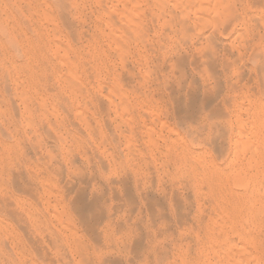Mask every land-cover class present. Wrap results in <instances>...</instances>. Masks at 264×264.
I'll return each instance as SVG.
<instances>
[{"label":"rangeland","instance_id":"rangeland-1","mask_svg":"<svg viewBox=\"0 0 264 264\" xmlns=\"http://www.w3.org/2000/svg\"><path fill=\"white\" fill-rule=\"evenodd\" d=\"M100 1V0H99ZM98 0H0V6H1V8L2 9H0V10H2L3 12H1L0 11V16H2V17H0V23H1V25H0V41H2V42H0V48H1V50L2 51H0L1 53V55H0V100L2 101H0V106L1 105H3V109L1 108V110H0V156H1V154L3 153L2 152V149L4 148V147H2L4 144L3 143H6V142H9L10 140H8V139H10V135H8V131L10 130V128H12L13 127V125H14V123H15V125L19 128H21V129H24L25 127L26 128H28V127H30V131L33 133V135L36 133V135H37V133H38V136H39V138H41V136H40V134L42 135V137L43 138H41V140L43 141H48L49 143H50V145H51V147L53 146V149L52 148H50V159H44L43 161L42 160H39V161H37V162H35V164L36 165H34L33 166V162L35 161V159H32V160H34V161H31L33 164H32V166H31V162H29V161H27V162H25L27 159H25L24 157H25V155H20V156H18V158L15 160V159H13V160H15V163H14V161L13 160H10L7 164H3L1 167H3V168H6V170L4 169H2V168H0V185H2V186H4V188H1V190L3 189L4 191H2L1 192V190H0V220H2L4 223H7V224H11L12 226H11V228L12 227H14L15 228V230L16 231H14V229H13V232H15V235H13L14 237H12V238H14V239H17V241H15V242H13L12 241V239H9V241H8V248H9V244H10V242H11V244H10V248L9 249H7V256L9 257V258H11V259H9V261H8V263L6 262V261H3L2 263H0V264H100V263H102V264H111L112 262L114 263L115 262V264H116V261H118L117 259H115V261L114 260H111V262H110V260H109V257L111 256V254L110 253H113L112 255H114L113 257L114 258H116V257H118V259L120 258V261H123V262H120V264H158V261H159V264H160V262H162L161 264H174V262L176 263V264H181V261L183 262V263H185L183 260H185V261H189V262H187V263H189V264H192V263H190V262H193V264H196V261L199 259V257H201V249H202V247L204 246V244H200V243H205L206 241V239L211 235V234H213V232H215L216 234V236H218L219 235V237H218V249H219V251H218V256L219 255H221V257L223 258V257H226L227 259H226V263L227 264H264V199H263V197H264V129H262L263 127H264V102H262L263 104V106L262 105H258V103H260V101L262 100V101H264V89L262 88V81H263V75H264V70L262 69V68H264V35L262 34V33H264V29H260V27H258L259 28V31H258V28H256L257 26H254V25H258V23L256 22L257 20H259V19H261V17H262V19L261 20H259L260 22H262L261 24H263V22H264V0L263 1H261V0H256V1H254V0H243V3H240L241 2V0H239L240 2H238V0H235L237 3L235 4V6L233 5V4H231V0H229V1H227V0H217L218 2H220V3H222V4H220V12H222V8L224 7V10H223V12H222V14L221 15H223V16H225L226 14H227V11H229V14H231L230 12L233 10L234 12H233V14L236 12V11H238L237 13H235V15H232L233 17L235 16V18H233L232 19V17L229 15V14H227L226 16H225V18L223 17V16H221L222 18H220V20L219 21H217V19H215L214 18V16H215V14H211L212 16H211V21H215L216 20V22H210L209 23V25H208V27L205 29V26L203 25L201 28H202V30L200 29H198L196 26H198V24L196 25V23H192V22H195V20H196V17H195V19H194V9L192 10V8H196V6H198V5H201L202 3H204V2H202V1H199V0H191L190 1V3L191 4H189L188 2V4L187 3H185V7H183V9H188V10H192V11H190V12H194V13H190V12H188V13H190L191 15H187V16H189V19L187 18V20L189 21L188 23L186 22V20L184 21V24L183 23H181L180 25H179V22H174L175 24H177L176 25V28H173L174 26H172V28H171V24H169V23H171L170 22V18H168L167 20H169L168 22H167V20H166V22H164L165 20H162V19H158L157 17H156V15H154V14H157V12L155 11V9L153 8V7H148L147 8V6L150 4L151 6L152 5H155V2H157V1H162L163 3H167L168 5H170V10L171 11H174V10H172V9H174V8H176V5H179V8L181 7V5H183L182 3L185 1V0H182V3L180 2L181 0H157V1H155V0H133V2H134V4L133 5H137V6H135V8L137 7V9L139 10V9H141V10H143L144 8H146L147 9V11L144 9V16H147V18L145 19V21H149L147 24L145 23V21L143 20L142 22H143V24L145 23V25L144 26H146L145 28H147V29H149V30H147L146 29V31H148L147 33H144V34H141V33H139V34H137L139 31H140V29H138L141 25L139 24V23H137V22H140V21H137V22H135L136 20H140V19H143L144 18V16L143 15H141L142 14V12H140V10L138 11V10H136L137 12H140V13H138V15L140 16L141 15V17L142 18H138L137 16V13H136V11L134 10L135 8L134 7H132V8H129V7H131L130 5V3H125V2H127L128 0H121L122 2L120 3V0H103V2L101 1V4H103L104 3V5H106V7H110L112 10L114 9H116L115 11H118L119 13H116L115 11L112 13L111 11H108V10H105V8H103V9H100V4L98 3L99 2ZM104 1H108V4L106 3V2H104ZM116 2V4H118V3H120L121 5H115V2ZM124 1V2H123ZM132 1V0H131ZM138 1V2H137ZM143 1V2H142ZM145 1V2H144ZM171 1H172V3H171ZM176 1V4L174 3V5H175V7L173 6V2H175ZM187 1H189V0H187ZM192 1L194 2V4L192 5ZM203 1H205V3L207 4V9L209 10L208 12L210 13L211 11L212 12H214V10H215V6H214V2L211 0V2L210 1H206V0H203ZM214 1H216V0H214ZM234 1V0H233ZM232 1V3H235V2H233ZM21 2V3H20ZM48 2V3H47ZM113 2H114V4H113ZM128 2H130V0L128 1ZM195 2H196V5H195ZM202 2V3H201ZM228 2H230V6L232 5L234 8H235V10L233 9V7L232 8H230V6H229V4H228ZM256 2H258V3H256ZM14 3V4H13ZM19 3H20V5H19ZM41 3L43 4V6L41 7ZM46 3V4H45ZM112 3V4H111ZM124 3V4H123ZM148 3V5H146ZM178 3V4H177ZM204 3V6H203V4H202V6H203V9H201L202 11H203V13L201 12V10H199L200 11V13H199V16H205L206 14H209V13H207L206 12V8H205V6H206V4ZM214 3V4H213ZM217 3V2H216ZM254 3V5H252ZM256 3V4H255ZM34 4V5H33ZM57 4V5H56ZM70 4H72V6L70 5ZM98 6H97V5ZM123 4V5H122ZM126 4V5H125ZM128 4V5H127ZM140 4V5H139ZM181 4V5H180ZM198 4V5H197ZM244 5V6H242L241 7V5ZM260 4V5H259ZM4 5H5V7H4ZM24 5H26V6H24ZM27 5H31L30 7L31 8H29V7H27ZM45 5V6H44ZM47 5V6H46ZM50 5V6H49ZM67 5H69V6H67ZM77 5H79L78 7L79 8H77ZM84 5V6H83ZM104 5H102V6H104ZM107 5H111V6H107ZM132 5V6H133ZM142 5V6H141ZM146 7H145V6ZM221 5H223L222 7H221ZM237 5L239 6V8L237 7ZM16 7V9H15V7ZM20 6V7H19ZM22 6H23V8H22ZM76 8H75V7ZM90 6V7H89ZM101 6V7H102ZM116 6L118 7L119 6V8H116ZM127 6V7H126ZM129 6V7H128ZM138 6H141V7H138ZM173 6V8H171ZM192 6V7H191ZM246 6V7H245ZM252 6H254V7H252ZM3 7L4 8H6L7 10L6 11H4L5 9H3ZM8 7V8H7ZM25 7H27L26 9H25ZM34 7V8H33ZM37 7V8H36ZM44 7H47L46 9L44 8ZM50 7V8H49ZM70 7V8H69ZM86 7V8H85ZM113 7V8H112ZM122 7V8H121ZM125 7V8H124ZM188 7V8H187ZM241 7V8H240ZM245 7V9H244V11L246 10L247 12V14L244 12V11H242L243 10V8ZM33 8V9H32ZM38 8H40V9H38ZM179 8H177L176 10V12L178 13L179 12ZM189 8H191V9H189ZM212 8V9H211ZM27 9H29V11H25V10H27ZM34 9H36V10H34ZM109 9V8H108ZM127 9H129L128 11L130 12V15L132 14V12H133V15H131L132 17H134V19H135V21H132L133 23H137V25H140L139 27L136 25L135 26V24H133L132 22V24H133V28H134V26L138 29V31L136 32L135 30V33H132L133 31H132V25L131 24H127V19H128V16H129V14H126L125 12L127 11ZM179 9V10H178ZM205 9V10H204ZM34 11V13H33V11ZM46 10L47 12H48V14H51L52 16H54V22H55V20H56V23L57 24H54V22L52 23V21L53 20H51L52 18H50L51 17V15H46L47 14V12H46V14L44 13V11ZM67 10V11H66ZM68 10H69V12H68ZM73 10V11H72ZM79 10V11H78ZM88 12V14H86L87 12ZM101 10H104L103 12L104 13H101L102 11ZM110 10V9H109ZM121 10V11H120ZM188 10H186V12L188 11ZM198 9H195V11H197ZM262 10V11H261ZM8 11V12H7ZM39 11V12H38ZM51 11V12H50ZM125 11V12H124ZM132 11V12H131ZM134 11H135V13H134ZM241 13H240V12ZM7 14H6V13ZM10 12L11 13H13V14H10ZM16 12V13H15ZM41 12V13H40ZM54 12V13H53ZM62 12V13H61ZM63 12H65L66 14H64ZM79 12V13H78ZM81 12H84L83 14L81 13ZM100 12V13H99ZM105 12H107L106 14H105ZM198 12V11H197ZM2 13H5V14H2ZM28 13H31V16H32V14H35L36 16H32V17H30V14H28ZM37 13H39L40 15H38ZM61 13V14H60ZM70 13V14H69ZM81 13V14H80ZM89 13L91 14V15H89ZM127 16V17H125V21H121L122 19H123V15L124 14ZM147 13V14H146ZM150 13V14H149ZM152 13H154L153 15H151ZM188 13H185V14H188ZM239 13V14H238ZM244 13V14H243ZM248 13H249V16H252L253 15V17H254V13H255V15L256 16H260V18L258 19L257 17H255V18H257V20H255V18H253V17H251V19H249L248 18ZM258 13V14H257ZM261 13V14H260ZM23 14V15H22ZM41 14H43V15H41ZM45 14V15H44ZM107 16H105V15ZM107 14H110L111 15V18H112V16H113V18L112 19H115L114 17H120V19H117L116 20V22H119V20L121 21V22H119L118 24H120V25H123V26H120L121 28L120 29H123V32H125V33H121V32H119V33H117L118 31H116V30H114L115 32V34L113 33V29H118V28H111V26H112V24H110L109 22H113V24H116V25H118L117 23H114V21H112L111 19H109L108 18V15ZM119 14H122V16H118ZM146 14V15H145ZM3 15H9V16H4L3 17ZM62 15H65L67 18H69V19H64L65 17H63ZM69 15V16H68ZM85 15V17H86V15H88L87 17H86V19H85V17H83ZM109 15V16H110ZM242 15V16H241ZM10 16H12V17H10ZM40 16V17H39ZM41 16H42V18H41ZM44 16H45V18H44ZM61 16H62V18H61ZM90 16V17H89ZM97 17V18H99V19H97V18H95V17ZM153 17V19H152V17ZM179 16V15H178ZM202 16V17H203ZM231 18V19H229V17ZM9 17L11 18V20H9ZM15 17V18H14ZM35 17V18H34ZM37 17H39L38 19H37ZM70 17H72V18H70ZM122 17V18H121ZM136 17V18H135ZM240 17H242L241 18V20H243V21H241L240 20ZM3 18L5 19H7L8 18V20H3ZM56 18V19H55ZM91 18V19H90ZM106 18V19H105ZM214 18V19H213ZM227 18V19H226ZM13 19H15V21L13 20ZM26 19H31L30 21L29 20H26ZM48 19H50V20H48ZM85 19V20H84ZM105 19V20H104ZM151 19V20H150ZM190 19H191V23L193 24V26L191 25V23H190ZM193 19V20H192ZM223 19H226L227 20V22H228V19L230 20V22H228V23H226V21H224ZM253 19H254V21L255 22H253ZM25 20V21H24ZM62 20H64V21H67L68 22V20L70 21V22H66V26H68L67 28H64L65 27V22L63 23V21ZM85 22H87V23H84L83 21ZM104 20V21H103ZM110 20V21H109ZM130 20H133L132 18L130 19ZM224 22H223V21ZM234 20V21H233ZM240 20V21H239ZM5 21V22H4ZM10 21V22H9ZM15 23H14V22ZM20 23H19V22ZM78 21V22H77ZM91 21V22H90ZM108 21V22H107ZM158 21H160V22H158ZM163 21V22H162ZM200 21V22H199ZM196 20V22L197 23H199V24H201V22H202V20ZM208 21H210V19L208 20ZM207 21V22H208ZM222 21V22H221ZM252 21V22H251ZM4 22V23H3ZM18 24H20V25H18ZM24 22V23H23ZM30 24H29V23ZM42 22H45V23H42ZM75 24H73V23ZM82 22V23H81ZM105 22H107V23H105ZM152 22H154L153 24H152ZM207 22H202L203 24H205V23H207ZM231 22L233 23V24H231ZM237 22V23H236ZM241 22V23H240ZM247 22H249V23H251V24H246ZM7 23V24H6ZM26 23V24H25ZM34 23H36L37 25L35 26L34 25ZM88 23H90V24H88ZM95 23V24H94ZM111 25V26H107V25H109V24ZM121 23H125V24H127V25H129V26H124V24H121ZM186 23V24H185ZM218 23V24H217ZM222 23V24H221ZM223 23L225 24H227V29L229 30H226V27L224 28V26H223ZM12 24H14V26L15 27H17L18 29H13V28H11L12 26H10V25H12ZM25 24V25H24ZM54 24V25H53ZM59 24V25H58ZM107 24V25H106ZM142 24V23H141ZM143 24H142V29L144 28L143 27ZM156 24H157V26L159 27H157L158 29H156L155 28V26H156ZM163 24V25H162ZM187 24H189L188 25V29L186 30V28L184 27V26H182V25H187ZM194 24H195V27H194ZM212 24H216L217 25V27L215 28H213V26H212ZM240 24V26L238 27V25ZM254 24V25H253ZM27 25H29V26H27ZM33 25V26H32ZM45 25V26H44ZM50 25V26H49ZM55 25L57 26L56 28H55ZM82 25V26H81ZM89 27V29H88V27ZM130 25H131V29H129V27H130ZM161 25V26H160ZM166 25V26H165ZM173 25V24H172ZM210 25H211V27L214 29V32H210V29L209 28H211L210 27ZM248 25H249V27H250V29H249V27H248ZM2 26V27H1ZM78 26V27H77ZM107 26V27H106ZM119 26V25H118ZM163 26V27H162ZM201 26V25H200ZM207 26V25H206ZM228 26H229V28H228ZM231 26V27H230ZM243 26V27H242ZM254 26V27H253ZM259 26V25H258ZM25 27H26V29H25ZM45 27V28H44ZM71 27V28H70ZM82 27V28H81ZM113 27V26H112ZM123 27V28H122ZM126 27H128V29H126ZM162 27V28H161ZM167 27H169V33L167 32L168 30H167ZM180 27V28H179ZM187 27V26H186ZM242 27V28H241ZM263 27V26H262ZM23 28V31L21 30ZM32 28V29H31ZM41 31H39L38 29ZM47 28V29H46ZM52 28L54 29V30H56L57 29V31H54V30H52ZM62 29V30H60V29ZM69 28V29H68ZM72 28H74V30H72ZM90 28H91V30H90ZM94 28H99V30H97V31H95V29ZM108 28H110V30L112 31L111 32V35L110 34H108V33H110L107 29ZM151 28H152V30H151ZM190 28L191 29H193L192 30V32L191 33H193V35H195L194 37H191L192 35H189V31H190ZM195 28H196V30H195ZM211 28V29H212ZM227 31H225L226 33L224 34V29ZM231 28H232V31H231ZM238 28L240 29V31L238 30ZM248 28V30H246ZM13 29V30H12ZM59 29V30H58ZM76 29V30H75ZM166 29V31H164ZM175 29H178L180 32H181V34H178V33H180V32H177V30H175ZM181 29V30H180ZM184 29V30H183ZM198 29V30H197ZM216 29H217V31H218V33H216L217 31H216ZM237 31H236V30ZM241 29H244V30H242L243 31V34L244 33H246V36L245 35H241V34H239V36H241V39H242V37H243V39H245L246 38V40H243L242 39V41H241V39L239 40V36L238 37H236V34H237V32H239V33H241ZM255 29V30H254ZM256 29H257V32H258V34H259V32H260V34L258 35V34H256L255 35V33H257L256 32ZM2 30H5V31H2ZM18 30V31H17ZM28 30H30V31H28ZM84 30V31H83ZM86 30H88V31H86ZM102 31L101 32V34H99V31ZM104 30H105V32H104ZM119 30V29H118ZM129 30H130V32H129ZM182 30H183V33H182ZM234 30L236 31V33L234 32ZM245 30H246V32H245ZM254 32L253 33V35L252 34H250L251 32ZM9 32V33H6V34H4L5 32ZM12 31H14V32H12ZM16 31V32H15ZM25 31V32H24ZM52 31V32H51ZM58 31H60V36H58L59 35V32ZM65 31V32H64ZM80 31H81V33H80ZM93 31V32H92ZM145 30L143 31V32H146ZM150 31L152 32V34L150 33ZM174 31H176V33H177V36L175 35V33H173ZM198 31V32H197ZM57 32V33H56ZM71 32L73 33V34H71ZM88 34V35H86V33ZM186 32H188V33H186ZM202 32V33H201ZM209 32V33H208ZM223 32V33H222ZM248 32V33H247ZM64 33V34H63ZM85 33V34H84ZM92 33V34H91ZM97 33V34H96ZM102 33H105V34H102ZM120 33H121V35L124 37V36H128L127 38L126 37H121L122 38V41L121 42H118V43H120V44H122V42L123 41H128V39H129V41L128 42H130V38H133V37H135V38H138L139 39V41H140V43L139 44H137L138 43V41H136V39H134V41H133V39L131 40V44L129 43V45H128V43H127V47L126 48H128V49H130V55H129V57H127L128 55H126L125 53V51H127L128 49H124L125 48V46H126V44L123 42V44L125 45L124 47H122V49H118L117 47H120V45L118 46H114L112 43H113V40H112V38H111V36L113 35V37L115 38V37H117L118 35V37L120 38ZM129 33L131 34L132 33V35L133 36H131V35H129ZM190 33V34H191ZM195 33H197V34H195ZM201 33V34H200ZM205 33H206V35H210V34H212V36H214L213 38H215V37H218L217 39H220L219 41H217V39L215 38V39H213L212 38V36L208 39L207 37H206V35H205ZM208 33V34H207ZM214 33H215V35H214ZM22 36H21V35ZM26 34H28V35H26ZM40 34V35H39ZM75 34V35H74ZM92 36H91V35ZM108 34V35H107ZM136 34L137 35H139V36H136ZM143 36V37H141V35ZM145 34H148V37H149V39L147 40V42L148 43H150V44H153V45H149L148 46V48H147V45L146 44H148L146 41H145V43H143V45H140L141 44V40H142V38H145ZM150 34V35H149ZM163 34H168V36L170 37H166V38H163ZM174 34V35H173ZM187 34V35H186ZM202 34H204V35H202ZM227 34V35H226ZM229 34V35H228ZM16 35H18V36H16ZM50 35V36H49ZM68 35V36H67ZM83 35H86L85 36V38H88L87 39V43H86V39H84V38H82V37H84ZM103 35H105V36H109L108 38L107 37H103ZM197 35H199V36H197ZM217 35V36H216ZM233 35H235V37L233 36ZM21 36V37H20ZM61 36H63V37H61ZM72 36H73V38H72ZM89 36V37H88ZM92 38H91V37ZM100 38H99V37ZM167 36V35H166ZM200 36H205V37H203L202 39H204L203 41L201 40V37ZM257 37V36H259V37H257V38H259V39H257L256 40V38L254 37V38H252V37ZM30 38V40H29V38ZM57 37H58V39H59V37L61 38L60 40H62L61 42L62 43H60V40H58V43H60V44H56V45H54V43L53 42H57ZM65 37V38H64ZM67 37V38H66ZM93 37H95L94 39L96 40V42H99L98 44L96 43L95 44V40L93 39ZM118 37H117V40L119 41V39H118ZM147 37V36H146ZM173 37H175V38H173ZM179 37H181V39H184L183 41L185 42L186 41V43H187V45H186V43H184V46H183V43H182V41H178V38ZM190 37V38H189ZM245 37V38H244ZM20 38H21V40H20ZM54 38V39H53ZM63 38L64 39H66V40H63ZM81 38V39H80ZM105 38H107V40L105 39ZM113 38V39H114ZM163 38V39H162ZM200 38V39H199ZM206 38V39H205ZM212 38V39H211ZM230 38H231V40H232V42L230 43ZM235 38H236V40H238L239 41V43H238V41H236L235 40ZM238 38V39H237ZM250 38H252L253 39V41H252V39H250ZM9 39H11V42H10V40ZM18 39V40H17ZM25 39H27V40H25ZM55 40V41H53V40ZM67 39H68V42H67ZM83 39V40H82ZM90 39V40H89ZM98 39H99V41H98ZM103 39V40H102ZM105 39V40H104ZM109 39H111V44H110V40ZM126 39V40H125ZM145 39H147V38H145ZM151 39V40H150ZM164 40V41H162V40ZM171 39V40H170ZM175 39V40H174ZM177 39V40H176ZM180 39V38H179ZM211 40V41H208V40ZM261 39V40H260ZM24 40V41H23ZM71 40V41H70ZM109 40V41H108ZM116 40V41H117ZM144 40V39H143ZM143 40H142V42H143ZM190 40V41H189ZM196 40H197V43H195L196 42ZM205 40H207V41H205ZM213 40L215 41L216 40V43L217 42H219L218 44H217V49L215 48L216 46L215 45H213L214 47H212V46H210L209 47V50H208V48H205L206 50H204L203 48H204V44H206V43H204V41L205 42H208L207 44L208 45H211V43L210 42H213ZM260 40V41H259ZM8 41L10 42V43H8ZM53 41V42H52ZM66 41V42H65ZM89 41V42H88ZM103 41V42H102ZM106 41H108L109 42V44H108V42H106ZM152 41V42H151ZM155 41V42H154ZM170 41V42H169ZM175 41H176V43H175ZM220 41H222V42H220ZM233 41H234V43H233ZM241 41V42H240ZM255 41H257V42H255ZM13 42V43H12ZM17 42V43H16ZM22 42V43H21ZM30 42V43H29ZM73 43V44H71V43ZM80 42H82V43H80ZM106 42V43H105ZM115 42V41H114ZM178 42H179V44L182 46H180L179 44H178ZM194 42V43H193ZM203 42V43H202ZM236 42H237V44H239V47L240 48H238L236 45ZM250 42H252V43H250ZM15 43V44H14ZM45 43V44H44ZM63 43H65V44H63ZM66 43H68V44H70V45H68V44H66ZM78 43V44H77ZM101 43V44H100ZM133 43H134V45H136V46H134L133 45ZM155 43V44H154ZM189 43V44H188ZM190 43L192 44V45H190ZM210 43V44H209ZM221 43V44H220ZM240 43H241V46H242V43H243V45L246 47V49L248 50L247 52H246V50H245V48H242L241 46H240ZM254 43H255V47H254ZM263 43V44H262ZM6 45V46H4L3 47V45ZM29 44H31L32 46H29ZM115 44V43H114ZM157 44V45H156ZM198 44V46H201V44H203L202 45V49H203V53H208V52H210V53H208V54H203L202 52H201V50L199 49V48H197L196 47V45ZM200 44V45H199ZM228 46H227V45ZM229 44H235V45H233L234 47H231V45L229 46ZM9 45H12L11 47L9 46ZM14 45V46H13ZM26 48H24L23 46ZM58 45H60V46H63V48L66 46V48L68 47V49H66L67 51H69V53H71L70 55H69V53L68 52H65L64 50H62V48H59V47H57ZM68 45V46H67ZM72 45V46H71ZM81 45V46H80ZM84 45V46H83ZM91 45V46H90ZM102 45V46H101ZM105 45V46H104ZM107 45V46H106ZM113 45V46H112ZM139 45V46H138ZM144 45H146V47L144 48ZM218 45H220V46H218ZM251 45H252V47H251ZM52 46V47H51ZM54 46H56V47H54ZM71 46V47H70ZM73 46L75 47V50H74V48H73ZM86 46H88V47H86ZM138 46V47H137ZM153 46L155 47L153 50H155V49H157V50H159V52L156 50V52L158 53V56L156 55V54H154L155 53V51H154V53H152V52H149V51H151L152 49L151 48H153ZM161 46V47H160ZM165 48H163V47ZM175 46H177V49H179L178 51H176L175 52V50H177L176 49V47ZM181 47V49L182 50H184L183 52H182V50H180V47ZM191 46V47H190ZM222 46V47H221ZM248 46V47H247ZM250 46V47H249ZM13 47V49H11ZM16 47V48H15ZM99 47H100V49H99ZM114 50H116V48L118 49V51H120V52H123V54L124 55H121V57L120 58H122V56L123 57H127V59H125V58H122V61H121V63L119 64V62H120V60L117 58V56H118V54H117V52L114 50V52H113V50L111 49V48ZM114 47H116V48H114ZM133 47H135V49H133ZM137 47V48H136ZM179 47V48H178ZM194 47V48H193ZM219 47H221V49L219 48ZM230 47V48H229ZM262 47V48H261ZM6 48V49H5ZM28 48V49H27ZM51 48V49H50ZM69 48H70V50H69ZM72 48V49H71ZM84 48V49H83ZM96 48V49H95ZM188 48V49H187ZM233 48V49H232ZM235 48H237L236 49V51L238 50L239 52H240V55H241V61H238L239 62V64L237 63V60L236 59H238V57L239 56H235V55H238L237 53H236V51H234V49ZM255 49V52H253L254 51V49ZM51 51H50V50ZM52 49H53V51H52ZM59 49V50H58ZM105 50L104 51V53H103V51L102 50ZM111 49V50H110ZM142 51H141V50ZM144 49H146L147 51H144ZM189 49H190V51H189ZM197 49H199L200 50V52H201V55H203V57L204 58H207L208 59V57H210L213 61L215 60L216 62L213 64V67H214V65H215V67H218V69H217V71L219 72V73H217V71L215 72L214 70V72L213 71H211L212 72V74L213 75H210V71H208V66H207V64H205L208 60L207 59H204L203 57V59L205 60L204 62H198L199 64H195V68H196V70L198 69V68H202L203 69V67H202V63H204L203 64V66L205 65L206 67V69H207V72L206 73H209V75L210 76H212L211 78H209V75L207 76L206 75V73H205V71L204 72H202V73H200L201 71H199V69H198V71H194V69L192 68V67H194L193 66V62H194V60H198V61H200V60H203L201 57H200V55L199 54H197ZM213 49V50H212ZM259 49V50H258ZM261 49H263V50H261ZM4 50V51H3ZM35 50V51H34ZM73 50V51H72ZM79 50V51H78ZM125 50V51H124ZM149 50V51H148ZM163 50V51H162ZM215 50H217V52L219 53V58L218 57H216V58H218L217 60L218 61H220V62H218L216 59H215V56L213 57V52L215 51ZM29 53H27V52ZM32 51V52H31ZM59 52V54H58V52ZM78 52V53H76V52ZM95 51V52H94ZM97 51H99V52H97ZM135 51V52H134ZM144 51V52H143ZM193 51H197V52H193ZM204 51H206V52H204ZM229 51H231L232 53H230ZM243 51H245V52H243ZM263 51V52H262ZM5 52H6V54H5ZM35 52V53H34ZM51 52V53H50ZM63 54H62V53ZM75 52V53H74ZM90 54H89V53ZM132 52H134V53H132ZM147 52V53H146ZM175 52V53H174ZM216 52V51H215ZM238 52V53H239ZM245 53V55L243 54V53ZM249 52V53H248ZM10 53V54H9ZM32 53V54H31ZM59 55H57V54ZM64 53L66 54V55H69V60H73V59H75V61H76V59H77V62H71V61H69V60H65V64H64V61H59V57H60V59L61 58H64L65 59V55H64ZM68 53V54H67ZM87 53H88V55H90V56H87ZM92 53V54H91ZM98 53H99V56H98ZM106 53V54H105ZM119 53V52H118ZM153 55H152V54ZM160 53H161V55H160ZM169 53V54H168ZM172 53V54H171ZM174 53V54H173ZM186 53V54H185ZM194 53V54H193ZM217 53V54H218ZM7 56H5V55ZM26 54V55H25ZM28 54V55H27ZM55 56H54V55ZM73 54H74V56H73ZM82 54V55H81ZM102 54H105V56L107 55V57H105L104 55H102ZM144 55L143 57H141L140 55ZM146 54V55H145ZM148 54V55H147ZM151 54V55H150ZM175 54H182V56L183 57H180V56H178V55H175ZM184 54V55H183ZM198 55V57L197 56H195L194 57V55ZM213 54V55H212ZM232 54V55H231ZM243 54V55H242ZM8 55H10V56H8ZM32 55H34V56H32ZM93 55L94 56H96L95 58H93ZM109 55V56H108ZM116 55V56H115ZM132 55V56H131ZM136 55V56H135ZM187 55V56H186ZM190 55V56H189ZM206 55H207V57H206ZM220 55H221V57H220ZM79 58H78V57ZM80 56H81V58H80ZM101 56H102V58H101ZM115 56V57H114ZM151 56H153L152 57V59H151ZM168 56H169V58H168ZM176 56H177V58L178 57H180V58H183V60H185L186 58V60L187 61H185V62H188V64L186 63V65L185 64H182L181 66L179 65V63L177 62V59H176ZM184 56H186V57H184ZM191 56H192V58H191ZM51 57V58H50ZM55 57H57V58H55ZM68 57V56H67ZM74 57V58H73ZM90 57V58H89ZM97 57H99L98 59H96ZM105 57V58H104ZM112 57V58H111ZM132 57V59H130ZM146 57H147V59H146ZM149 57H150V61H149ZM173 57V58H172ZM193 57H194V59H193ZM196 57H197V59H196ZM201 59H200V58ZM2 58H5V59H2ZM12 58V59H11ZM71 58V59H70ZM73 58V59H72ZM101 58V59H100ZM156 58V59H155ZM158 58V59H157ZM174 59V61L173 60H170L169 62H168V60L167 59ZM180 58H179V61H182V59L180 60ZM8 59H10V61L8 60ZM54 59V60H53ZM57 61H56V60ZM78 59H79V62H78ZM84 61H83V60ZM145 59H146V61L148 62L147 64H148V68L153 72V73H151V71L150 72H148L147 70H149L148 68H147V70H146V68H139V67H146V64L144 63V62H146L145 61ZM153 59H155V60H153ZM240 59V58H239ZM244 59V60H243ZM5 60V61H4ZM27 60V61H26ZM63 60V59H62ZM82 60V61H81ZM98 60V61H97ZM100 60V61H99ZM103 60H105L106 61V63H105V61H103ZM113 60V61H112ZM131 60H132V62H131ZM151 60H153V61H151ZM156 60H158V62L156 61ZM226 60V61H225ZM229 60V61H228ZM236 62H235V61ZM262 60V61H261ZM7 61V62H6ZM33 61V62H32ZM53 61V62H52ZM63 62V64H59V62ZM68 63H67V62ZM74 61V60H73ZM82 63H81V62ZM93 61V62H92ZM225 61V63H224V66H223V63L222 62H224ZM232 62V64H230L229 62ZM235 62V64H233L234 62ZM244 61H245V63H244ZM10 62V63H9ZM22 64H21V63ZM38 62V63H37ZM92 62V63H91ZM98 62H99V64H98ZM103 62L106 64V66H105V64L103 65ZM140 62V63H139ZM166 62V63H165ZM176 63L175 64V66L177 67H174L173 65H171V64H173V63ZM184 62V61H183ZM184 62V63H185ZM4 63H6V64H4ZM11 63H14V64H12L11 65ZM40 63V64H39ZM70 63V64H69ZM74 65H73V64ZM76 63H78L79 65H77ZM84 63H86V65H88V66H86ZM95 63V64H94ZM102 63V64H101ZM116 63V64H115ZM118 63V64H117ZM136 63V64H135ZM151 63V64H150ZM228 63V64H227ZM20 64V65H19ZM34 64H36V65H34ZM45 64V65H44ZM67 64V65H66ZM69 64V65H68ZM82 64H84V65H82ZM94 64V65H93ZM108 64V65H107ZM114 64V65H113ZM139 64H140V66H139ZM150 64V65H149ZM155 64V65H154ZM168 64H170V65H168ZM220 64V66H218ZM225 64H227L226 66H228L229 64H230V66L228 67L229 69H227L226 70V68H225ZM253 64V65H252ZM259 64V65H258ZM262 64H263V66H262ZM7 65H8V67H7ZM14 65H17L16 66V68H15V66ZM19 65V66H18ZM63 65H65V66H67L66 68H65V66H63ZM92 65V66H91ZM113 65V66H112ZM128 65H130V66H128ZM134 66V68H136V69H134L133 68V66ZM152 65L155 67H152ZM159 65V66H158ZM161 65V66H160ZM168 65V69H167V66ZM188 65H190V66H188ZM201 65V66H200ZM236 65H237V68H236ZM239 65H241V68L239 67ZM9 66H10V69L12 68H14L13 69V72H12V70L10 71L9 70ZM78 67V68H76V67ZM80 66V67H79ZM83 66V67H82ZM108 66V67H107ZM123 66L126 68H124V70L123 69H120L121 67L123 68ZM170 66H172V67H170ZM183 66H186V67H183ZM192 66V67H191ZM198 66H200V67H198ZM246 66H248V67H246ZM251 66V67H250ZM262 68H261V67ZM37 67H38V69H37ZM65 69H67V70H65ZM73 67V68H72ZM74 67L78 70V71H76V72H79V68L81 69V71H80V75H81V77H80V75L77 73V75H79L78 77H80V81H79V78L77 79V78H71V73H73V72H69L70 70L71 71H74L73 69H74ZM87 67V69H85ZM92 67V68H91ZM101 67V68H100ZM105 67V68H104ZM112 67H116L115 69L114 68H112ZM119 67V68H118ZM152 67V68H151ZM159 67V68H158ZM182 67V68H181ZM198 67V68H197ZM245 67L247 68V70L245 69ZM260 67V68H259ZM18 68V69H17ZM58 69V70H56V69ZM109 68V69H108ZM170 68V69H169ZM177 70V73H175L176 72V70ZM181 68V69H180ZM183 68H184V70H186L187 72V74H185V75H183V77H182V80H181V77H179V76H182V75H180L181 74V72L183 71ZM200 68V69H201ZM222 68H225V69H222ZM238 68L240 69V73H241V71H242V73H241V75L242 76H240V74L238 75ZM258 68V69H257ZM49 69V70H48ZM62 70V72L60 71V70ZM92 69H94V70H92ZM98 69V70H97ZM108 69V70H107ZM110 69H114V70H117V71H110ZM156 69V70H155ZM158 69V70H157ZM188 69H189V72H188ZM201 69V70H202ZM212 69H214V68H212ZM212 69H209V70H212ZM216 69V68H215ZM222 69V70H221ZM17 72H16V71ZM20 70V71H19ZM23 71V73H22V71ZM139 70H140V72H139ZM144 70H146V71H144ZM166 70H167V72H166ZM179 70H182V71H179ZM205 70V69H204ZM223 70H225V71H223ZM237 71V75H236V71ZM249 70H253V72L252 71H249ZM257 70H258V73H257ZM263 70V71H262ZM53 71V72H52ZM57 71V72H56ZM58 71H60V72H58ZM89 71V72H88ZM110 71V72H109ZM130 71V72H129ZM143 71V72H142ZM154 71H155V73H154ZM163 71V72H162ZM171 71H173V73L171 72ZM230 71L233 73V72H235L234 73V75H235V77L233 76V74L232 73H230ZM261 71V74L259 73ZM101 72H103V74L101 73ZM127 72H129V73H131L132 72V75H133V73L137 76H135V75H133L134 76V81H133V77H132V75H130V77L129 76H126L127 74ZM150 74H148V73ZM157 72V73H156ZM180 74H179V73ZM197 72H199V74L197 73ZM228 72V73H227ZM250 72V73H249ZM23 75H22V74ZM59 73V75H57ZM61 73V74H60ZM62 73L64 74V75H62ZM67 73V74H66ZM86 73V74H85ZM105 73V74H104ZM108 73V74H107ZM110 73V74H109ZM113 73L114 74H117V76L119 77V78H117L116 77V75H113ZM128 73V74H129ZM145 73H147L148 74V77L149 76H151L150 78H147L148 79V81H152V83L151 82H148V81H146V75H145ZM185 72L183 71V73L182 74H184ZM205 73V74H204ZM223 73H226L225 75L223 74ZM39 74V75H38ZM74 74H76V73H74ZM74 74H72V75H74ZM91 74H94V75H91ZM96 74H98V75H100L101 74V79H104V80H102V81H106L107 79H108V77H109V80L111 81L110 82V84L108 83L109 82V80H107L104 84H106V83H108V86L111 88V87H113V86H117V83H120L121 85H120V88H122L123 87V89H126V88H129V90L131 89V92H132V90L133 91H135V90H137V92H136V94H139V92H140V95H137L138 97H136L135 96V92L132 94V93H129L128 91H123V89H121V93L119 92L120 90V88L117 86L116 88H113V90H115V92L114 91H112L110 88L109 89H107L106 90V93H105V91L103 90V92H101L102 90H100L101 88L100 87H104L103 85L104 84H102L103 82L102 81H100V83L98 84V80H100V77L98 78V76H95ZM113 75V77H115L114 78V80L112 79V75ZM153 74L155 75H157L158 76V74H159V77L160 78H158L156 75H155V77L153 76ZM172 74H174V75H172ZM175 74L176 75H178L179 74V76H175ZM217 74H219V75H217ZM229 74V75H228ZM232 74V75H231ZM259 74V75H258ZM33 75V76H32ZM57 75V76H56ZM61 75H62V77L63 78H65L66 76H67V80L66 79H63L62 77H61ZM85 75V77H86V79L83 77L82 78V76H84ZM105 75L106 76H108L107 78L105 77ZM109 75H111V76H109ZM166 76L165 78H167V80L166 79H163L164 78V76ZM168 75V76H167ZM172 77H171V76ZM215 75H217V76H219V78H217V76H215ZM220 75L222 76V77H220ZM252 75L253 76V79H255V80H253V82H251L252 81V77L250 78V76ZM35 76H37V77H35ZM41 78H39V77ZM93 76V77H92ZM141 76V77H140ZM162 76H163V78H162ZM174 76H175V78H174ZM187 76H189L188 78L189 79H187L186 77ZM204 76L206 77V78H204ZM232 76V77H231ZM236 76H239L241 79H239L238 80V77L236 78ZM255 76V77H254ZM12 79H11V78ZM59 79L60 78V81L57 79V78ZM77 77V76H76ZM95 77V78H94ZM110 77H111V79H110ZM132 77V78H131ZM177 77V78H176ZM196 78V79H194V78ZM242 77H243V79H244V81H243V79H242ZM248 77V78H247ZM261 77H262V80H261ZM87 78H89V79H87ZM96 78H98V79H96ZM121 78V79H120ZM130 78V80L131 81H133L132 83L134 84H129V82H130V80H128ZM138 80H137V79ZM171 78H172V80H171ZM174 78V79H173ZM179 78V79H178ZM193 78V79H192ZM220 78H222L223 79V82H222V80L220 79ZM24 79V80H23ZM75 80L76 79V81H74V82H77V85H78V83L79 84H82V87L84 86H86V90L89 92V94L88 93H86V90H81V93L82 92H84L87 96H85V94H83L82 93V95H81V93L79 94V92L77 93V94H75L76 93V91H70V92H75V93H73V95H74V97H75V95L77 96H79V97H76L75 98V100L78 98V103H80V104H78V103H76V101L74 100V98L72 97V95H71V93L69 92V90H76V89H78V88H74V86L76 85V83H75V85H74V83H71V87H70V83L69 84H67L68 82H69V80ZM84 79H85V81H84ZM117 79H119V80H122V81H119V80H117ZM151 79H153V80H151ZM176 79V80H175ZM185 79V80H184ZM210 79V80H209ZM217 79H219V80H217ZM234 79H236L235 80V82H234ZM248 79H251V80H249V82L250 83H248ZM260 79V80H259ZM16 81L17 83H15V82H13V81ZM19 80V81H18ZM21 80V81H20ZM28 80H29V83H28ZM62 80H64L63 82H65V83H63L62 82ZM78 80V81H77ZM92 80L94 81V82H92ZM113 80V81H112ZM126 80H128V81H126ZM155 80V81H154ZM206 80V81H205ZM213 80V81H212ZM216 80V81H215ZM229 80H230V82H229ZM83 81V82H82ZM91 81V82H90ZM117 81H119V82H117ZM139 81H140V83H139ZM153 81H154V83H153ZM184 81L186 82V83H184ZM198 81V82H197ZM211 81V82H210ZM217 81H219V82H217ZM237 81V82H236ZM245 81H247V82H245ZM255 81V82H254ZM25 82V83H24ZM43 82V83H42ZM49 82V83H48ZM70 82H73V81H70ZM82 82V83H81ZM87 82V83H86ZM102 82V83H101ZM116 83V85H114L113 83ZM127 82V83H126ZM167 82L169 83V89H168V86H166L167 85ZM173 83V87H171V84ZM175 82V83H174ZM181 82V83H180ZM206 82H208L210 85H208ZM214 82V83H213ZM234 82V83H233ZM17 84L18 86H16L15 84ZM24 84V86H25V84H28L29 85V87H28V85H26L25 87L23 86V84ZM31 83V84H30ZM62 83L64 84V85H62ZM137 83V84H136ZM149 83H151V85H149ZM157 83V84H156ZM197 85H196V84ZM217 83H219L220 84V97H218L215 101H210L209 100V98H207L208 97V93L209 92H211L212 90H213V88H214V86L217 84ZM242 83V84H241ZM247 83V84H246ZM254 84V85H251V84ZM33 84V85H32ZM37 84V85H36ZM72 84H73V87H72ZM85 84V85H84ZM127 84H129V85H127ZM139 84V85H138ZM142 84V85H141ZM155 84V85H154ZM182 84V85H181ZM184 84V85H183ZM195 84V85H194ZM213 84H215V85H213ZM229 84V85H228ZM234 84V85H233ZM237 84V85H236ZM14 85H15V87H14ZM31 85V86H30ZM41 85V86H40ZM45 85V86H44ZM68 85H69V87L71 88V89H67V87H68ZM99 85V86H98ZM102 85V86H101ZM119 85V84H118ZM144 85V86H143ZM156 85H158V87L157 88H155L156 87ZM190 85V86H189ZM202 85V86H201ZM63 86V87H62ZM65 86V87H64ZM80 86V85H79ZM106 86H107V84H106ZM106 86H105V89H106ZM129 86H131V87H129ZM143 86V87H142ZM152 87L153 89H151L150 87ZM155 86V87H154ZM176 86V87H175ZM179 86V87H178ZM208 86V87H207ZM245 86L247 87H253L254 86V88H255V86H256V88L254 89V91H253V94L255 95V96H253L252 95V92H250L251 90H252V88L249 90V88L247 87V89L245 88ZM16 87H17V90H16ZM33 89H32V88ZM37 87V88H36ZM76 87V86H75ZM81 87V88H82ZM83 87V88H84ZM93 87V88H92ZM98 87H99V89H98ZM141 87L142 88H144V89H141ZM147 87H148V89H147ZM181 87V88H180ZM186 89H185V88ZM198 87V88H197ZM108 88V87H107ZM133 88H136V89H133ZM172 88V89H171ZM194 88H196V89H194ZM210 90H209V89ZM241 88V89H240ZM15 89V90H14ZM22 89H23V95H24V92L26 91V92H28V91H30L29 93H27V95L28 96H30L31 97V99H30V97H28L26 94L24 95V97L25 96H27L26 98H24V97H22L23 95H21V97H20V93L22 92ZM65 89V90H64ZM95 89H96V91L99 93V95L97 94V92L95 91ZM141 91H140V90ZM157 89V90H156ZM159 89V90H158ZM166 89H168V90H166ZM176 89V90H175ZM177 89H178V91H177ZM180 89V90H179ZM191 91H190V90ZM206 89H207V91H206ZM258 91H257V90ZM263 90V92H262V90ZM28 90V91H27ZM36 90V92H34ZM41 90V91H40ZM64 90V91H63ZM67 90V91H66ZM80 90V89H79ZM100 92H99V91ZM110 90L113 92L112 93V95L113 94H115L116 92L118 93L119 92V94H122L121 96L122 97H120V98H122V100H123V98L126 100H128L129 102H127L126 101V104H125V107H124V105L122 106V101L121 100H119V96H112L111 95V92H110ZM117 90H119V91H117ZM126 90H128V89H126ZM150 92H148V91ZM152 90H154V93H153V91ZM185 90V91H184ZM194 90V91H193ZM243 90V91H242ZM245 90V91H244ZM246 90H249L248 91V95L246 94ZM21 91V92H20ZM38 91V92H37ZM139 91V92H138ZM172 91H174V93L172 92ZM176 91H177V93H176ZM195 91H197V92H195ZM257 91V92H256ZM261 91V92H260ZM16 92L17 93H19L18 95L16 94ZM32 92V93H31ZM43 92V93H42ZM158 92V93H157ZM161 92V93H160ZM163 92V93H162ZM165 92V93H164ZM194 92L196 93V94H194ZM239 92V93H238ZM34 93L36 94V95H34ZM47 93H48V95H47ZM60 93V94H59ZM91 93V94H90ZM112 96V97H109V99L110 100H108V96H110L109 94ZM116 93V94H117ZM128 95H127V94ZM142 93V94H141ZM148 93H149V95H148ZM156 93V94H155ZM243 93V94H242ZM251 93V94H250ZM256 93V94H255ZM18 96V97H20V98H17L16 97V95ZM31 94H33V95H31ZM50 94H52V95H50ZM102 96H101V95ZM107 94V95H106ZM127 95V97H126V95ZM154 94V95H153ZM159 94V95H158ZM189 94V95H188ZM258 94V95H257ZM44 95L45 96V98L43 97L42 98V96ZM91 96V97H88V96ZM148 95V96H147ZM159 97H158V96ZM194 95H195V97H194ZM256 95L258 96V97H256ZM35 96H37V97H35V99H34V97ZM54 96H57V97H54ZM85 96V97H84ZM105 96V97H104ZM130 96V97H129ZM151 96V97H150ZM191 96V97H190ZM207 96V97H206ZM246 96V97H245ZM250 96H253V97H251V98H253V101L251 100V99H249V97ZM83 97V98H82ZM128 97L129 98H131V97H133V101L131 100V99H128ZM164 97H165V99H164ZM205 97V98H204ZM260 97V98H259ZM28 98L31 100H28ZM37 98V99H36ZM81 98L84 100L85 98H88L90 101H93V102H89V100L87 101L86 99V101H82L81 100ZM117 98V99H116ZM137 98V99H136ZM139 98V99H138ZM161 98H163V99H161ZM257 98V99H256ZM39 99H41L42 101H43V103H42V106H41V100H39ZM107 99V100H106ZM111 99H112V101H117V102H115L116 103V107H115V105H114V102L112 103V102H110L111 101ZM114 99V100H113ZM158 99V100H157ZM193 99V100H192ZM205 99H207V100H209L208 102H207V100H205ZM240 99V100H239ZM241 99H242V101H241ZM246 99H248V100H246ZM3 100H5V101H3ZM25 100V101H24ZM46 100H48V101H46ZM53 100H54V103H53ZM81 100V101H80ZM118 100L120 101V102H118ZM125 100H124V102H125ZM142 100V102H140ZM157 100V101H156ZM160 100H162V101H160ZM178 100V101H177ZM190 100H192L193 101V103H192V101L190 102ZM196 102H195V101ZM197 100H198V102H197ZM249 100H251V103H253L254 101V104L252 105L250 102H249ZM256 100H259L258 102L256 101ZM25 102V105L24 106H28L30 109H32L31 111L33 112V113H31L32 115H33V118L35 119H33L32 118V115L31 116H28V114L30 115V111L28 112V107H24L23 105H21L22 103H19V102ZM28 101H30V102H32V103H34V105H33V107H32V105L30 104V103H26V102H28ZM38 101H39V103H38ZM45 101V102H44ZM75 101V102H74ZM80 101V102H79ZM164 101V102H163ZM17 102V103H16ZM23 102V103H24ZM35 102H37V103H35ZM50 102L51 103H53L54 104V106H51V105H53V104H51L50 105ZM62 104H61V103ZM83 102L86 104L87 103V105H88V107H87V109H85L86 107H83V109H81L80 107L78 108L77 106H80L81 104L83 105V106H85L84 104H83ZM107 102H108V105H107ZM124 102H123V104H124ZM138 102V103H137ZM153 102H155V103H153ZM158 102V103H157ZM194 102H195V104H194ZM207 102V103H206ZM245 102V103H244ZM257 102V103H256ZM6 103V104H5ZM16 103V104H15ZM45 103H46V105H45ZM55 103H56V105H55ZM91 104V103H93V105L91 104V105H89V104ZM140 103V104H139ZM143 103V104H142ZM169 103V104H168ZM176 103V104H175ZM192 103V104H191ZM198 103V104H197ZM204 103H206L207 105H209V106H207L206 107V104H204ZM235 103H237V104H235ZM239 103V104H238ZM8 104V105H7ZM14 104V105H13ZM18 104V105H17ZM19 104H20V106H19ZM27 104V105H26ZM40 104V105H39ZM58 104V105H57ZM64 104V105H63ZM67 106H66V105ZM105 104V105H104ZM112 104L114 105V107L116 108H114L113 106H112ZM129 106H128V105ZM137 104H139V105H137ZM204 104V105H203ZM218 104H219V107H218ZM6 105H7V110H8V112H7V110H5L4 111V109L6 108ZM81 105V106H82ZM134 105V106H133ZM143 105V106H142ZM165 105V106H164ZM189 105V106H188ZM236 105V106H235ZM237 105H241V108H237ZM255 105V106H254ZM14 106V107H13ZM35 106V107H34ZM45 107L46 106V109L48 110H46V111H43V110H45V109H41L42 107ZM51 106V107H50ZM64 106V107H63ZM76 106V107H75ZM91 106H93L94 108L91 110L90 109V107ZM122 106V107H121ZM133 107L132 109H129V110H127L129 107ZM153 106V107H152ZM197 106V107H196ZM245 106V107H244ZM257 106H258V108H257ZM16 107V108H15ZM25 109H27V111H23V109L24 108ZM52 107H54V108H52ZM55 107H56V110L59 112V114L61 115H58L57 113L58 112H56V110L54 111V109H55ZM59 107V108H58ZM66 107V109H68V111L66 112L65 110L66 109H64ZM126 108V107H128L127 109H125L126 111H123V109L124 108ZM130 107V108H131ZM141 107V108H140ZM162 107V108H161ZM191 108V110H189L188 108ZM235 107V108H234ZM244 107V108H243ZM250 107V108H249ZM20 110H19V109ZM76 108H78V109H80V110H78L77 109V112L78 111H80V112H78L77 114H76ZM105 110H104V109ZM114 108V109H113ZM119 108V109H118ZM137 108V109H136ZM150 108V109H149ZM236 108H237V110H236ZM243 108V109H242ZM257 108V109H256ZM17 109V110H16ZM62 109V110H61ZM88 109H90L91 111L89 112V111H87ZM94 109H95V112H94ZM121 109V110H120ZM141 109V110H140ZM193 109V110H192ZM221 111H220V110ZM234 109H235V112H233L234 111ZM239 109V110H238ZM250 110V111H247V115H246V113H244V112H246V111H244V110ZM260 109V110H259ZM262 109V110H261ZM3 110V111H2ZM17 111V112H15V111ZM34 110H35V112H34ZM37 110V111H36ZM56 113V115H58V116H60V117H55L56 119H54L53 118V116H55V114H52V113H54L53 111ZM85 112H83V111ZM107 110V111H106ZM118 110H120L121 112H123V113H121L120 111H118ZM133 111V113H132V111ZM148 110V111H147ZM157 110V111H156ZM195 110V111H194ZM241 110V111H240ZM256 110V111H255ZM258 110V111H257ZM21 111V112H20ZM113 113H112V112ZM114 111H116V112H114ZM131 111V112H130ZM176 111H177V113H176ZM238 111H239V113H238ZM244 111V112H243ZM251 111H253V113H251ZM8 113L7 115L6 114H4V113ZM24 112H26V113H24ZM28 112V113H27ZM43 112V113H42ZM44 112H47V113H44ZM52 112V113H51ZM61 112V113H60ZM64 112H66V113H68V114H66V113H64ZM92 112V113H91ZM124 112H126V113H124ZM152 112H154V113H152ZM165 112V113H164ZM191 112H193V113H191ZM219 112V113H218ZM237 112V114H234V113H236ZM241 112V113H240ZM259 112V113H258ZM23 113V114H22ZM52 115H51V114ZM75 113V114H74ZM85 114L86 116L88 115V120L90 121L89 123L91 124V123H93L94 122V124H89L87 121V124H88V128L87 127H85L83 124V120H82V123H80L81 121L78 119V117H76V116H79L80 114ZM114 113L116 114V115H114ZM128 113V114H127ZM136 113H137V115H136ZM144 113L146 114V115H144ZM189 113V114H188ZM250 113V114H249ZM18 114V116H16ZM69 114H70V116H71V119H70V117H69ZM123 114V115H122ZM124 114H126V117L124 116ZM134 114V115H133ZM142 114L145 116V118H144V116H142ZM151 114V115H150ZM156 114H158V115H156ZM187 114V115H186ZM240 114V115H239ZM254 114H255V116H254ZM261 114V115H260ZM4 115H6L5 117L7 118V120H5V118H4ZM9 115V116H8ZM25 116V117H23V118H21L22 116ZM48 115V116H47ZM51 115V116H50ZM85 115H82V116H79V117H82L83 119H84V117L83 116H85ZM94 115V116H93ZM179 115V116H178ZM194 115V116H193ZM236 115H237V117H238V121H241L242 122V120H244V123L243 124H241L239 127H237V126H235V124H237V125H239V122L237 121V120H235V121H237V123L236 122H234L233 121V119H236L237 117H236ZM247 116V118L245 119L244 118V116ZM249 115V116H248ZM253 117H251V116ZM263 115V116H262ZM21 116V117H20ZM72 116H73V119H76V120H73L72 119ZM118 116H119V118H118ZM132 116V117H131ZM149 116H150V118H149ZM151 116H154V117H151ZM159 116V117H158ZM236 117V118H234V117ZM258 117V119L256 118V121H255V118L254 117ZM260 116V117H259ZM12 118V121H11V119H9V118ZM38 119H37V118ZM46 117L48 118V119H46ZM52 117V118H51ZM139 117V118H138ZM148 117V118H147ZM220 117V118H219ZM231 117H233V118H231ZM242 117V118H241ZM250 117H251V119H253L254 120V122H256V123H253L252 124V126L250 127V122L252 123L253 122V120L252 121H250L251 119H250ZM30 118H31V120H30ZM60 118V119H59ZM87 118V117H86ZM92 118H93V120H92ZM101 120H100V119ZM152 118H154V119H152ZM171 118V119H170ZM178 118V119H177ZM240 118V119H239ZM244 118V119H243ZM249 118V119H248ZM262 120H261V119ZM14 119V120H13ZM18 119V120H17ZM24 119H26V120H28L27 122V124H26V121L24 120ZM49 119H51V121H48L47 122V120H49ZM53 119H54V121H53ZM62 119V121H60ZM96 119V120H95ZM145 123V124H143V122L141 121V120ZM197 119V120H196ZM8 120H10L11 121V123L8 121ZM33 120V122L34 121H37V122H35V125H33V123L31 122ZM56 120H58V124H56L57 122H56ZM72 120V123L70 122ZM77 120H79V121H77ZM150 120V121H149ZM151 120H157V121H151ZM224 120V121H223ZM248 120H249V122H248ZM259 120V121H258ZM3 121H4V123H3ZM8 121V122H7ZM24 121H25V123H24ZM44 121V122H43ZM76 121V123H78V124H76V123H74ZM96 121H98V122H96ZM122 121V122H121ZM128 123H127V122ZM131 121L133 122L132 124H131ZM161 121V122H160ZM166 121V122H165ZM222 121L224 122V123H222ZM14 122V123H13ZM19 122H20V124H19ZM24 123V126H23V123ZM56 122V123H55ZM59 122H61V124H62V127L60 128H58V126L59 125H61ZM125 122V123H124ZM169 122V123H168ZM233 124H232V123ZM240 122V123H241ZM248 122V123H247ZM259 122H261V123H259ZM12 124V127L10 126V125H8V124ZM30 123H32V125L30 124ZM38 125H37V124ZM47 123V124H46ZM63 123H64V125H63ZM66 123V124H65ZM70 123V124H69ZM162 123H164L165 125H164V127L163 126H160V124L162 125ZM180 123V124H179ZM225 123H227V124H225ZM230 123V124H229ZM246 123H247V125H246ZM258 123H259V125H263V126H260V128L258 127ZM45 124H46V126H45ZM50 124H52L51 125V127H50ZM82 124V125H81ZM96 124V125H95ZM100 124V125H99ZM107 124H108V126H107ZM125 124H126V126H125ZM132 126H131V125ZM156 124H158L157 126H156ZM231 124H232V126H231ZM248 124H249V128H248ZM257 124V125H256ZM14 125V126H15ZM25 125H27V126H25ZM48 125V126H47ZM67 125V126H66ZM80 125V126H79ZM93 125H95V126H93ZM131 127V131H130V129L128 128L129 126ZM143 125L145 126V127H143ZM170 126V127H167V126ZM181 127H180V126ZM255 125V126H254ZM31 126H33V128L31 127ZM57 126V127H56ZM66 126V127H65ZM91 126H93L94 128H92ZM102 126V127H101ZM128 126V127H127ZM168 129H170V130H172V131H168L167 130V128ZM226 126V127H225ZM235 126V127H234ZM245 126H247V128L245 127ZM257 126V127H256ZM36 127V128H35ZM44 127V128H43ZM48 127V128H47ZM52 127L54 128V129H52ZM63 127H65V128H67V129H63ZM79 127H81V128H79ZM115 127V128H114ZM118 127V128H117ZM133 127V128H132ZM152 127V128H151ZM161 127H162V129H161ZM185 127H187V128H185ZM233 129H232V128ZM244 127H245V129H244ZM253 127L254 128H256L255 129V133H254V129H253ZM5 129V131H4V129ZM6 128H9V129H6ZM57 128V129H56ZM77 128V129H76ZM174 128V129H173ZM230 128H231V130H230ZM241 128V130H239V129ZM32 129H34V131L32 130ZM35 129L36 130H38V131H35ZM46 131H45V130ZM74 129V130H73ZM86 129V130H85ZM99 129V130H98ZM100 129H101V131H102V133L103 134H101V132H100ZM146 129V130H145ZM160 129H161V131H160ZM177 129V130H176ZM239 130V131H237V130ZM248 129H249V131H248ZM253 129V130H252ZM257 129H260V130H257ZM261 129H262V131H261ZM3 130V131H2ZM7 130V131H6ZM56 130V131H55ZM88 130V131H87ZM90 130H92V131H90ZM95 130V131H94ZM111 130V131H110ZM118 130V131H117ZM145 130V131H144ZM237 131V133L239 132L240 134H241V136H240V134L238 133H234V134H232L233 132H236ZM57 131H58V133H57ZM59 131L61 132V133H59ZM84 131V132H83ZM96 131H98V132H96ZM133 131V133H130V132H132ZM153 131H154V134H153ZM174 131V132H173ZM230 131V132H229ZM241 131H243V132H245V133H241ZM253 132V134H255V137H253V136H250L251 134L250 133H252ZM263 133L262 135L260 134L261 132ZM41 132V133H40ZM47 132H49V134H47ZM54 132V133H53ZM68 134V132H69V134L71 133V139L72 140H75L76 139V141L74 142V145H73V143H71L73 146L71 147V150L72 151H75L74 153L81 159V161H82V164L84 165V167L86 168V170L88 171V172H90V173H93V175L94 176H96L95 178L97 179L96 180V182L95 183H92V184H94V185H92V188H91V186H90V191H92V192H94V193H96V194H98V196H100L101 198H102V202L100 203L101 205H102V207L104 208V212H105V216H106V219H104L102 222H101V226L100 225H96L97 227H95V228H97L96 230H89V232H91V233H93L94 231H95V237L93 236V234L91 235V234H89V232H88V228L86 227V225H87V223L85 222L86 220H88V218H92L93 216H92V214L91 213H89V212H85V213H83L82 211H80L79 209L77 210V207H78V205L77 204H74V202L75 201H77V199L74 197V195H72V196H70V195H67L68 193L66 192L67 191V188L70 186V182L68 181L69 180V178H63V179H61V178H59V177H57V174H55V173H57V170H58V168H57V166L58 165H62V166H65L66 165V157H67V154H66V152H68L67 150V148H68V146L70 147L71 145L70 144H68L67 143V145H66V142H64V140H65V136L67 137V135H66V133ZM86 132V133H85ZM123 132V133H122ZM164 132V133H163ZM175 132H177V134L175 133ZM232 132V133H231ZM92 134L91 136H90V134ZM99 134V137H98V134ZM111 133H112V135H111ZM120 133H122V134H120ZM137 133V134H136ZM148 133V134H147ZM175 133V134H174ZM190 135H189V134ZM217 135H216V134ZM219 133V134H218ZM223 133V134H222ZM250 135H249V134ZM4 134L6 135V136H4ZM57 134V135H56ZM95 134V135H94ZM125 134V135H124ZM236 134V135H235ZM243 134V135H242ZM46 135H49V136H46ZM51 135V136H50ZM54 135V136H53ZM60 135H62L63 137H60ZM117 135V136H116ZM136 135H138V136H136ZM151 136V138H152V141H151V139L149 138V137H145V136ZM159 135H162V136H160L159 137ZM176 135H177V137H178V139L176 140ZM180 137H179V136ZM196 135V136H195ZM208 135V136H207ZM248 135V136H247ZM259 135V136H258ZM4 136V137H3ZM52 136H53V138H54V142H53V139H52ZM73 136H74V138H73ZM79 136V137H78ZM89 136H90V138H89ZM94 136H95V138H94ZM104 136V137H103ZM130 136V137H129ZM135 138V140H134V138ZM142 136V137H141ZM158 136V137H157ZM164 136V137H163ZM235 136V137H234ZM250 136V137H249ZM7 139H6V138ZM48 137V138H47ZM59 137H60V139L61 138H63V140H59ZM76 137V138H75ZM97 137V138H96ZM107 137V138H106ZM132 137V138H131ZM138 137V138H137ZM144 137V138H143ZM170 137V138H169ZM190 137V138H189ZM238 137V138H237ZM241 137V138H240ZM251 137H253V138H251ZM261 137H262V139H261ZM4 138V139H3ZM78 138V139H77ZM117 138H119V139H117ZM155 138V139H154ZM179 138H183V139H179ZM189 138V139H188ZM216 138V139H215ZM233 138L236 140L235 141V145H234V141H232L233 140ZM247 138H249L248 140H247ZM250 138L253 140H250ZM56 139H57V141H56ZM102 139V140H101ZM108 139V140H107ZM113 139V140H112ZM125 139V140H124ZM139 139V140H138ZM156 139H159V141H156ZM177 141V142H179V144L178 143H174V141L175 140ZM219 139V140H218ZM220 139H222V140H220ZM241 139V140H240ZM255 139H257V140H255ZM259 139V140H258ZM2 140V141H1ZM40 140V139H39ZM38 140V141H39ZM104 140V141H103ZM127 140V141H126ZM129 140V141H128ZM144 140V141H143ZM149 140V141H148ZM166 140V141H165ZM179 140V141H178ZM189 140H191L190 142L192 143V146H191V143L189 142ZM215 140V141H214ZM246 140L248 141L247 142V144L249 143L250 144V142H253V143H251L250 145L253 147V145H254V150L252 149V151H251V153H247V152H250L249 150L252 148L251 146V148H249V146H248V151H246V148L244 149L245 151H244V154L243 155H241V158H239L240 157V155L239 154H241V151L243 150V148H242V150H240L239 151V149L241 148V147H243L245 144V142H246ZM61 141H63V142H61ZM78 141V142H77ZM138 141V142H137ZM141 141V142H140ZM143 141V142H142ZM163 141V142H162ZM169 141H170V144H169ZM185 141V142H184ZM223 141V142H222ZM232 141V142H231ZM237 141H239V142H237ZM250 141V142H249ZM256 141V142H255ZM260 141V142H259ZM3 142V143H2ZM83 142V143H82ZM116 142V143H115ZM148 142V143H147ZM157 143L158 144V146L155 144V143ZM197 142V143H196ZM102 143V144H101ZM129 143H131V145H133V147L134 148H132L131 146H128V144ZM184 143H186V144H184ZM193 143H194V145H193ZM231 143H233V144H231ZM236 143H239V145H241L240 146V148L238 147V146H236ZM79 144V145H78ZM80 144H82L83 145V147L82 146H80ZM90 144H92V145H90ZM100 144V145H99ZM196 144V145H195ZM199 144V145H198ZM222 144V145H221ZM258 144V145H257ZM262 144H263V150L260 148L261 146H262ZM63 145L65 146V147H63ZM77 145V146H76ZM103 146V148H102V146ZM126 145V146H125ZM179 145H184V146H179ZM201 145V146H200ZM62 146V147H61ZM80 146V147H79ZM127 146L128 147H130V148H128V150H127ZM144 146V147H143ZM165 146V147H164ZM176 146V147H175ZM182 147V148H184V149H186V150H182V148H179V147ZM194 146H195V148H194ZM197 146H198V148H197ZM200 146V147H199ZM203 146V147H202ZM216 146V147H215ZM223 146H224V148H223ZM246 146V145H245ZM244 146V147H245ZM260 146V147H259ZM67 147V148H66ZM110 147V148H109ZM112 147V148H111ZM120 147V148H119ZM124 147H126V149L124 148ZM137 149H136V148ZM141 147V148H140ZM143 147V148H142ZM153 147V148H152ZM227 147V148H226ZM230 147H231V149H230ZM236 148L237 149V147L239 148V149H237V151H236V153L239 155V159L237 160V159H235V155H236V153L235 154H233L234 152H235V150H234V152H233V149L234 148ZM260 149H259V148ZM61 148H63V149H61ZM85 148V149H84ZM93 148V149H92ZM96 148V149H95ZM107 149V151H106V149ZM110 150H109V149ZM177 148H178V150H177ZM189 148V149H188ZM197 148V149H196ZM206 148V149H205ZM57 149V151H55ZM59 149V150H58ZM66 149V150H65ZM105 149V150H104ZM134 149V150H133ZM151 149H154V150H151ZM168 149L170 150V152H168ZM171 149H173V150H171ZM205 149V150H204ZM257 149H259V150H257ZM54 150V151H53ZM79 150V151H78ZM84 150V151H83ZM87 151V154H89V155H87L86 154V151ZM125 150V151H124ZM131 150V151H130ZM137 150H138V152H137ZM187 150H191V152L193 153H191V152H189V151H187ZM199 150V151H198ZM227 150V152H225ZM262 150V151H261ZM59 151V152H58ZM96 151V152H95ZM101 151H103V153L101 152ZM128 151H129V153H128ZM141 151V152H140ZM167 151V152H166ZM186 151V152H185ZM56 152V153H55ZM81 152V153H80ZM84 152V153H83ZM121 152V153H120ZM154 152V153H153ZM159 152V153H158ZM172 152V153H171ZM174 152V153H173ZM177 152H180V154L179 153H177ZM183 152V153H182ZM189 152V153H188ZM198 152V153H197ZM199 152H201V153H199ZM203 152H205V153H203ZM255 152V153H254ZM259 152V153H258ZM262 152H263V154H262ZM61 153V154H60ZM64 153H65V155H64ZM98 155H97V154ZM101 153V154H100ZM114 153V154H113ZM145 153V154H144ZM164 153H165V155H168L167 153H170L171 154V157L169 156H165L164 155ZM204 155H203V154ZM222 153V154H221ZM228 153V154H227ZM230 153H232V154H230ZM251 155L252 153V155L254 156V158H253V156L251 155V156H248L247 157V155ZM58 154V155H57ZM82 156H80V155ZM85 156H84V155ZM143 154V155H142ZM169 154V155H170ZM175 154V155H174ZM254 154H257V157L254 155ZM107 155V156H106ZM123 155V156H122ZM137 155V156H136ZM138 155H140V156H138ZM155 155V156H154ZM180 155V156H179ZM185 155H187V157H184ZM196 155V156H195ZM200 157H202V156H204V157H202L203 159H205V160H203L202 158H198L199 156ZM245 155V156H244ZM259 155V156H258ZM24 156V157H23ZM96 156V157H95ZM100 156H102V158L103 159H101L100 158ZM106 156V157H105ZM132 156V157H131ZM135 156V157H134ZM144 156H146V157H144ZM182 156V157H181ZM230 156V157H229ZM233 156V157H232ZM107 157H108V159H107ZM111 157V158H110ZM113 157H114V159H115V157H117L116 159H119L120 161H122L121 163L123 164V163H125V164H123V166H124V168H125V170H126V172L127 173H129V174H131L132 175V172L134 173L133 175L134 176H136V178L138 179V181H139V183H137V187H138V192L136 193L137 195L139 194L140 195V207L142 208V210H143V216L142 215H132V214H130L129 215V212L127 211L128 209L124 206V203L123 202H120V200H117L116 199V197H115V195H114V192H113V190L111 191L109 188L108 189H106V192H102V191H104V189L102 188L103 186H106L107 185V182H108V179L112 176V173L110 172L111 170H107V167H108V169L111 167V166H113ZM149 157V158H148ZM159 157V158H158ZM176 157H177V159H176ZM207 157H209V158H211V159H209V160H207L208 158ZM219 157V158H218ZM221 157V158H220ZM253 159H252V158ZM262 157V158H261ZM135 158V159H134ZM156 160H155V159ZM188 159V160H185V159ZM195 158L198 160L197 162L195 161ZM213 158V159H212ZM232 158H234L233 160H232ZM251 158V159H250ZM257 158H259V159H257ZM21 159V160H20ZM25 159V160H24ZM92 161H91V160ZM99 159V160H98ZM105 159V160H104ZM241 159L243 160V162L241 161ZM19 160V161H18ZM88 160H90V162L88 161ZM104 160V161H103ZM160 160V161H159ZM185 160V161H184ZM202 162V160L203 161H205V162H200V161ZM211 160H213V162H215L217 165H215L217 168H215V166H214V164L215 163H213ZM237 160V161H236ZM240 160V161H239ZM247 160V161H246ZM249 160H252V161H254L255 162V164H254V162H252V161H250V164H249ZM258 160H260V162L258 161ZM47 161V162H46ZM59 161V162H58ZM99 161V162H98ZM127 161V162H126ZM130 161V162H129ZM139 161V162H138ZM179 161V162H178ZM207 161H208V164H206L207 166L206 167H208V168H210V171H211V169L212 170H214V168L216 169V171L215 172H212L213 174H210V172L208 173L207 171H209L207 168H202L201 166V168L199 167V166H197V165H202L203 166V163H207ZM258 161V162H257ZM12 162V163H11ZM45 162H46V165H45ZM50 162V163H49ZM61 163V164H58V163ZM132 162V163H131ZM150 162H151V164H150ZM156 162V163H155ZM171 162V163H170ZM189 164H187V163ZM239 162V163H238ZM240 162H241V164H240ZM246 162H248V164H246ZM23 163V165H21ZM52 163V164H51ZM57 164V166H55L56 164ZM85 163V164H84ZM91 163V164H90ZM150 165H149V164ZM169 163V164H168ZM196 163H198V164H196ZM201 163V164H200ZM230 163V164H229ZM236 163H238V164H236ZM243 163V164H242ZM261 163V164H260ZM28 164V165H27ZM30 164V165H29ZM43 164V165H42ZM89 164V165H88ZM97 164V165H96ZM134 164V165H133ZM145 164V165H144ZM157 164V165H156ZM186 164V166H184ZM6 165V166H5ZM17 165V166H16ZM23 166L22 168H20L19 166ZM26 165V166H25ZM91 165V166H90ZM169 165V166H168ZM235 165V166H234ZM245 165H247V166H245ZM258 165V166H257ZM259 165H262V167L260 166L259 167ZM5 166V167H4ZM18 168H16V167ZM30 166V167H29ZM46 166V167H45ZM105 166V167H104ZM191 166V167H190ZM199 168V170L201 171V173H200V176L202 175V174H206V177H207V175H208V177L206 178L205 177V175L203 176H199V172L200 171H198V173H196L197 171H196V169H197V167ZM205 166V165H204ZM244 166V167H243ZM15 169H14V168ZM137 167V168H136ZM146 167V168H145ZM183 167H188V168H186V169H188L189 171H187L186 172V170H185V168H183ZM220 169H219V168ZM33 170H32V169ZM100 168V169H99ZM140 168V169H139ZM144 168V169H143ZM152 170H150V169ZM161 168V169H160ZM177 168L179 169V170H177ZM20 169H22L21 171L23 172L21 175H20V177L22 178V180L24 179L25 181H27L28 180V178H30L31 179V181H32V183H33V186H34V189L36 190V192H38L36 195H34L35 196V198H36V196H37V198L35 199L34 198V196L32 197L31 195H28V194H23L22 193V191H20L19 190V187H17V185L15 184L16 183V180H15V175H16V173L17 172H20ZM44 169V170H43ZM45 169H47V170H45ZM51 169V170H50ZM54 171H53V170ZM92 169V170H91ZM148 169V170H147ZM170 169V170H169ZM182 169V170H181ZM184 169V170H183ZM204 169V170H203ZM262 169V170H261ZM39 170V171H38ZM159 170V171H158ZM169 170V171H168ZM175 173H173L172 171ZM218 170V171H217ZM2 171H4V173L2 172ZM6 171V172H5ZM38 171V172H37ZM40 171H42V172H40ZM44 171H46L47 173H49L50 171V173L51 174H46ZM49 171V172H48ZM92 171V172H91ZM181 171H183V173L181 172ZM8 172V173H7ZM36 174H35V173ZM44 172V173H43ZM54 174H53V173ZM136 172V173H135ZM148 174H147V173ZM151 172V173H150ZM184 172H186V173H184ZM196 174L195 176H194V173ZM202 172H204V173H202ZM234 172V173H233ZM255 172V173H254ZM4 174V176H3V174ZM21 173V172H20ZM42 175H41V174ZM139 173V175L140 176H137V174ZM141 173V174H140ZM163 173V174H162ZM172 173V174H171ZM182 173V174H181ZM100 174V175H99ZM151 174V175H150ZM183 174H184V176H183ZM197 174H198V176H197ZM218 174V175H217ZM255 174H257V175H255ZM6 175V176H5ZM15 177H14V176ZM35 175H36V178H35ZM44 175V176H43ZM47 175H51L50 177L49 176H47ZM98 175V176H97ZM163 175H166V176H163ZM209 175H210V177H209ZM211 175L213 176L212 178H211ZM217 175V176H216ZM255 175V176H254ZM48 177V178H46V177ZM56 176V177H55ZM151 176V177H150ZM169 176V177H168ZM181 176H183L182 177V179H181ZM193 176V177H192ZM8 178V180H7V178ZM46 178V180L48 181H50V179L51 180H58L59 179V181H57V184L59 185V187H61L63 190H65V192H64V194H66V195H64V196H62L63 198L61 199V197H52L53 195H51L52 193L50 192V191H48V190H46V189H49V188H46V187H48L47 186V183H49V182H47L46 183V181H44V179L43 178ZM141 177V178H140ZM147 177V178H146ZM202 177H205L208 181V184L210 183L211 184V186L213 187H207L206 185V182L204 181V179L202 178ZM215 177V178H214ZM232 177V178H231ZM4 178V179H3ZM99 178V179H98ZM151 178H154V179H151ZM163 178V179H162ZM181 180H180V179ZM185 178V179H184ZM186 178L188 179V178H190V179H188L187 181H190V184L187 182V184H186V182L185 183H181V181L182 182H184L185 180H186ZM198 178H200V179H198ZM240 178L242 179V181L240 180ZM4 181H3V180ZM43 179V180H42ZM183 179H184V181H183ZM194 179V180H193ZM214 181H213V180ZM13 180L15 181V182H13ZM42 180V181H41ZM67 180V181H66ZM100 180V181H99ZM163 180V181H162ZM164 180H166V181H164ZM193 180V181H192ZM199 180H200V182H199ZM209 180H210V182H209ZM9 181V182H8ZM43 181H44V183H43ZM99 181V182H98ZM156 183H155V182ZM251 181V182H250ZM212 182V183H211ZM3 183V184H2ZM6 183V184H5ZM37 185H36V184ZM39 183V184H38ZM46 183V184H45ZM97 183V184H96ZM104 183V184H103ZM154 183V184H153ZM166 185H165V184ZM195 183V184H194ZM243 183V184H242ZM7 184H10V186L9 185H7ZM15 184V185H14ZM42 184V185H41ZM96 184V185H95ZM106 184V185H105ZM141 184V185H140ZM151 184V185H150ZM171 186H170V185ZM174 184V185H173ZM179 184H180V186H179ZM184 184L185 185H187V186H185L186 188H184L183 186H184ZM198 184V185H197ZM205 184V185H204ZM230 184V185H229ZM259 184V185H258ZM260 184H261V186H260ZM63 185V186H62ZM102 187H101V186ZM196 185V186H195ZM203 185H204V187L205 188H207L206 190H207V192L206 191H204L205 190V188H204V190H202V188H203ZM214 185H216L215 187H216V189H215V187H214ZM224 185V186H223ZM226 185V186H225ZM244 185V186H243ZM43 186V187H42ZM44 186H45V188H44ZM66 186V187H65ZM95 186V187H94ZM171 188H170V187ZM179 186V187H178ZM194 186V187H193ZM201 186H202V188H201ZM6 187V188H5ZM9 187V188H8ZM145 187V188H144ZM236 187H238V188H236ZM119 188V187H118ZM164 188H165V190H164ZM193 188V189H192ZM39 189V190H38ZM61 189V190H62ZM162 189V190H161ZM174 191H173V190ZM202 191H201V190ZM169 190V191H168ZM172 190V191H171ZM215 190V191H214ZM218 190V191H217ZM226 190V191H225ZM255 190V191H254ZM260 190V191H259ZM9 191V193H7ZM96 191V192H95ZM165 191V192H164ZM193 191H194V193H193ZM209 191V192H208ZM12 194H11V193ZM43 192V193H42ZM46 192V193H45ZM49 192H50V194H49ZM101 192V193H100ZM109 192V193H108ZM144 192H149V193H151L152 195H157V197H159L160 195H167V198L166 199H164V200H166L165 202H164V204H167L166 206H165V208H168V209H166V210H169L168 212L169 213H167V214H169L168 215V218L171 220H169V222H164L163 220H160V221H156L154 218H157L156 216L153 218V220H155V226L153 225L152 226V223H153V221H152V218H151V216H153V212H151V209L149 208L150 206H149V202H150V200L149 199H146L144 196H142L143 195V193ZM153 192H154V194H153ZM164 193V194H162V193ZM182 192V193H181ZM206 192V194L205 195H203L204 193ZM220 192V193H219ZM260 192V193H259ZM262 192H263V194H262ZM178 193H181V195L184 193V196H181V197H179L180 196V194H178ZM201 193H203V194H201ZM211 193V194H210ZM250 193V194H249ZM7 194V195H6ZM10 194V195H9ZM47 194V195H46ZM49 194V195H48ZM213 194V195H212ZM227 194V195H226ZM251 194H252V196H251ZM15 195V196H14ZM40 195V197H38ZM51 195V196H50ZM155 195V196H156ZM210 195H212L211 197L212 198H214V200L216 201V202H212V198L210 197ZM258 195V196H257ZM13 196V197H12ZM49 196V197H48ZM105 196V197H104ZM177 196V197H176ZM187 196V198H188V196H189V202H191L192 204H193V206H191L192 204H190V203H188L190 206H191V210L189 209V208H186V209H188V211H190L189 212V214L190 215H188V217L190 216V218H188V217H186L185 218V220L182 218L181 220H183V221H181V220H179L181 217H182V215L181 214H183L184 212H186V211H184L183 209H181V208H183V207H179V206H177V205H175V203H173V202H176L177 200H183L185 197ZM199 196H202V198L201 197H199ZM203 196H205V197H203ZM262 196V197H261ZM4 197V198H3ZM18 197V198H17ZM47 197V198H46ZM65 197V198H64ZM161 197V196H160ZM163 197V196H162ZM223 197V198H222ZM258 197H259V199H258ZM12 198V199H11ZM32 198V199H31ZM54 198V199H53ZM73 198V199H72ZM200 198V199H199ZM203 198L205 199V201H203ZM255 198V199H254ZM41 199V200H40ZM61 199V200H60ZM76 199V200H75ZM210 199H211V201H210ZM252 200V203L250 202L251 200ZM257 199H258V201H257ZM13 200H15V201H13ZM43 200V201H42ZM64 200V201H63ZM74 200V201H73ZM117 200V201H116ZM172 200V201H171ZM222 200V201H221ZM7 201V202H6ZM29 201V202H28ZM46 201V202H45ZM52 201V202H51ZM57 203H56V202ZM65 201H68V202H65ZM148 201V202H147ZM198 201V202H197ZM210 201V202H209ZM254 201V202H253ZM1 202H3V203H1ZM28 202V203H27ZM48 202V203H47ZM213 204H212V203ZM218 202V203H217ZM10 203V204H9ZM41 205H40V204ZM76 203V202H75ZM104 203V204H103ZM173 203V204H172ZM212 204L211 205V208H209V204ZM255 205H254V204ZM260 203H261V206H260ZM6 204V206H7V204L9 205V206H7L6 208L4 207V205ZM55 204L57 205V206H55ZM65 204V205H64ZM147 204V205H146ZM198 204H200V205H198ZM243 204V205H242ZM251 204H252V206H251ZM12 205V207H10ZM52 205H54V207L52 206ZM66 205H67V207H66ZM74 205V206H73ZM77 207H76V206ZM104 205V206H103ZM146 205V206H145ZM208 205V206H207ZM248 205H250L249 206V208H251V209H249L250 210V212H249V210H248ZM254 205V206H253ZM29 206H31V207H29ZM41 206V207H40ZM144 206L146 207V208H144ZM147 206H149V207H147ZM168 206V207H167ZM189 206V207H190ZM195 206V207H194ZM21 207H23V208H21ZM50 207V208H49ZM63 207H64V209L65 210H67V211H65L64 209H63ZM72 207V208H71ZM123 207H125V208H123ZM176 207H177V209H176ZM188 207V206H187ZM201 207V208H200ZM217 207V208H216ZM240 207V208H239ZM244 207V208H243ZM19 210H18V209ZM35 208H36V210H35ZM53 208V209H52ZM56 208V209H55ZM70 208H71V210H70ZM75 208V209H74ZM115 208V209H114ZM148 208V209H147ZM201 209V211L203 210V215L201 214V215H199V213H201V211H199L200 209ZM223 208V209H222ZM8 210V212H7V210ZM47 209V210H46ZM64 211H63V210ZM126 209V210H125ZM213 209V210H212ZM257 209V210H256ZM28 212H27V211ZM49 210V211H48ZM54 210H56V211H58L59 213L60 212H62L60 215H63L61 218H62V221H65V225H64V222L63 223H61L60 224V221H61V219H59V217H58V214L56 213V211H54ZM72 210H74V213L72 212ZM115 210H119V211H115ZM123 210V211H122ZM209 210V211H208ZM253 212H252V211ZM12 211L14 212V213H12ZM18 211V212H17ZM36 211H38V213L36 212ZM52 211V212H51ZM177 211V212H176ZM248 211V212H247ZM255 211V212H254ZM262 211H263V213H262ZM15 212H16V214H15ZM36 214V217L34 216L35 214ZM54 212V213H53ZM75 212H77L76 214H75ZM210 212H213L212 213V215H211V213ZM225 212V213H224ZM11 213H12V215H11ZM18 213H20V214H18ZM29 213H31V215H32V217H31V215H30V217H31V219H29L28 218V214ZM55 213H56V215H55ZM65 213V214H64ZM81 213V214H80ZM115 213V214H114ZM173 215H172V214ZM198 213V214H197ZM205 213V214H204ZM217 213V214H216ZM229 213H230V215H229ZM241 215H240V214ZM254 213H255V215H254ZM262 213V214H261ZM51 214V215H50ZM107 214H108V216H107ZM126 214H127V216H126ZM198 216H197V215ZM221 215V218H220V215ZM243 214V215H242ZM248 214H250V215H248ZM38 215H41V216H38ZM59 215V216H60ZM132 215V216H131ZM180 215V216H179ZM215 215V216H214ZM217 215V216H216ZM15 216V217H14ZM34 216V217H33ZM37 216L40 218H38L39 220L37 221ZM54 216H55V218H54ZM66 216H68V217H66ZM145 216H147V217H145ZM150 216V217H149ZM173 216V217H172ZM192 216V217H191ZM204 217V218H201L200 219V217ZM209 218V219H206L207 217ZM214 216V217H213ZM228 216H230V217H228ZM237 216V217H236ZM246 216H247V219H246ZM250 216V217H249ZM253 216V217H252ZM256 218H255V217ZM14 217V218H13ZM73 217V218H72ZM180 217V218H179ZM206 217V218H205ZM239 217V218H238ZM249 217V218H248ZM32 218L33 219H35L36 220V222L35 221H32ZM67 218H69V219H67ZM113 218V219H112ZM148 218V219H147ZM149 218H151L150 220H149ZM173 218V219H172ZM177 218H178V220H177ZM188 218V219H187ZM215 218V219H214ZM216 218H219V219H216ZM224 220H223V219ZM236 218V219H235ZM238 218V219H237ZM241 218V219H240ZM258 218V219H257ZM15 219V220H14ZM18 221H17V220ZM64 219V220H63ZM216 220V222H215V224L217 225V226H215V231H213L212 229H210V230H207L206 228H208L209 229V227L211 228L212 226H210L209 224H210V221L211 220ZM257 219V221H255V220ZM26 222H25V221ZM31 222H30V221ZM45 220V221H44ZM71 223V225H69V226H71L70 228H69V226H66L69 222ZM73 220V221H72ZM118 220V221H117ZM120 220V221H119ZM126 220V221H125ZM139 220V221H138ZM141 220V221H140ZM198 220H200V222L198 221ZM223 220V221H222ZM247 220V221H246ZM42 221V222H41ZM82 221V222H81ZM84 221V222H83ZM144 221V222H143ZM146 221V222H145ZM152 223H151V222ZM179 221V222H178ZM181 221V222H180ZM187 221V222H186ZM202 221V222H201ZM204 221V222H203ZM250 221V222H249ZM33 222H35V224H38V228H40L39 229V232L40 233H38L36 230V232L35 231H32V230H34L36 227H37V225H35ZM68 222V223H67ZM81 222V223H80ZM118 222V223H117ZM128 222V223H127ZM208 222V223H207ZM219 222V223H218ZM222 222H225V223H222ZM243 224H242V223ZM246 222V223H245ZM27 225H29L30 226V224H31V226L33 225V227L35 226V228H31V226L29 227V226H27ZM30 223V224H29ZM69 223V224H70ZM84 223L86 224V225H84ZM117 223V224H116ZM134 223H136V224H134ZM138 223V224H137ZM140 223L142 224V225H140ZM147 223H149V224H147ZM165 223V224H164ZM168 223V224H167ZM171 223V224H170ZM174 223V224H173ZM178 223V224H177ZM180 223V224H179ZM183 223H184V225L185 226H188V227H185L184 225H183ZM200 223H201V225H200ZM222 224V227H221V224ZM46 224H48V226H46ZM57 226H56V225ZM167 224V225H166ZM174 226H173V225ZM182 224V225H181ZM188 224V225H187ZM192 224V225H191ZM199 224V225H198ZM205 224V225H204ZM208 226H207V225ZM227 224V225H226ZM246 224V225H245ZM50 225V226H49ZM107 225V226H106ZM129 225V226H128ZM140 225V226H139ZM151 225V226H150ZM166 225V226H165ZM172 227V229H171V227ZM180 225H181V227H180ZM220 227H219V226ZM224 225H226V227L224 226ZM233 225V226H232ZM23 226V227H22ZM64 226L65 227H67L68 229H71L70 231H68V229H66V228H64ZM118 226V227H117ZM136 226V227H135ZM159 226V227H158ZM169 228H168V227ZM183 226V227H182ZM206 226V227H205ZM29 227V228H28ZM84 227H86V228H84ZM101 227H103V228H101ZM150 227V228H149ZM182 228V229H180V228ZM185 227V228H184ZM198 227L200 228L201 227V229H199V230H201V232L198 230ZM223 227H225V228H223ZM228 227V228H227ZM245 227V228H244ZM25 228V229H24ZM27 228V229H26ZM72 228H74L73 230H75L76 232H77V234L75 235V233H72V234H70L71 232H73V230H72ZM79 228V229H78ZM127 228V229H126ZM159 228H161V230H158ZM195 228V229H194ZM239 229V230H237V229ZM28 229H31L30 231L28 230ZM37 229V228H36ZM57 229H59V230H57ZM63 229H65V230H63ZM83 229H84V231H83ZM105 229V230H104ZM106 229H108V230H106ZM119 231H121V233L119 232L118 233V230ZM136 229H137V231H136ZM147 229V230H146ZM169 229V230H168ZM187 229H188V231H189V233H188V231H187ZM226 229V230H225ZM232 229H233V231H235V232H233L232 231ZM86 230H87V232H86ZM98 230V231H97ZM127 230V231H126ZM129 230V231H128ZM143 230V231H142ZM149 230V231H148ZM171 230H173V233L175 232L176 234H173L172 232H171ZM176 230V231H175ZM185 231V232H182V231ZM218 230V231H217ZM18 231V232H17ZM24 231V232H23ZM42 231V232H41ZM48 231H50V232H48ZM54 231V232H53ZM64 231V232H63ZM74 231V232H75ZM83 231V232H82ZM157 231V232H156ZM163 231H164V233H163ZM181 231V232H180ZM208 231V235L209 236H207V232ZM210 231L212 232V233H210ZM221 232V233H226L227 235H228V241L229 240H231V242H233L232 243V245L230 244V241L229 242H226V245L223 243L222 244V241H221V239H222V235L223 234H218L217 232ZM223 231V232H222ZM45 232H47V233H45ZM109 232V233H108ZM123 232H124V234H123ZM27 233H28V235H27ZM32 233H33V235H32ZM36 233L38 234V236L40 235V238H38V240H37V236H36ZM42 233V234H41ZM51 233V234H50ZM53 233V234H52ZM55 233V234H54ZM146 233V234H145ZM160 233V234H159ZM161 233H163V234H161ZM172 233V234H171ZM186 233H187V235H186ZM192 233H193V235H194V237H193V235H192ZM196 235H195V234ZM200 233V234H199ZM229 233V234H228ZM240 233V234H239ZM14 234V233H13ZM30 234H31V236H32V239L30 238L31 236H30ZM82 234V235H81ZM116 234V235H115ZM188 234L190 235V241H189V238H188ZM237 234H239V235H237ZM16 235H18V236H16ZM54 235H56V237L58 238H56ZM72 235H74L73 237H71ZM119 235V236H118ZM139 235V236H138ZM144 237H143V236ZM155 235H157V237H155ZM164 235V236H163ZM181 235H182V237H181ZM184 235H186V236H184ZM192 235V236H191ZM203 235V236H202ZM234 235V236H233ZM252 235V236H251ZM34 236V237H33ZM70 236V237H69ZM80 238H79V237ZM90 238H89V237ZM96 236H99L101 239H100V241H99V238L98 237H96ZM110 236V237H109ZM125 236V237H124ZM143 238V240H141V237ZM147 236V237H146ZM151 236V237H150ZM167 236V237H166ZM200 236V237H199ZM232 236V238H230ZM237 236H239L238 237V239H237ZM27 237V238H26ZM43 237V245H41V243L39 242V240L41 239ZM49 237V238H48ZM103 237V238H102ZM106 237V238H105ZM160 237V238H159ZM178 239H177V238ZM186 237V238H185ZM198 237V238H197ZM206 237V238H205ZM244 237V238H243ZM19 238V239H18ZM30 238V239H29ZM47 238V239H46ZM66 238H68V239H66ZM84 238V239H83ZM105 238V239H104ZM114 238V239H113ZM128 238V239H127ZM150 238V239H149ZM171 241V242H173V245L171 246V244L172 243H170L169 242V240ZM174 238V239H173ZM187 239V240H185V239ZM221 238V239H220ZM239 238L241 239V240H239ZM28 239H29V241H28ZM36 240V242L38 243H36V242H34V241H32V240ZM59 239H60V241H59ZM78 239V240H77ZM80 239V240H79ZM130 239V240H129ZM149 239V240H148ZM160 239V240H159ZM165 239V240H164ZM193 239V240H192ZM201 239H203L202 241H201ZM11 240V241H10ZM19 240V241H18ZM70 240V241H69ZM74 240V241H73ZM102 240H104V241H102ZM253 240V241H252ZM22 241V242H21ZM31 241V242H30ZM49 243V242H53V243H55V245L54 244H48L47 242ZM83 241V242H82ZM98 241L99 242H101V244L100 243H98ZM107 241V242H106ZM130 241V242H129ZM146 241V242H145ZM148 241V242H147ZM176 241H177V243H176ZM184 241H186V242H184ZM189 241V242H188ZM197 241V242H196ZM221 241V243H219ZM243 241V243H241ZM13 242V243H12ZM30 242V243H29ZM36 243L35 245L37 246V245H39V243H40V245L39 246H41V247H39V251H41V252H38V250H34V249H36V248H38V247H36L33 243ZM71 242V243H70ZM106 242V244H104ZM168 242V243H167ZM240 242V243H239ZM249 245V247H250V249H247V248H249L248 247V245L246 244V243ZM257 242V243H256ZM17 243H20V244H18L17 245ZM57 243L59 244L58 246H59V249L57 248L58 246H57ZM78 243L80 244V245H78ZM83 243V244H82ZM102 243H103V245H102ZM108 243V244H107ZM136 245H135V244ZM191 243H193L194 245H192ZM255 244V245H253V244ZM97 244V245H96ZM113 244V245H112ZM122 244V245H121ZM129 244V245H128ZM150 244V245H149ZM160 244V245H159ZM163 244V245H162ZM165 244V245H164ZM168 244V245H167ZM185 244V245H184ZM191 244V245H190ZM230 245V247L228 246V245ZM234 244V245H233ZM236 244V245H235ZM241 244V245H240ZM243 244L245 245L246 244V249H245V247L243 246ZM13 245L15 246V245H17L16 247H18L19 249H20V251H19V249L17 250V248L16 247H13ZM26 245H27V247H29V248H27L26 247ZM44 245H46V246H44ZM71 245V246H70ZM78 245V246H77ZM92 245V246H91ZM104 245H105V247H104ZM108 245V246H107ZM127 245V246H126ZM154 247H153V246ZM170 245V246H169ZM175 245V246H174ZM177 245L178 246H180V247H177ZM190 245V246H189ZM198 245V246H197ZM24 246H25V251H23V249H21V248H24ZM51 246V247H50ZM76 246H77V248H76ZM100 246V247H99ZM102 246V247H101ZM134 246V247H133ZM144 246V247H143ZM186 246V247H185ZM194 246H195V248H194ZM221 246V248H219ZM224 246V247H223ZM229 247V251L228 250H226V253H227V251L229 252V253H227V255L226 256H223V255H225L226 253H225V249H227L226 247ZM237 246V247H236ZM241 246H243L242 248H244L245 250V253H244V255H246V260H247V258L249 257L248 255H250V257L248 258V261H245V259L243 258V260L245 261H243L242 262V260H241V263H239L240 262V259H242V257L244 256H242V254H243V252L241 253ZM11 247H13V248H11ZM31 247V248H30ZM56 247V248H55ZM79 247V248H78ZM88 247V248H87ZM90 247V248H89ZM112 247V248H111ZM117 247H118V251L116 250L117 249ZM138 247H140V248H138ZM147 247H148V249H147ZM165 247V248H164ZM167 247V248H166ZM170 247V248H169ZM182 247V248H181ZM201 249H200V248ZM258 247V248H257ZM40 248H42V249H40ZM50 248V249H49ZM55 248V249H54ZM72 248H73V250H72ZM102 248V249H101ZM123 248V249H122ZM135 248V249H134ZM157 248H159V249H157ZM178 248V249H177ZM188 248H190L191 250H189ZM224 248V250H222ZM230 248L232 249V250H230ZM239 248V249H238ZM28 249V250H27ZM78 249V250H77ZM109 251H108V250ZM112 249H114L113 251H112ZM128 249V250H127ZM132 249V250H131ZM137 249V250H136ZM14 250V251H13ZM17 250V251H16ZM31 254L30 256H27L28 255V252ZM80 250V251H79ZM89 250V251H88ZM124 250V251H123ZM135 250V251H134ZM155 250V251H154ZM166 250H167V255H164L165 253H166ZM171 250V251H170ZM181 250V251H180ZM184 250V251H183ZM196 250V251H195ZM240 252H239V251ZM248 250V251H247ZM9 251V252H8ZM22 251V253L20 254V252ZM110 251H112V252H110ZM158 251V252H157ZM187 252V255H186V252ZM189 251H192V253H194V254H196V255H193L192 254V256H190L189 255ZM232 251V252H231ZM237 251V252H236ZM255 251V252H254ZM26 252H27V254H26ZM45 252V253H44ZM64 252V253H63ZM78 254H77V253ZM83 252V253H82ZM108 252V253H107ZM126 252V253H125ZM133 252V253H132ZM137 252V253H136ZM145 252V253H144ZM155 253V254H153V253ZM171 252V253H170ZM184 254H183V253ZM199 254V255H197V253ZM224 252V253H223ZM17 253V254H16ZM39 255H38V254ZM79 253H81V254H79ZM117 255H115V254ZM121 253V254H120ZM176 253H180V255H182V256H180V257H175V255H178V254H176ZM191 253V252H190ZM221 253V254H220ZM252 253V254H251ZM255 253V254H254ZM259 253V254H258ZM24 254H26V255H24ZM75 254V255H74ZM94 254V255H93ZM125 254V255H124ZM248 254V255H247ZM17 255V256H16ZM23 255V256H22ZM65 255V256H64ZM92 255V256H91ZM128 255V256H127ZM136 255H138V256H135ZM149 255V256H148ZM153 255V256H152ZM184 255H186V257L187 258H185L184 257ZM233 256V257H231L230 258V256ZM90 256V257H89ZM122 257V260H121V257ZM124 256H125V258H124ZM148 256V257H147ZM161 256V257H160ZM165 256H167V257H165ZM190 256V257H189ZM60 257V258H59ZM78 257V258H77ZM94 259H93V258ZM127 257V258H126ZM139 257V258H138ZM175 257V258H174ZM192 257V258H191ZM220 256L218 257V259H217V263L218 264H226L225 263V260L223 261L222 260V258H221ZM32 258V259H31ZM52 258V259H51ZM108 258V259H107ZM135 258H137V259H135ZM166 258V259H165ZM168 258V259H167ZM190 258V259H189ZM193 258H195V260L196 261H193ZM255 258V259H254ZM59 259L61 260V261H59ZM79 259V260H78ZM93 259V260H92ZM97 259V260H96ZM181 259H183V260H181ZM231 259V260H230ZM254 259V260H253ZM25 260V261H24ZM32 260V261H31ZM87 260V261H86ZM96 260V261H95ZM129 260H130V262H129ZM144 260V261H143ZM151 260H153V262H151ZM166 260H168V262L166 261ZM181 260V261H180ZM190 260H192V261H190ZM223 262H222V261ZM252 260V261H251ZM255 260H257V261H255ZM165 261V262H164ZM177 261V262H176ZM228 261H229V263H228ZM233 261V262H232ZM236 261H239V262H237L236 263ZM255 261V262H254ZM10 262V263H9ZM16 262V263H15ZM44 262V263H43ZM61 262H63V263H61ZM67 262H69V263H67ZM84 262V263H83ZM108 262H110V263H108ZM182 263V264H183ZM187 263H185V264H187Z\"/></svg>","mask_w":264,"mask_h":264},{"label":"bare ground","instance_id":"bare-ground-1","mask_svg":"<svg viewBox=\"0 0 264 264\" xmlns=\"http://www.w3.org/2000/svg\"><path fill=\"white\" fill-rule=\"evenodd\" d=\"M98 1H99V0H98ZM101 1L103 2V0H100V1L98 2V3L100 4V9L105 8V10H108V11H111V10H112L110 7H106V5H104V3L101 4ZM108 1H109V0H108ZM108 1H107V2L104 1V2H106V3L108 4ZM110 1H111V0H110ZM112 1H113V0H112ZM112 1H111V2H112ZM125 1H126V0H125ZM128 1H129V0H128ZM128 1L125 2V3H130V4H131V5H130L131 7L128 6L129 8H132V7L135 8V6L138 5V4H137V5H133L134 2H135V1L133 2V0H132V1L130 0V2H128ZM140 1H141V0H140ZM155 1H157V0H155ZM190 1H191V0H189V1L185 0V1L182 3V0H181L180 2H181L183 5L180 4V5H181L180 8H179V5H176V8L172 9V10H174V11H171V10H170V5H171V4L168 5L167 3H163L162 1H157V2H155V5H152V6H151L150 4L148 5V3H147L146 5H148L147 8H148V7H149V8H150V7H153V8L155 9V11L157 12V14L152 13L151 15H153V14L156 15V17H157L159 20L162 19V20H165L164 22H166V20H167L168 18H170V22H171V23L168 22L169 20H167V22H168L169 24H171V28H172V26H174L173 28H176V25H177V24H175L174 22H179V25H180L181 23L184 24V21L186 20V22L188 23L189 21L187 20V18L189 19V16H187V15H191L190 13H194V12H195V13H194V15H195V16H194V19H195V17H196V20H198V21H199V20H202V22H207V21L210 19V21H208V22L205 23V24H203L202 22H201V24H199V23L196 22V20H195V22H192V23H196V25L198 24V26H196V27H197L198 29L200 28L201 30H202L201 27H202L203 25L205 26V29H206V28L208 27V25H209L210 22H211V23H212V22H216V20H215V21H211V16H212L213 14H215V16H214V15H213V16H214L215 19H217V21H219L220 18H222L221 16H223V15H221V14H222V12H223V10H224V7L222 8V12H220V4H222V3L218 2L217 0H216V1L212 0V1L215 3V4L213 3L214 6H215V10H214V12L211 11L210 13L208 12L209 10L206 8V7H207V4L205 3V1H203V0H199V1H202V2H204V3L206 4V6H205V8L207 9L206 12L209 13V14H206L205 16L202 15L203 17H202V16H199V13H200L199 10L203 9V6H204V3H202V2H201V3L203 4V6H202V4H201V5H198V4H197L198 6H196V8H192V10L194 9V12H190V11H192V10H188V9H186V8L183 9V7H185V3L188 2L189 4H191ZM193 1H194V0H193ZM193 1H192V5L194 4ZM206 1H210V2H211V0H206ZM219 1H220V0H219ZM227 1H229V0H227ZM232 1H233V0H231V4H233V5L235 6V4H236L237 2L234 0L233 2H235V3H232ZM250 1H251V0H250ZM254 1H256V0H254ZM257 1H258V0H257ZM261 1H263V0H261ZM114 2H115V1H114ZM114 2H113V4H114ZM121 2H122V1L120 0V3H121ZM123 2H124V1H123ZM137 2H138V1H137ZM142 2H143V1H142ZM144 2H145V1H144ZM216 2H217V3H216ZM238 2H240V1L238 0ZM20 3H21V2H20ZM20 3H19V5H20ZM47 3H48V2H47ZM120 3L116 4V2H115V5H121ZM132 3H133V4H132ZM171 3H172V1H171ZM174 3L176 4V1L173 2V6L175 7ZM188 3H187V4H188ZM240 3H243V0H241ZM256 3H258V2H256ZM256 3H255V4H256ZM13 4H14V3H13ZM45 4H46V3H45ZM111 4H112V3H111ZM123 4H124V3H123ZM123 4H122V5H123ZM177 4H178V3H177ZM189 4H188V5H189ZM228 4H229V6H230V2H228ZM21 5H22V4H21ZM21 5H20V6H21ZM33 5H34V4H33ZM56 5H57V4H56ZM70 5L72 6V4H70ZM96 5H97V4H96ZM102 5H104V6H102ZM125 5H126V4H125ZM127 5H128V4H127ZM132 5H133V6H132ZM139 5H140V4H139ZM195 5H196V2H195ZM240 5H241V4H240ZM240 5H239V6H240ZM252 5H254V3H253ZM259 5H260V4H259ZM20 6H19V7H20ZM24 6H26V5H24ZM30 6H31V5H27V7L31 8ZM42 6H43V4L41 3V7H42ZM44 6H45V5H44ZM46 6H47V5H46ZM49 6H50V5H49ZM67 6H69V5H67ZM78 6H79V5H77V8L80 7V6H79V7H78ZM83 6H84V5H83ZM97 6H98V5H97ZM101 6H102V7H101ZM107 6H111V5H107ZM141 6H142V5H141ZM141 6H138V7H141ZM144 6H145V5H144ZM173 6H172L171 8H173ZM182 6H183V7H182ZM222 6H223V5H221V7H222ZM239 6L237 5L238 8H239ZM242 6H244V5H241V7H242ZM4 7H5V5H4ZM4 7H3V9H5L4 11H6L7 9L4 8ZM14 7H15V6H14ZM27 7H25V9H26ZM74 7H75V6H74ZM89 7H90V6H89ZM126 7H127V6H126ZM145 7H146V6H145ZM191 7H192V6H191ZM232 7H233V6L231 5L230 8H232ZM235 7H236V6H235ZM241 7H240V8H241ZM245 7H246V6H245ZM245 7L243 8L242 11H244ZM252 7H254V6H252ZM7 8H8V7H7ZM22 8H23V6H22ZM33 8H34V7H33ZM33 8H32V9H33ZM36 8H37V7H36ZM44 8L46 9L47 7H44ZM49 8H50V7H49ZM69 8H70V7H69ZM75 8H76V7H75ZM85 8H86V7H85ZM108 8H109L110 10H109ZM112 8H113V7H112ZM116 8H119V6H118V7L116 6ZM121 8H122V7H121ZM124 8H125V7H124ZM149 8H148V9H149ZM177 8L180 9V10L178 9V10H179L178 13L176 12V11H177V10H176ZM187 8H188V7H187ZM0 9H2L1 6H0ZM15 9H16V7H15ZM38 9H40V8H38ZM141 9H142V8H141ZM141 9H139L140 12H142L141 15L144 16V9H145L146 11H147V9H146V8H144L143 10H141ZM189 9H191V8H189ZM195 9H198V10H197L198 12L195 11ZM211 9H212V8H211ZM233 9L235 10L234 7H233ZM34 10H36V9H34ZM115 10H116V9H115ZM115 10L113 9L111 12L113 13ZM128 10H129V9H127L126 12L124 11L126 14H129L128 19H127V21H128L127 24H128V23L131 24V25H132V28H133V24H135V26H136L137 23H139L141 26H140V25H137L138 27L140 26V27L138 28V29H140V31H139L137 34H139V33H141V32H142L141 34L147 33L148 31H146V29H147L148 27L145 28L146 26H144L145 23L147 24V23L149 22L148 20L145 21V19L147 18V16H144L143 19H140V20H136V21H135L134 17L131 16V15H133V12L131 11L132 14L130 15V12H129L130 10H129V11H128ZM134 10H135V11L138 10L137 7H136ZM139 10H138V11H139ZM186 10H188V11L186 12ZM204 10H205V9H204ZM0 11L3 12L2 10H0ZM25 11L27 12V11H29V9H27V10H25ZM32 11H33V10H32ZM43 11H44V10H43ZM45 11H46V10H45ZM45 11H44V13L46 14L47 11H46V12H45ZM66 11H67V10H66ZM72 11H73V10H72ZM78 11H79V10H78ZM85 11H86V10H85ZM101 11H102L101 13H104V12H103L104 10H101ZM118 11H119V10H118ZM118 11H115V12H116V13H119ZM120 11H121V10H120ZM135 11H134V13H135ZM229 11H230V10H229ZM229 11H227V14H229ZM261 11H262V10H261ZM263 11H264V10H263ZM7 12H8V11H7ZM38 12H39V11H38ZM50 12H51V11H50ZM68 12H69V10H68ZM86 12H87V11H86ZM140 12H137V11H136L137 15H138V13H140ZM147 12H148V11H147ZM188 12H190V13H188ZM201 12L203 13L202 10H201ZM233 12H234V11L232 10L230 13H231L232 15H235V13H237L238 11H236L234 14H233ZM239 12H240V11H239ZM244 12L246 13L247 11L245 10ZM5 13H6V12H5ZM5 13H2V14H5ZM15 13H16V12H15ZM33 13H34V11H33ZM40 13H41V12H40ZM53 13H54V12H53ZM61 13H62V12H61ZM61 13H60V14H61ZM63 13L66 14L65 12H63ZM78 13H79V12H78ZM81 13L83 14L84 12H81ZM81 13H80V14H81ZM99 13H100V12H99ZM106 13H107V12H105V14H106ZM185 13H188V14H185ZM240 13H241V12H240ZM6 14H7V13H6ZM10 14H13V13L10 12ZM28 14H30V17H32L33 15L36 16V15H35L36 13H35V14H32V16H31V13H28ZM37 14L40 15L39 13H37ZM45 14H44V15H45ZM51 14H52V13H51ZM51 14H48V12H47L46 15L48 16V15H51ZM69 14H70V13H69ZM86 14H88V12H87ZM105 14H104V15H105ZM113 14H114V13H113ZM123 14H124V13H123ZM146 14H147V13H146ZM146 14H145V15H146ZM149 14H150V13H149ZM211 14H212V15H211ZM227 14H226V15H227ZM231 14H229V15L232 17V19L235 18V16L233 17ZM238 14H239V13H238ZM243 14H244V13H243ZM246 14H247V13H246ZM257 14H258V13H257ZM260 14H261V13H260ZM13 15H14V14H13ZM22 15H23V14H22ZM41 15H43V14H41ZM89 15H91V14L89 13ZM107 15H108V18H109V19H111L112 21H114V23H117V24H118L119 22H121V21H125V17H127V16L124 14V15H123V16H124L123 19H122L121 21L119 20V22H116V20H117V19H120V17H119V18H118V17H117V18L114 17L115 19H112L113 16H112V18H111V15H110V14H107ZM109 15H110V16H109ZM117 15H118V14H117ZM141 15H140V16L138 15L137 17H138V18H142L143 16L141 17ZM178 15H179V16H178ZM226 15H225V16H226ZM4 16L7 17V16H9V15H3V17H4ZM14 16H15V15H14ZM62 16L65 17L64 19L67 18L65 15H62ZM62 16H61V18H62ZM68 16H69V15H68ZM87 16H88V15H86V17H87ZM105 16H106V15H105ZM118 16H122V14H119ZM225 16H223V17L225 18ZM241 16H242V15H241ZM247 16H248V18L250 17L249 19H251V17H253V15H252V16H249V13H248ZM0 17H2V16H0ZM10 17H12V16H10ZM10 17H9V20H11ZM39 17H40V16H39ZM39 17H37V19H38ZM48 17H49V16H48ZM83 17H85V15H84ZM86 17H85V19H86ZM89 17H90V16H89ZM94 17H95V16H94ZM106 17H107V16H106ZM151 17H152V16H151ZM226 17H227V16H226ZM228 17H229V16H228ZM255 17H257L258 19L260 18V16H256L255 13H254V17H253V18H255ZM14 18H15V17H14ZM34 18H35V17H34ZM41 18H42V16H41ZM44 18H45V16H44ZM50 18H52L51 20H53V21H52V23H53V22H54V16L51 15ZM70 18H72V17H70ZM95 18H97V17H95ZM121 18H122V17H121ZM131 18H132L133 20H130ZM135 18H136V17H135ZM214 18H213V19H214ZM241 18H242V17H240V20H241ZM257 18H255V20H257ZM5 19H6V18H5ZM5 19L3 18V20H5ZM55 19H56V18H55ZM67 19H69V18H67ZM85 19H84V20H85ZM87 19H88V18H87ZM87 19H86V20H87ZM90 19H91V18H90ZM97 19H99V18H97ZM105 19H106V18H105ZM105 19H104V20H105ZM152 19H153V17H152ZM226 19H227V18H226ZM226 19H223V20L226 21V23H228V22H230L229 19H231V18L229 17L228 22H227ZM261 19H262V17H261ZM261 19H259V20H261ZM6 20H8V18H7ZM6 20H5V21H6ZM13 20L15 21V19H13ZM26 20H29V21H30L31 19H26ZM48 20H50V19H48ZM104 20H103V21H104ZM143 20L145 21L144 24H143V22H142ZM150 20H151V19H150ZM192 20H193V19H192ZM223 20H222V21H223ZM240 20H239V21H240ZM251 20H252V19H251ZM259 20L256 21V22L258 23L259 26H258V25H254V24H253V25H254V26H257L256 28H258V27L261 26L260 29H261V28L264 29V22H263V24H261L262 22H260ZM262 20H263V19H262ZM5 21H4V22H5ZM14 21H13V22H14ZM24 21H25V20H24ZM62 21H63V23L65 22V27H64V28H67V27H68V26H66V22H67V21H64V20H62ZM82 21H83V20H82ZM109 21H110V20H109ZM117 21H118V20H117ZM132 21H135V22L140 21V22L133 23ZM222 21H221V22H222ZM224 21H223V22H224ZM233 21H234V20H233ZM241 21H243V20H241ZM4 22H3V23H4ZM9 22H10V21H9ZM18 22H19V21H18ZM68 22H70V21L68 20ZM68 22H67V23H68ZM77 22H78V21H77ZM83 22H84V21H83ZM87 22H88V21H87ZM87 22L85 21L84 23H87ZM90 22H91V21H90ZM107 22H108V21H107ZM107 22H105V23H107ZM125 22H126V21H125ZM131 22H132L133 24H132ZM158 22H160V21H158ZM162 22H163V21H162ZM180 22H181V23H180ZM199 22H200V21H199ZM251 22H252V21H251ZM253 22H255L254 19H253ZM14 23H15V22H14ZM16 23H17V22H16ZM19 23H20V22H19ZM23 23H24V22H23ZM28 23H29V22H28ZM42 23H45V22H42ZM72 23H73V22H72ZM81 23H82V22H81ZM109 23L112 24L113 27H112ZM109 23H108L109 25H107V24H106V25H107V26H111V28H114V27H115V28H118V29H119V30H118V29H113V33L115 32L114 30L118 31L117 33L121 32V31H122V32H121L122 34L125 33V32H123V29H120V28H121L120 26H123V25L118 24V25H119V26H118V25H116V24H113V22H109ZM141 23L143 24V27H144L143 29H142V24H141ZM153 23H154V22H152V24H153ZM160 23H161V22H160ZM190 23H191V19H190ZM192 23H191V25L193 26ZM211 23H210V24H211ZM226 23H225V24L223 23L224 28L227 26ZM233 23H234V22H233ZM233 23L231 22V24H233ZM236 23H237V22H236ZM240 23H241V22H240ZM6 24H7V23H6ZM17 24H18V23H17ZM25 24H26V23H25ZM25 24H24V25H25ZM29 24H30V23H29ZM45 24H46V23H45ZM54 24H57V23H56V20H55ZM54 24H53V25H54ZM73 24H74V23H73ZM88 24H90V23H88ZM94 24H95V23H94ZM121 24H124V26L127 25V24H125V23H121ZM172 24H173V25H172ZM185 24H186V23H185ZM217 24H218V23H217ZM221 24H222V23H221ZM246 24H251V23L247 22ZM0 25H1V23H0ZM18 25H20V24H18ZM34 25L36 26L37 24L34 23ZM58 25H59V24H58ZM74 25H75V24H74ZM131 25H130L129 29H131ZM153 25H154V24H153ZM162 25H163V24H162ZM188 25H189V24H187V25H182V26H184V27L186 28V30H187V29H188ZM200 25H201V26H200ZM206 25H207V26H206ZM10 26H12L11 28L14 27L13 29H15V28L18 29L17 27L14 26V24H12V25H10ZM27 26H29V25H27ZM32 26H33V25H32ZM44 26H45V25H44ZM49 26H50V25H49ZM81 26H82V25H81ZM86 26H87V25H86ZM107 26H106V27H107ZM127 26H129V25H127ZM135 26H134V28H135L136 30L133 28V29H132V31H133L132 33H135V31H136V32L138 31V29H137ZM160 26H161V25H160ZM165 26H166V25H165ZM186 26H187V27H186ZM189 26H190V25H189ZM212 26H213V28H214V27H215V28L217 27L216 24H212ZM239 26H240V24L238 25V27H239ZM254 26H253V27H254ZM262 26H263V27H262ZM1 27H2V26H1ZM56 27H57V26L55 25V28H56ZM77 27H78V26H77ZM87 27H88V26H87ZM157 27H158V26H157V24H156L155 28L158 29L159 27H158V28H157ZM162 27H163V26H162ZM162 27H161V28H162ZM194 27H195V24H194ZM210 27H211V25H210ZM230 27H231V26H230ZM242 27H243V26H242ZM242 27H241V28H242ZM248 27H249V25H248ZM44 28H45V27H44ZM70 28H71V27H70ZM81 28H82V27H81ZM122 28H123V27H122ZM179 28H180V27H179ZM211 28H212V27H211ZM211 28H209V29H210V32H214V29H213V28L211 29ZM224 28H223V29H224ZM228 28H229V26H228ZM13 29H12V30H13ZM25 29H26V27H25ZM31 29H32V28H31ZM37 29H38V28H37ZM46 29H47V28H46ZM59 29H60V28H59ZM59 29H58V30H59ZM68 29H69V28H68ZM88 29H89V27H88ZM94 29H95V31L99 30V28H98V29H97V28H94ZM126 29H128V27H126ZM168 29H169V27H167V30H168ZM198 29H197V30H198ZM200 29H199V30H200ZM229 29H230V28H229ZM249 29H250V27H249ZM21 30L23 31V28H22ZM38 30H39V29H38ZM52 30H54V29L52 28ZM60 30H62V29H60ZM72 30H74V28H72ZM75 30H76V29H75ZM90 30H91V28H90ZM107 30L109 31L110 28H108ZM134 30H135V31H134ZM144 30H145L146 32H143ZM147 30H149V29H147ZM151 30H152V28H151ZM169 30H170V29H169ZM169 30L167 31L168 33H169ZM175 30H177V32H180L178 29H175ZM180 30H181V29H180ZM183 30H184V29H183ZM183 30H182V33H183ZM192 30H193V29L190 28V31H189V32L191 33ZM195 30H196V28H195ZM226 30H228L227 27H226ZM226 30L224 29V34L227 32ZM235 30H236V29H235ZM235 30H234V32L236 33L237 30H236V31H235ZM238 30L240 31L239 28H238ZM242 30H244V29H241V33L237 32L236 37H238L239 34H241V35L243 34V31H242ZM246 30H248V28H247ZM246 30H245V32H246ZM254 30H255V29H254ZM2 31H5V30H2ZM17 31H18V30H17ZM28 31H30V30H28ZM39 31H40V30H39ZM54 31H57V29L54 30ZM62 31H63V30H62ZM83 31H84V30H83ZM86 31H88V30H86ZM164 31H166V29H165ZM193 31H194V30H193ZM216 31H217V29H216ZM225 31H226V32H225ZM228 31H229V30H228ZM231 31H232V28H231ZM249 31H250V30H249ZM258 31H259V28H258ZM263 31H264V30H263ZM12 32H14V31H12ZM15 32H16V31H15ZM24 32H25V31H24ZM40 32H41V31H40ZM51 32H52V31H51ZM58 32H59V35H58V36H60V31H58ZM64 32H65V31H64ZM92 32H93V31H92ZM97 32H98V31H97ZM101 32H102V31L100 30V31H99V34H101ZM104 32H105V30H104ZM109 32H110V33H108V34L111 35V32H112V31L110 30ZM129 32H130V30H129ZM197 32H198V31H197ZM250 32H251V31H250ZM256 32H257V29H256ZM6 33H9V32L6 31L4 34H6ZM56 33H57V32H56ZM80 33H81V31H80ZM85 33H86V32H85ZM85 33H84V34H85ZM115 33H116V32H115ZM115 33H114V34H115ZM117 33H116V34H117ZM121 33H120V38L118 37L119 35L117 36L118 39H119V41L117 40V37H115V38L113 37L114 34L111 36V38H112V40H113V43H112V44H113L114 46H117V45L119 46V45H120V47H117L119 50L122 49V47L125 46V45L123 44V42L126 44V46H125L124 49H128V48H126V47H127V43H128V45H129V43L131 42V40H132L133 38L136 39V41H138L137 44L140 43L139 39H138V38H135V37L130 38V39H131L130 42H128V41H129V39H128V41H123L122 44L118 43V42H121V41H122V38H121V37H123V36L121 35ZM132 33H131V34L129 33V35L133 36ZM148 33H149V32H148ZM150 33L152 34L151 31H150ZM173 33H175V35L177 36L176 31H174ZM186 33H188V32H186ZM190 33H189V35H192L191 37H194V36H195V35H193V33H191V34H190ZM201 33H202V32H201ZM201 33H200V34H201ZM208 33H209V32H208ZM208 33H207V34H208ZM216 33H218V31H217ZM222 33H223V32H222ZM247 33H248V32H247ZM253 33H254V32H251L250 34L253 35ZM63 34H64V33H63ZM71 34H73V33L71 32ZM81 34H82V33H81ZM91 34H92V33H91ZM91 34H90V35H91ZM96 34H97V33H96ZM102 34H105V33H102ZM108 34H107V35H108ZM125 34H126V33H125ZM137 34H136V36H139V35H137ZM141 34H140V35H141ZM178 34H181V32L178 33ZM195 34H197V33H195ZM212 34H213V33H212ZM212 34H210V35L212 36ZM256 34H258V32L255 33V35H256ZM259 34H260V32H259ZM259 34H258V35H259ZM262 34L264 35V33H262ZM20 35H21V34H20ZM26 35H28V34H26ZM39 35H40V34H39ZM74 35H75V34H74ZM86 35H88V34L86 33ZM86 35H83L84 37H82V38L86 39L85 41H86V43H87V39H88V38H85ZM105 35H106V34H105ZM105 35H103V37H104ZM145 35L147 36V37L145 36V38H147V39L142 38V40H143V39H144V40H143V42H142V40H141V44H140V45H143V43H145V41L147 42V40H148L149 37L151 36L150 34H149V35H150L149 37H148V34H145ZM163 35H164L163 38L169 37L168 34H166L167 36H166L165 34H163ZM173 35H174V34H173ZM186 35H187V34H186ZM202 35H204V34H202ZM205 35H206V33H205ZM210 35H209V36L206 35V37L209 39V38L211 37ZM214 35H215V33H214ZM226 35H227V34H226ZM228 35H229V34H228ZM237 35H238V36H237ZM243 35L246 36V33H244ZM243 35H242V36H243ZM16 36H18V35H16ZM21 36H22V35H21ZM21 36H20V37H21ZM49 36H50V35H49ZM67 36H68V35H67ZM91 36H92V35H91ZM91 36H90V37H91ZM197 36H199V35H197ZM216 36H217V35H216ZM233 36L235 37V35H233ZM247 36H248V35H247ZM247 36H246V37H247ZM61 37H63V36H61ZM88 37H89V36H88ZM98 37H99V36H98ZM105 37H107V36H105ZM108 37H109V36H108ZM108 37H107V38H108ZM124 37H126V36H124ZM124 37H123V38H124ZM127 37H128V36H127ZM127 37H126V38H127ZM141 37H143V36L141 35ZM195 37H196V36H195ZM200 37H201V40L203 41L204 39H202V38L205 37V36H200ZM213 37H214V36H212V38H213ZM218 37H219V36H218ZM218 37H215V38L217 39ZM251 37H252V36H251ZM254 37H255V36H254ZM254 37H252V38H254ZM257 37H259V36H257ZM257 37H255L256 40L259 39V38H257ZM28 38H29V37H28ZM64 38H65V37H64ZM64 38H63V40H66V39H64ZM66 38H67V37H66ZM72 38H73V36H72ZM91 38H92V37H91ZM94 38H95V37H93V39H94ZM99 38H100V37H99ZM107 38H105V39L107 40ZM109 38H110V37H109ZM113 38H114V39H113ZM150 38H151V37H150ZM163 38H162V39H163ZM169 38H170V37H169ZM173 38H175V37H173ZM177 38H178V37H177ZM179 38H180V39H179ZM179 38H178V41H182V43H183V42H184V41H183L184 39H181V37H179ZM189 38H190V37H189ZM212 38H211V39H212ZM215 38H213V39H215ZM238 38H239V40H240V39H241V36H239ZM238 38H237V39H238ZM244 38H245V37H244ZM252 38H250V39H252ZM53 39H54V38H53ZM53 39H52V40H53ZM60 39H61L60 37H59V39H58V37H57V42H56V43L53 42V41H55V40H53L52 42L54 43V45H56V44H60V43H62V42H61L62 40H60ZM80 39H81V38H80ZM105 39H104V40H105ZM134 39H133V41H134ZM151 39H152V38H151ZM151 39H150V40H151ZM162 39H161V40H162ZM166 39H167V38H166ZM199 39H200V38H199ZM205 39H206V38H205ZM208 39H207V40H208ZM242 39H243V37H242ZM242 39H241V41H242ZM9 40H10V42H11V39H9ZM17 40H18V39H17ZM20 40H21V38H20ZM25 40H27V39H25ZM29 40H30V38H29ZM58 40H60V43H58ZM82 40H83V39H82ZM89 40H90V39H89ZM94 40H95V39H94ZM96 40H97V39H96ZM96 40H95V44H96V43L98 44L99 42H96ZM102 40H103V39H102ZM109 40H110V44H111V39H109ZM109 40H108V41H109ZM116 40H117V41H116ZM125 40H126V39H125ZM170 40H171V39H170ZM174 40H175V39H174ZM176 40H177V39H176ZM207 40H205V41H207ZM219 40H220V39H217V41H219ZM235 40H236V38H235ZM243 40H246V38L243 39ZM260 40H261V39H260ZM260 40H259V41H260ZM23 41H24V40H23ZM27 41H28V40H27ZM70 41H71V40H70ZM98 41H99V39H98ZM108 41H106V42H108ZM114 41H115V42H114ZM162 41H164V40H162ZM189 41H190V40H189ZM205 41H204V43H206V44H204V45H205L204 48L202 47L203 44H201V46H198V44H197V45L195 44L196 47L199 48V49L201 50V52L203 51V49L206 50L205 48H208V50H209V47H210V46L214 47L213 45L216 46V47H215L216 49L218 48V47H217V44H218L219 42L216 43V40H215V41L213 40V42H210L211 45H208V44H207L208 42H205ZM208 41H211V40H208ZM229 41H230V43L232 42L231 38H230ZM236 41H238V40H236ZM241 41H240V42H241ZM252 41H253V39H252ZM0 42H2V41H0ZM10 42L8 41V43H10ZM65 42H66V41H65ZM67 42H68V39H67ZM88 42H89V41H88ZM102 42H103V41H102ZM106 42H105V43H106ZM126 42H127V43H126ZM148 42H149V41H148ZM148 42H147V43H148ZM151 42H152V41H151ZM154 42H155V41H154ZM169 42H170V41H169ZM220 42H222V41H220ZM242 42H243V41H242ZM255 42H257V41H255ZM2 43H3V42H2ZM12 43H13V42H12ZM16 43H17V42H16ZM21 43H22V42H21ZM29 43H30V42H29ZM70 43H71V42H70ZM80 43H82V42H80ZM114 43H115V44H114ZM175 43H176V41H175ZM184 43H186V41H185ZM184 43H183V46H184ZM193 43H194V42H193ZM193 43H192V44H193ZM195 43H197V40H196ZM202 43H203V42H202ZM210 43H209V44H210ZM233 43H234V41H233ZM238 43H239V41H238ZM250 43H252V42H250ZM14 44H15V43H14ZM44 44H45V43H44ZM63 44H65V43H63ZM66 44H68V43H66ZM71 44H73V43H71ZM77 44H78V43H77ZM100 44H101V43H100ZM108 44H109V42H108ZM130 44H131V43H130ZM137 44H136V45H137ZM154 44H155V43H154ZM176 44H177V43H176ZM178 44H179V42H178ZM188 44H189V43H188ZM192 44L190 43V45H192ZM220 44H221V43H220ZM236 44H237V42H236ZM262 44H263V43H262ZM2 45H3V44H2ZM68 45H70V44H68ZM68 45H67V46H68ZM113 45H112V46H113ZM133 45H134V43H133ZM136 45H134V46H136ZM146 45H147V48H148L149 45L151 46V45H153V44L148 43V44H146ZM146 45H144V48L146 47ZM156 45H157V44H156ZM179 45H180V44H179ZM186 45H187V43H186ZM199 45H200V44H199ZM226 45H227V44H226ZM230 45H231V44H229V46H230ZM233 45H235V44H232L231 47H234ZM4 46H6V45H3V47H4ZM9 46L11 47L12 45H9ZM13 46H14V45H13ZM22 46H23V45H22ZM29 46H32V45L29 44ZM71 46H72V45H71ZM71 46H70V47H71ZM80 46H81V45H80ZM83 46H84V45H83ZM90 46H91V45H90ZM101 46H102V45H101ZM104 46H105V45H104ZM106 46H107V45H106ZM121 46H122V47H121ZM138 46H139V45H138ZM138 46H137V47H138ZM150 46H149V47H150ZM180 46H181V45H180ZM180 46H179V47H180ZM218 46H220V45H218ZM227 46H228V45H227ZM236 46H237L238 48H240V47H239V44H237ZM240 46H241V43H240ZM23 47H24V46H23ZM25 47H26V46H25ZM25 47H24V48H25ZM51 47H52V46H51ZM54 47H56V46H54ZM57 47L62 48V50H64L65 52H68V53H69V51L66 50V49H68V47L66 48V46H65V47L63 48V46H60V45H58ZM86 47H88V46H86ZM137 47H136V48H137ZM151 47H152V46H151ZM160 47H161V46H160ZM162 47H163V46H162ZM175 47H176V49H177V46H175ZM179 47H178V48H179ZM181 47H182V46H181ZM181 47H180V50H182ZM190 47H191V46H190ZM221 47H222V46H221ZM221 47H219V48L221 49ZM241 47H242V48H245L246 52L248 51V50L246 49V47L243 45V43H242V46H241ZM247 47H248V46H247ZM249 47H250V46H249ZM251 47H252V45H251ZM254 47H255V43H254ZM15 48H16V47H15ZM73 48H74V50H75V47H74V46H73ZM110 48H111V47H110ZM112 48H113V47H112ZM112 48H111V49H112ZM114 48H116V47H114ZM117 48H116V50L114 49L116 52L118 51ZM154 48H155V47L153 46V48H151L152 50H151V51L148 50V51H149V52H152V51H153L152 53H154V51H155L154 54H156V53H157V52H156L157 49L153 50ZM163 48H164V47H163ZM193 48H194V47H193ZM202 48H203V49H202ZM229 48H230V47H229ZM261 48H262V47H261ZM5 49H6V48H5ZM11 49H13V47H12ZM25 49H26V48H25ZM27 49H28V48H27ZM50 49H51V48H50ZM50 49H49V50H50ZM71 49H72V48H71ZM83 49H84V48H83ZM95 49H96V48H95ZM99 49H100V47H99ZM111 49H110V50H111ZM133 49H135V47H133ZM164 49H165V48H164ZM187 49H188V48H187ZM199 49H197L198 52H197V51H193V52H197V54H199L200 57L202 58L203 55H201V52H200ZM232 49H233V48H232ZM236 49H237V48H235L234 51H236ZM253 49H254V48H253ZM263 49H264V48H263ZM263 49H261V50H263ZM58 50H59V49H58ZM69 50H70V48H69ZM112 50H113V49H112ZM114 50H113V52H114ZM140 50H141V49H140ZM142 50H143V49H142ZM142 50H141V51H142ZM178 50H179V49L175 50V52L178 51ZM210 50H211V49H210ZM210 50H209V51H210ZM212 50H213V49H212ZM217 50H218V49H217ZM217 50H215L216 52H215V51L213 52L214 55L212 54L213 57L215 56V59H216V60L219 58V53L217 52ZM221 50H222V49H221ZM258 50H259V49H258ZM0 51H2L1 48H0ZM3 51H4V50H3ZM34 51H35V50H34ZM50 51H51V50H50ZM52 51H53V49H52ZM72 51H73V50H72ZM78 51H79V50H78ZM102 51H103V53H104L105 50L103 49ZM120 51H121V50H120ZM120 51H118L119 53L117 52V54H118L117 58L119 57L118 59L120 60L119 64L121 63L122 58L127 59V57H129V55L131 54V53L129 52L130 49H128L127 51L124 50V51L126 52L125 54L128 55V56H127V57H126V56H125V57L122 56V58H120L121 55H124L123 52H120ZM144 51H147V50L144 49ZM144 51H143V52H144ZM157 51L159 52V50H157ZM162 51H163V50H162ZM183 51H184V50H182V52H183ZM189 51H190V49H189ZM26 52H27V51H26ZM31 52H32V51H31ZM57 52H58V51H57ZM75 52H76V51H75ZM75 52H74V53H75ZM94 52H95V51H94ZM97 52H99V51H97ZM134 52H135V51H134ZM134 52H132V53H134ZM175 52H174V53H175ZM204 52H206V51H204ZM229 52L232 53L231 51H229ZM238 52H239V51L237 50L236 53H237L238 55H235V56H239L238 59H236V60H237V63L239 64L238 61H241L242 59H241L240 52H239V53H238ZM243 52H245V51H243ZM243 52H242V53H243ZM253 52H255V49H254ZM262 52H263V51H262ZM0 53H1V52H0ZM27 53H28V52H27ZM34 53H35V52H34ZM50 53H51V52H50ZM61 53H62V52H61ZM68 53H67V54H68ZM71 53H72V52H71ZM71 53H69V55H70ZM76 53H78V52H76ZM88 53H89V52H88ZM88 53H87V56H90V55H88ZM146 53H147V52H146ZM152 53H151V54H152ZM174 53H173V54H174ZM176 53H177V52H176ZM202 53H203V52H202ZM208 53H210V52H208ZM208 53L206 52V53H203V54L205 55V54H208ZM217 53H218V54H217ZM248 53H249V52H248ZM5 54H6V52H5ZM5 54H4V55H5ZM7 54H8V53H7ZM7 54H6V55H7ZM9 54H10V53H9ZM28 54H29V53H28ZM28 54H27V55H28ZM31 54H32V53H31ZM56 54H57V53H56ZM58 54H59V52H58ZM58 54H57V55H58ZM62 54H63V53H62ZM89 54H90V53H89ZM91 54H92V53H91ZM105 54H106V53H105ZM105 54H102V55L105 56ZM151 54H150V55H151ZM168 54H169V53H168ZM171 54H172V53H171ZM185 54H186V53H185ZM193 54H194V53H193ZM197 54L194 55V57H195V56L198 57ZM243 54L245 55V53H243ZM243 54H242V55H243ZM0 55H1V54H0ZM6 55H5V56H6ZM25 55H26V54H25ZM53 55H54V54H53ZM64 55L66 56L65 59H64V58H61V59H60V57H59L58 59H59V61H60V60H61V61H64V64H65V60H69V59H68V58H69V55H66L65 53H64ZM71 55H72V54H71ZM81 55H82V54H81ZM145 55H146V54H145ZM147 55H148V54H147ZM152 55H153V54H152ZM156 55L158 56V53H157ZM160 55H161V53H160ZM175 55H178V54H175ZM180 55H181V56H180ZM183 55H184V54H183ZM208 55H209V54H208ZM231 55H232V54H231ZM263 55H264V54H263ZM8 56H10V55H8ZM32 56H34V55H32ZM54 56H55V55H54ZM58 56H59V55H58ZM67 56H68V57H67ZM73 56H74V54H73ZM75 56H76V55H75ZM75 56H74V57H75ZM98 56H99V53H98ZM108 56H109V55H108ZM115 56H116V55H115ZM115 56H114V57H115ZM131 56H132V55H131ZM135 56H136V55H135ZM140 56L143 57L144 55L142 54V55H140ZM178 56L183 57L182 54H179ZM186 56H187V55H186ZM186 56H184V57H186ZM189 56H190V55H189ZM6 57H7V56H6ZM74 57H73V58H74ZM77 57H78V56H77ZM95 57H96V56L93 55V58H95ZM105 57H107V55H106ZM105 57H104V58H105ZM144 57H145V56H144ZM152 57H153V56H151V59H152ZM180 57L177 58V56H176L177 62L179 63L180 66H181L182 64H185V65H186V63L188 64V62H185V61H187V60H186L187 58H186L185 60H183V58H180ZM194 57H193V59H194ZM197 57H196V59H197ZM200 57H199V58H200ZM206 57H207V55H206ZM216 57H218V58H216ZM220 57H221V55H220ZM50 58H51V57H50ZM55 58H57V57H55ZM73 58H72V59H73ZM78 58H79V57H78ZM80 58H81V56H80ZM89 58H90V57H89ZM98 58H99V57H97L96 59H98ZM101 58H102V56H101ZM101 58H100V59H101ZM111 58H112V57H111ZM168 58H169V56H168ZM172 58H173V57H172ZM179 58H180V60L182 59V61H179ZM191 58H192V56H191ZM201 58H200V59H201ZM203 58H204V57H203ZM203 58H202V59H203ZM221 58H222V57H221ZM239 58H240V59H239ZM2 59H5V58H2ZM11 59H12V58H11ZM62 59H63V60H62ZM70 59H71V58H70ZM130 59H132V57H131ZM146 59H147V57H146ZM146 59H145V61H146ZM155 59H156V58H155ZM155 59H153V60H155ZM157 59H158V58H157ZM174 59H175V58H174ZM174 59H171V58H170V59H167V60H168V62H169L170 60H173V61H174ZM176 59H175V60H176ZM204 59H207V58H204ZM204 59H203V60H200V61H198V60H194V62L192 63L194 67L191 66V67L194 69V71L196 70V68H195V64H196V63L199 64L198 62H204V61H205ZM212 59H213V58H212ZM212 59H211L210 57H208V59H207L208 61L205 63V64H207L208 68H207L205 65L203 66L204 63H202V67H203V69L200 67L201 65L198 66V67H200L202 70H201L200 68L197 67V68L199 69V71H201L200 73H202V72H204V71H205V73H206V72H207V69H208V71H210V72L213 71V70H214V71H215V70L217 71L218 67H215V65H214V67H213V64H214L216 61H215V60L213 61ZM8 60L10 61V59H8ZM53 60H54V59H53ZM55 60H56V59H55ZM73 60H74V61H73ZM73 60H72V61L69 60V61H71V62H77V59H76V61H75V59H73ZM82 60H83V59H82ZM82 60H81V61H82ZM153 60H151V61H153ZM243 60H244V59H243ZM4 61H5V60H4ZM11 61H12V60H11ZM11 61H10V62H11ZM26 61H27V60H26ZM56 61H57V60H56ZM59 61H58V62H59ZM81 61H80V62H81ZM83 61H84V60H83ZM97 61H98V60H97ZM99 61H100V60H99ZM103 61H105V60H103ZM112 61H113V60H112ZM147 61H148V60H147ZM147 61L144 62V63L146 64V67H139V68H141V69H142V68H146V70H147V68H148V64H147L148 62H147ZM149 61H150V57H149ZM156 61L158 62V60H156ZM173 61H172V62H173ZM183 61H184L185 63H184ZM217 61H218V60H217ZM225 61H226V60H225ZM225 61L222 62V63H223V66H224ZM228 61H229V60H228ZM234 61H235V60H234ZM234 61H233V62H234ZM261 61H262V60H261ZM6 62H7V61H6ZM10 62H9V63H10ZM32 62H33V61H32ZM52 62H53V61H52ZM66 62H67V61H66ZM78 62H79V59H78ZM92 62H93V61H92ZM92 62H91V63H92ZM131 62H132V60H131ZM170 62H171V61H170ZM172 62H171V63H172ZM218 62H220V61H218ZM235 62H236V61H235ZM235 62H234L233 64H235ZM20 63H21V62H20ZM37 63H38V62H37ZM60 63H61V62H59V64H60ZM67 63H68V62H67ZM81 63H82V62H81ZM105 63H106V61H105ZM105 63L103 62V65H104ZM139 63H140V62H139ZM165 63H166V62H165ZM229 63L232 64L231 61H230ZM244 63H245V61H244ZM4 64H6V63H4ZM12 64H14V63H11V65H12ZM21 64H22V63H21ZM39 64H40V63H39ZM61 64H63V62H62ZM61 64H60V65H61ZM69 64H70V63H69ZM69 64H68V65H69ZM72 64H73V63H72ZM76 64L79 65L78 63H76ZM84 64L86 65V63H84ZM84 64H82V65H84ZM94 64H95V63H94ZM94 64H93V65H94ZM98 64H99V62H98ZM101 64H102V63H101ZM115 64H116V63H115ZM117 64H118V63H117ZM121 64H122V63H121ZM135 64H136V63H135ZM150 64H151V63H150ZM150 64H149V65H150ZM175 64H176V63L174 62V63L171 64V65H173L174 67H176ZM227 64H228V63H227ZM227 64H225V68H226V70L229 69L228 67L230 66V64H229L228 66H226ZM19 65H20V64H19ZM19 65H18V66H19ZM34 65H36V64H34ZM44 65H45V64H44ZM66 65H67V64H66ZM73 65H74V64H73ZM85 65H84V66H85ZM107 65H108V64H107ZM113 65H114V64H113ZM113 65H112V66H113ZM154 65H155V64H154ZM168 65H170V64H168ZM168 65L166 66L167 69H168ZM252 65H253V64H252ZM258 65H259V64H258ZM14 66H15V68H16L17 65H14ZM63 66H65V65H63ZM86 66H88V65H86ZM91 66H92V65H91ZM105 66H106V64H105ZM128 66H130V65H128ZM132 66H133V65H132ZM139 66H140V64H139ZM158 66H159V65H158ZM160 66H161V65H160ZM186 66H187V65H186ZM186 66H183V67H186ZM188 66H190V65H188ZM218 66H220V64H219ZM262 66H263V64H262ZM7 67H8V65H7ZM66 67H67V66H65V68H66ZM75 67H76V66H75ZM75 67H74V69H73L74 71H71V70L69 71V72H73V73L70 74V75H71V78H73V77L75 76L74 78H77V79L79 78V81H80V77H81V75H80L79 73H80L81 69L79 68V72H76V71H78V70L76 69V68H78V67H76V68H75ZM79 67H80V66H79ZM82 67H83V66H82ZM107 67H108V66H107ZM130 67H131V66H130ZM152 67H154V66L152 65ZM152 67H151V68H152ZM170 67H172V66H170ZM205 67H206L207 69H206ZM239 67L241 68V65H239ZM246 67H248V66H246ZM246 67H245V69L247 70ZM250 67H251V66H250ZM260 67H261V66H260ZM260 67H259V68H260ZM63 68H64V67H63ZM65 68H64V69H65ZM72 68H73V67H72ZM91 68H92V67H91ZM100 68H101V67H100ZM104 68H105V67H104ZM112 68H114V67H112ZM115 68H116V67H115ZM115 68H114V69H115ZM118 68H119V67H118ZM124 68H125V67L123 66V68L121 67L120 69H123V70H124ZM133 68H134V66H133ZM154 68H155V67H154ZM158 68H159V67H158ZM172 68H173V67H172ZM176 68H177V67H176ZM181 68H182V67H181ZM181 68H180V69H181ZM212 68H214V69H212ZM215 68H216V69H215ZM225 68H222V69H225ZM236 68H237V65H236ZM261 68H262V67H261ZM13 69H14V68H13ZM13 69H12V68L10 69V66H9V70H10V71L12 70V72H13ZM17 69H18V68H17ZM37 69H38V67H37ZM55 69H56V68H55ZM67 69H68V68H67ZM67 69H65V70H67ZM85 69H87V67H86ZM108 69H109V68H108ZM108 69H107V70H108ZM114 69H110V71H111V70L113 71ZM125 69H126V68H125ZM134 69H136V68H134ZM148 69H149V68H148ZM169 69H170V68H169ZM174 69H175V68H174ZM198 69H197L196 71H198ZM204 69H205V70H204ZM209 69H212V70H209ZM222 69H221V70H222ZM257 69H258V68H257ZM262 69L264 70V68H262ZM48 70H49V69H48ZM56 70H58V69H56ZM59 70H60V69H59ZM68 70H69V69H68ZM92 70H94V69H92ZM97 70H98V69H97ZM136 70H137V69H136ZM146 70H144V71H146ZM155 70H156V69H155ZM157 70H158V69H157ZM175 70H176V69H175ZM186 70H187V69H186ZM186 70H184V68H183V71L185 72L184 74H182V73H183L182 70H179V71H182L181 74L178 72V73H179L180 75H182V76H179V74H178V75L175 74V76H179V77H181V80H182L183 75L187 74V73H186V72H187ZM263 70H262V71H263ZM15 71H16V70H15ZM19 71H20V70H19ZM21 71H22V70H21ZM60 71L62 72V70H60ZM60 71H58V72H60ZM110 71H109V72H110ZM114 71H117V70H114ZM124 71H125V70H124ZM137 71H138V70H137ZM147 71L150 72L151 70L149 69V70H147ZM214 71H213V72H214ZM216 71H215V72H216ZM223 71H225V70H223ZM235 71H236V70H235ZM249 71H252V72H253V70H249ZM16 72H17V71H16ZM52 72H53V71H52ZM56 72H57V71H56ZM81 72H82V71H81ZM88 72H89V71H88ZM129 72H130V71H129ZM129 72L126 73V74H127L126 76H129V77H130V75H132V72H131V73H129ZM139 72H140V70H139ZM142 72H143V71H142ZM148 72H147V73H148ZM162 72H163V71H162ZM166 72H167V70H166ZM171 72L173 73V71H171ZM188 72H189V69H188ZM219 72H220V71H219ZM219 72L217 71V73H219ZM238 72H239L238 75L240 74V76H242V75H241L242 71H241V73H240V69H239V68H238ZM22 73H23V71H22ZM22 73H21V74H22ZM74 73H76V74H74ZM77 73L80 75V77H78L79 75H77ZM101 73L103 74V72H101ZM128 73H129V74H128ZM140 73H141V72H140ZM147 73H145V75H146V76H145V77H146V78H145L146 81H148L147 78H150V77L152 76V75H151V76L148 77V74H149V73H148V74H147ZM151 73H153V72L151 71ZM154 73H155V71H154ZM156 73H157V72H156ZM175 73H177V70H176ZM197 73L199 74V72H197ZM205 73H204V74H205ZM227 73H228V72H227ZM230 73H232V72L230 71ZM234 73H235V72H233L232 74H233V76L235 77ZM249 73H250V72H249ZM257 73H258V70H257ZM259 73L261 74V71H260ZM60 74H61V73H60ZM66 74H67V73H66ZM72 74H74V75H72ZM85 74H86V73H85ZM104 74H105V73H104ZM107 74H108V73H107ZM109 74H110V73H109ZM135 74H136V73H135ZM135 74L133 73V75H135ZM188 74H189V73H188ZM188 74H187V75H188ZM207 74L209 75V73H206V75H207ZM223 74L225 75L226 73H223ZM232 74H231V75H232ZM22 75H23V74H22ZM38 75H39V74H38ZM57 75H59V73H58ZM57 75H56V76H57ZM62 75H64V74L62 73ZM62 75H61V77H62ZM91 75H94V74H91ZM111 75H112V74H111ZM111 75H109V76H111ZM113 75H116V77L119 78V77L117 76V74H114V73H113ZM113 75H112L111 77H112V79L114 80L115 77H113ZM133 75H132V77H133V81H134V76H133ZM149 75H150V74H149ZM155 75H156V74H155ZM155 75L153 74L154 77H155ZM172 75H174V74H172ZM208 75H207V76H208ZM210 75H213L212 72L210 73ZM210 75H209V78L212 77V76H210ZM217 75H219V74H217ZM217 75H215V76H217ZM226 75H227V74H226ZM228 75H229V74H228ZM236 75H237V71H236ZM258 75H259V74H258ZM32 76H33V75H32ZM76 76H77V77H76ZM95 76H98V78H99V77L101 76V74H100V75L96 74ZM135 76H136V75H135ZM137 76H138V75H137ZM137 76H136V77H137ZM156 76H157V75H156ZM163 76H164V75H163ZM163 76H162V78H163ZM167 76H168V75H167ZM170 76H171V75H170ZM175 76H174V78H175ZM207 76H206V77H207ZM249 76H250V75H249ZM35 77H37V76H35ZM38 77H39V76H38ZM63 77H64V76H63ZM63 77H62V78H63ZM83 77L86 79L85 75L82 76V78H83ZM92 77H93V76H92ZM105 77L107 78L108 76L105 75ZM111 77H110V79H111ZM132 77H131V78H132ZM140 77H141V76H140ZM157 77L160 78V77H159V74H158ZM165 77H166V76H164L163 79H166V80H167L168 77H167V78H165ZM171 77H172V76H171ZM185 77H186V76H185ZM188 77H189V76H187L186 78L189 79ZM206 77L204 76V78H206ZM220 77H222V76L220 75ZM231 77H232V76H231ZM237 77H238V80L241 79L239 76H236V78H237ZM251 77H252V81H251V82H253V80H255V79H253V76H252V75L250 76V78H251ZM254 77H255V76H254ZM10 78H11V77H10ZM39 78H40V77H39ZM56 78H57V77H56ZM66 78H67V76H66L65 78H63V79H66ZM94 78H95V77H94ZM98 78H96V79H98ZM174 78H173V79H174ZM176 78H177V77H176ZM193 78H194V77H193ZM193 78H192V79H193ZM217 78H219V76H217ZM247 78H248V77H247ZM11 79H12V78H11ZM40 79H41V78H40ZM57 79H58V78H57ZM85 79H84V81H85ZM87 79H89V78H87ZM120 79H121V78H120ZM136 79H137V78H136ZM178 79H179V78H178ZM194 79H196V78H194ZM220 79H221L222 82H223V79H222V78H220ZM242 79H243V77H242ZM23 80H24V79H23ZM58 80L60 81V78H59ZM66 80H67V79H66ZM68 80H69V79H68ZM102 80H104V79H101V77H100V80L97 81L98 84H99L100 81H102ZM107 80H109V77H108ZM107 80H106V81H107ZM113 80H112V81H113ZM115 80H116V79H115ZM115 80H114V81H115ZM117 80H119V79H117ZM122 80H123V79H122ZM122 80H119V81H122ZM128 80H130V78H129ZM128 80H126V81H128ZM137 80H138V79H137ZM151 80H153V79H151ZM171 80H172V78H171ZM175 80H176V79H175ZM184 80H185V79H184ZM209 80H210V79H209ZM217 80H219V79H217ZM235 80H236V79H234V82H235ZM249 80H251V79H248V83H250ZM259 80H260V79H259ZM261 80H262V77H261ZM18 81H19V80H18ZM20 81H21V80H20ZM63 81H64V80H62V82H63ZM70 81H73V82H70ZM74 81H76V79H75V80H69V82H68L67 84L70 83V87H71V83H74V85H75V83H76V85H75L76 87L74 86V88H75V89L78 88V89H76V90H69V92H70V91H76V93H75V92H70L71 95H72V97H73L74 100H75V98H76V97H79V96H78V95H77V96L75 95V97H74L73 93L77 94V93L79 92V94H80L82 89H83V90H86V86H85V87L83 86V87H84V88H83V87H82V84H79L80 82H79L78 85H77V82H74ZM77 81H78V80H77ZM106 81H105V82H106ZM119 81H117V82H119ZM123 81H124V80H123ZM133 81L130 80L129 84H131ZM154 81H155V80H154ZM154 81H153V83H154ZM205 81H206V80H205ZM212 81H213V80H212ZM215 81H216V80H215ZM243 81H244V79H243ZM13 82L17 83L15 80H14ZM65 82H66V81H65ZM65 82H63V83H65ZM82 82H83V81H82ZM82 82H81V83H82ZM90 82H91V81H90ZM92 82H94V81L92 80ZM102 82H103V83H102ZM102 82H101L102 84L105 83L104 81H102ZM110 82H111V81L109 80L108 83L110 84ZM117 82H116V83H117ZM148 82H151V83H152V81H148ZM197 82H198V81H197ZM210 82H211V81H210ZM217 82H219V81H217ZM229 82H230V80H229ZM234 82H233V83H234ZM236 82H237V81H236ZM245 82H247V81H245ZM254 82H255V81H254ZM15 83H14V84H15ZM24 83H25V82H24ZM28 83H29V80H28ZM42 83H43V82H42ZM48 83H49V82H48ZM63 83H62V85H64ZM86 83H87V82H86ZM108 83H106L107 86H106V84H104V85H103L104 87H100V88H101L100 90H102L101 92H103V90H104L105 93H106V90L110 88V87L108 86ZM116 83L114 82L113 84L116 85ZM126 83H127V82H126ZM139 83H140V81H139ZM151 83H149V85H151ZM171 83H172V82H171ZM174 83H175V82H174ZM180 83H181V82H180ZM184 83H186V82L184 81ZM206 83H207L208 85H210L208 82H206ZM213 83H214V82H213ZM17 84H18V83H17ZM17 84H15V85L18 86L19 84H18V85H17ZM22 84H23V83H22ZM30 84H31V83H30ZM118 84H119V85H118ZM129 84H127V85H129ZM132 84H133V83H132ZM132 84H131V85H132ZM136 84H137V83H136ZM156 84H157V83H156ZM195 84H196V83H195ZM195 84H194V85H195ZM241 84H242V83H241ZM246 84H247V83H246ZM15 85H14V87H15ZM26 85H28V84H25V86H26ZM32 85H33V84H32ZM36 85H37V84H36ZM79 85H80V86H79ZM84 85H85V84H84ZM110 85H111V84H110ZM120 85H121L120 83H117V86H118L119 88H120ZM133 85H134V84H133ZM138 85H139V84H138ZM141 85H142V84H141ZM154 85H155V84H154ZM168 85H169V83L167 82V85H166V86H168ZM172 85H173V83L171 84V87L174 86V85H173V86H172ZM181 85H182V84H181ZM183 85H184V84H183ZM196 85H197V84H196ZM213 85H215V84H213ZM228 85H229V84H228ZM233 85H234V84H233ZM236 85H237V84H236ZM251 85H254V84L252 83ZM261 85H262V88L264 89V75H263V81H262V84H261ZM19 86H20V85H19ZM23 86H24V84H23ZM25 86H24V87H25ZM30 86H31V85H30ZM40 86H41V85H40ZM44 86H45V85H44ZM98 86H99V85H98ZM101 86H102V85H101ZM105 86H106V89H105ZM117 86H113V87H111L110 89H111L112 91L115 92L116 89L113 90V88H116ZM121 86H122V85H121ZM143 86H144V85H143ZM143 86H142V87H143ZM189 86H190V85H189ZM201 86H202V85H201ZM210 86H211V85H210ZM28 87H29V85H28ZM62 87H63V86H62ZM64 87H65V86H64ZM70 87H69V85H68L67 89H68V88L71 89ZM72 87H73V84H72ZM81 87H82V88H81ZM107 87H108V88H107ZM129 87H131V86H129ZM142 87H141V89H144V88H142ZM149 87H150V86H149ZM154 87H155V86H154ZM157 87H158V85H156L155 88H157ZM175 87H176V86H175ZM178 87H179V86H178ZM207 87H208V86H207ZM220 87H221L220 84L217 83V84L214 86L213 90H212L211 92L208 93V97L206 96L207 98H209V100H210L211 102H212V101H215L218 97H220V96H219V95H220V91H221V90H220ZM247 87H248V86H247ZM247 87L245 86L246 89H247ZM31 88H32V87H31ZM36 88H37V87H36ZM92 88H93V87H92ZM131 88H132V87H131ZM150 88L153 89L152 87H150ZM173 88H174V87H173ZM180 88H181V87H180ZM184 88H185V87H184ZM197 88H198V87H197ZM248 88H249V87H248ZM251 88H252V90H251L250 92H252V95L255 96V95L253 94V91H254V89L256 88V86H255V88H254V86H253V87L251 86V87L249 88V90H250ZM32 89H33V88H32ZM79 89H80V90H79ZM98 89H99V87H98ZM121 89H123V87L119 89L120 91H119V90H117V91H119V92L121 93ZM126 89H128V90H126ZM126 89H123V91H128L129 93H132V94H133L135 91L137 92V90H138V89L135 90V91L132 90V92H131V89H130V90H129V88H126ZM133 89H136V88H133ZM147 89H148V87H147ZM168 89H169V86H168ZM168 89H166V90H168ZM171 89H172V88H171ZM185 89H186V88H185ZM194 89H196V88H194ZM208 89H209V88H208ZM210 89H211V88H210ZM210 89H209V90H210ZM240 89H241V88H240ZM14 90H15V89H14ZM16 90H17V87H16ZM64 90H65V89H64ZM64 90H63V91H64ZM87 90H88V89H87ZM87 90H86V93L89 94V92H88ZM111 90H110V92H111V95H112L113 92H112ZM139 90H140V89H139ZM156 90H157V89H156ZM158 90H159V89H158ZM175 90H176V89H175ZM179 90H180V89H179ZM189 90H190V89H189ZM191 90H192V89H191ZM191 90H190V91H191ZM249 90H246V91H247V92H246L247 95H248V91H249ZM256 90H257V89H256ZM261 90H262V89H261ZM27 91H28V90H27ZM40 91H41V90H40ZM66 91H67V90H66ZM95 91H96V89H95ZM98 91H99V90H98ZM107 91H108V90H107ZM140 91H141V90H140ZM147 91H148V90H147ZM152 91H153V93H154V90H152ZM177 91H178V89H177ZM177 91H176V93H177ZM184 91H185V90H184ZM193 91H194V90H193ZM206 91H207V89H206ZM242 91H243V90H242ZM244 91H245V90H244ZM257 91H258V90H257ZM257 91H256V92H257ZM20 92H21V91H20ZM29 92H30V91H28V92L25 91V92H24V95H25V94L27 95V93H29ZM34 92H36V90H35ZM37 92H38V91H37ZM84 92H85V91H84ZM84 92H82V93L85 94ZM96 92H97V91H96ZM99 92H100V91H99ZM119 92H118V93L116 92L117 94L115 93V94H113V95H114V96H119L118 98H119V100L122 101V106L124 105V107H125L126 101H127V102H129V101H128L127 99L125 100L124 98H123V100H122V98H120V97H122L121 95H122L123 93H122V94H119ZM136 92H135L134 94H135L136 97H138L137 95H140V92L138 91L139 94H136ZM148 92H149V91H148ZM172 92L174 93V91H172ZM178 92H179V91H178ZM195 92H197V91H195ZM195 92H194V94H196ZM254 92H255V91H254ZM260 92H261V91H260ZM262 92H263V90H262ZM31 93H32V92H31ZM42 93H43V92H42ZM82 93H81V95H82ZM149 93H150V92H149ZM149 93H148V95H149ZM157 93H158V92H157ZM160 93H161V92H160ZM162 93H163V92H162ZM164 93H165V92H164ZM238 93H239V92H238ZM0 94H1V93H0ZM16 94L18 95L19 93L16 92ZM16 94H15V95H16ZM59 94H60V93H59ZM90 94H91V93H90ZM97 94L99 95L98 92H97ZM108 94H109V93H108ZM126 94H127V93H126ZM126 94H125V95H126ZM134 94H133V95H134ZM141 94H142V93H141ZM155 94H156V93H155ZM177 94H178V93H177ZM242 94H243V93H242ZM250 94H251V93H250ZM255 94H256V93H255ZM17 95H16V97H17V98H20L21 95H23V89H22V92L20 93V97H18ZM24 95H23L22 97H24ZM31 95H33V94H31ZM34 95H36V94L34 93ZM47 95H48V93H47ZM50 95H52V94H50ZM100 95H101V94H100ZM106 95H107V94H106ZM109 95H110V94H109ZM111 95L108 96V100H110L109 97H112V96H113V95H112V96H111ZM127 95H128V94H127ZM127 95H126V97H127ZM148 95H147V96H148ZM153 95H154V94H153ZM158 95H159V94H158ZM158 95H157V96H158ZM188 95H189V94H188ZM257 95H258V94H257ZM257 95H256V97H258ZM27 96H28V95H27ZM27 96H25L24 98H26ZM41 96H42V95H41ZM85 96H87V95L85 94ZM85 96H84V97H85ZM101 96H102V95H101ZM248 96H249V95H248ZM253 96H250V97H249V99H251L252 101H253V98H251V97H253ZM263 96H264V95H263ZM22 97H21V98H22ZM28 97H30V96H28ZM33 97H34V96H33ZM35 97H37V96H35ZM35 97H34V99H35ZM43 97L45 98L44 95L42 96V98H43ZM54 97H57V96H54ZM88 97H91V96L89 95ZM104 97H105V96H104ZM129 97H130V96H129ZM129 97H128V99H131V98L133 99V97H131V98H129ZM150 97H151V96H150ZM158 97H159V96H158ZM190 97H191V96H190ZM194 97H195V95H194ZM245 97H246V96H245ZM82 98H83V97H82ZM82 98H81L82 101H86V100L88 101V100H89L88 98H85L86 100H85V99L83 100ZM204 98H205V97H204ZM259 98H260V97H259ZM263 98H264V97H263ZM30 99H31V97H30ZM30 99L28 98V100H30ZM36 99H37V98H36ZM116 99H117V98H116ZM132 99H131V100H132ZM136 99H137V98H136ZM138 99H139V98H138ZM161 99H163V98H161ZM164 99H165V97H164ZM218 99H219V98H218ZM256 99H257V98H256ZM39 100H41V99H39ZM76 100H77V101H76ZM76 100H75L76 103H78V98H77ZM81 100H80V101H81ZM106 100H107V99H106ZM113 100H114V99H113ZM119 100H118V102H120ZM124 100H125V102H124ZM157 100H158V99H157ZM157 100H156V101H157ZM192 100H193V99H192ZM192 100H190V102H191ZM205 100H207V99H205ZM209 100H207V102H208ZM239 100H240V99H239ZM246 100H248V99H246ZM251 100H249L250 103H251ZM0 101H1V100H0ZM3 101H5V100H3ZM24 101H25V100H24ZM24 101H23V102H24ZM30 101H31V100H30ZM30 101H28V102H26V103H27V104H28V103L31 104L32 102H30ZM46 101H48V100H46ZM75 101H74V102H75ZM80 101H79V102H80ZM114 101H115V100H114ZM114 101H112V99H111L110 102L113 103ZM132 101H133V100H132ZM160 101H162V100H160ZM177 101H178V100H177ZM194 101H195V100H194ZM210 101H209V102H210ZM241 101H242V99H241ZM256 101L258 102L259 100H256ZM1 102H2V101H1ZM23 102H19V103H22L21 105L24 106V105H25V102H24V103H23ZM40 102H41V106H42L43 101L41 100ZM44 102H45V101H44ZM89 102H93V101H90V100H89ZM115 102H117V101H115ZM115 102H114V105H115V107H116V103H115ZM123 102H124V104H123ZM140 102H142V100H141ZM163 102H164V101H163ZM195 102H196V101H195ZM195 102H194V104H195ZM197 102H198V100H197ZM207 102H206V103H207ZM209 102H208V103H209ZM211 102H210V103H211ZM254 102H255V101H254ZM254 102L251 103V104L253 105ZM257 102H256V103H257ZM262 102H264V101L261 100L260 103H258V105H259V104L262 105V104H263ZM16 103H17V102H16ZM16 103H15V104H16ZM35 103H37V102H35ZM38 103H39V101H38ZM53 103H54V100H53ZM53 103L50 102V105L53 104ZM60 103H61V102H60ZM137 103H138V102H137ZM153 103H155V102H153ZM157 103H158V102H157ZM192 103H193V101H192ZM192 103H191V104H192ZM206 103H204V104H206ZM244 103H245V102H244ZM5 104H6V103H5ZM27 104H26V105H27ZM32 104L34 105V103H32ZM32 104H31V105H32ZM43 104H44V103H43ZM61 104H62V103H61ZM78 104H80V103H78ZM83 104H84L85 106H83V105L81 104L82 106L80 105V106H77V107H78V108H79V107H80V108L82 107L81 109H83V107H86L85 109H87V107H88L87 103L85 104V103L83 102ZM88 104H89V103H88ZM91 104L93 105V103H91ZM91 104H89V105H91ZM139 104H140V103H139ZM139 104H137V105H139ZM142 104H143V103H142ZM168 104H169V103H168ZM175 104H176V103H175ZM197 104H198V103H197ZM204 104H203V105H204ZM235 104H237V103H235ZM238 104H239V103H238ZM7 105H8V104H7ZM7 105H6V108L4 109V111L7 110ZM13 105H14V104H13ZM17 105H18V104H17ZM33 105H32V107H33ZM39 105H40V104H39ZM45 105H46V103H45ZM55 105H56V103H55ZM57 105H58V104H57ZM63 105H64V104H63ZM65 105H66V104H65ZM104 105H105V104H104ZM107 105H108V102H107ZM114 105L112 104L113 107H114ZM127 105H128V104H127ZM1 106L3 107V105H1ZM1 106H0V110H1V108H2ZM19 106H20V104H19ZM51 106H54V104L51 105ZM51 106H50V107H51ZM66 106H67V105H66ZM122 106H121V107H122ZM128 106H129V105H128ZM133 106H134V105H133ZM142 106H143V105H142ZM164 106H165V105H164ZM188 106H189V105H188ZM207 106H209V105L206 104V107H207ZM235 106H236V105H235ZM254 106H255V105H254ZM262 106H263V105H262ZM13 107H14V106H13ZM24 107L26 108V107H28V106H24ZM24 107H23V108H24ZM34 107H35V106H34ZM63 107H64V106H63ZM75 107H76V106H75ZM89 107H90V106H89ZM115 107H114V108H115ZM124 107H123V108H124ZM130 107H131V106H130ZM130 107H129V108H128V107L124 108L123 111H126L125 109H127V108H128L127 110L133 108V107H131V108H130ZM152 107H153V106H152ZM196 107H197V106H196ZM218 107H219V104H218ZM244 107H245V106H244ZM244 107H243V108H244ZM15 108H16V107H15ZM25 108L23 109V111H24V110L27 111V109H28V112L30 111V115L28 114V116H31V115H32L31 113H33V112L31 111L32 109H30L29 107H28L27 109H25ZM52 108H54V107H52ZM58 108H59V107H58ZM78 108H76V110H75V111H76V114H77L78 112L81 111V110L78 109ZM93 108H94L93 106L90 107L91 110H92ZM114 108H113V109H114ZM140 108H141V107H140ZM161 108H162V107H161ZM187 108H188V107H187ZM234 108H235V107H234ZM237 108H241V105H237ZM237 108H236V110H237ZM243 108H242V109H243ZM249 108H250V107H249ZM257 108H258V106H257ZM257 108H256V109H257ZM2 109H3V108H2ZM18 109H19V108H18ZM41 109H42V110L45 109V110H43V111H46V110H47V109H46V106H45V107L43 106ZM64 109H66V107H65ZM77 109L80 110V111L77 112ZM90 109H88L87 111L90 112V111H91ZM103 109H104V108H103ZM115 109H116V108H115ZM118 109H119V108H118ZM136 109H137V108H136ZM149 109H150V108H149ZM188 109L191 110V108H188ZM16 110H17V109H16ZM19 110H20V109H19ZM55 110H56V107H55L54 111H55ZM61 110H62V109H61ZM83 110H84V109H83ZM83 110H82V111H83ZM104 110H105V109H104ZM120 110H121V109H120ZM120 110H118V111H120ZM140 110H141V109H140ZM192 110H193V109H192ZM219 110H220V109H219ZM238 110H239V109H238ZM250 110H251V109H250ZM250 110H249V109H248V110L246 109V110H244V111H246V112H244V111H243V112L246 113V115H247V111H250ZM259 110H260V109H259ZM261 110H262V109H261ZM2 111H3V110H2ZM14 111H15V110H14ZM36 111H37V110H36ZM47 111H48V110H47ZM52 111H53V110H52ZM54 111H53V112H54ZM65 111L67 112L68 109H66ZM92 111H93V110H92ZM106 111H107V110H106ZM131 111H132V110H131ZM131 111H130V112H131ZM147 111H148V110H147ZM156 111H157V110H156ZM194 111H195V110H194ZM220 111H221V110H220ZM240 111H241V110H240ZM255 111H256V110H255ZM257 111H258V110H257ZM7 112H8V110H7ZM15 112H17V111H15ZM20 112H21V111H20ZM28 112H27V113H28ZM34 112H35V110H34ZM56 112H58V111L56 110ZM66 112H64V113H66ZM83 112H84V111H83ZM94 112H95V109H94ZM111 112H112V111H111ZM114 112H116V111H114ZM120 112H121V111H120ZM233 112H235V109H234ZM3 113H4V112H3ZM17 113H18V112H17ZM24 113H26V112H24ZM42 113H43V112H42ZM44 113H47V112H44ZM51 113H52V112H51ZM51 113H50V114H51ZM60 113H61V112H60ZM80 113H81V112H80ZM80 113H79V114H80ZM84 113H85V112H84ZM84 113H83V114H80L79 116L85 115ZM91 113H92V112H91ZM112 113H113V112H112ZM121 113H123V112H121ZM124 113H126V112H124ZM132 113H133V111H132ZM152 113H154V112H152ZM164 113H165V112H164ZM176 113H177V111H176ZM191 113H193V112H191ZM218 113H219V112H218ZM238 113H239V111H238ZM240 113H241V112H240ZM251 113H253V111H251ZM258 113H259V112H258ZM0 114H1V113H0ZM4 114H6V113H4ZM7 114H8V113H7ZM7 114H6V115H7ZM18 114H19V113H18ZM18 114H17L16 116H18ZM22 114H23V113H22ZM47 114H48V113H47ZM52 114H55V116H53L54 119H56L55 117H57L58 115H60L59 112L57 113L58 115H56L55 112L52 113ZM52 114H51V115H52ZM66 114H68V113H66ZM74 114H75V113H74ZM127 114H128V113H127ZM146 114H147V113H146ZM146 114L144 113V115H146ZM148 114H149V113H148ZM148 114H147V115H148ZM188 114H189V113H188ZM234 114H237V112L234 113ZM249 114H250V113H249ZM6 115H4L5 120H7V118L5 117ZM51 115H50V116H51ZM114 115H116V114L114 113ZM122 115H123V114H122ZM133 115H134V114H133ZM136 115H137V113H136ZM144 115L142 114V116H144ZM150 115H151V114H150ZM156 115H158V114H156ZM186 115H187V114H186ZM239 115H240V114H239ZM246 115L244 116L245 119L247 118ZM260 115H261V114H260ZM8 116H9V115H8ZM25 116H26V115H25ZM25 116L23 115L22 117H21V116H20V117L23 118V117H25ZM47 116H48V115H47ZM60 116H61V115H60ZM60 116H58V117H60ZM79 116H76V117H78V119L81 121L80 123H82V120H83V123H84L83 125H84L85 127H87V126H88L87 122H88V123L90 122V121L88 120V118H89L90 116L88 117V115H87V116L85 115V116H83L84 119H83L82 117H79ZM93 116H94V115H93ZM124 116L126 117V114H124ZM137 116H138V115H137ZM178 116H179V115H178ZM193 116H194V115H193ZM248 116H249V115H248ZM250 116H251V115H250ZM252 116H253V115H252ZM252 116H251V117H252ZM254 116H255V114H254ZM262 116H263V115H262ZM69 117H70V119H71L70 114H69ZM86 117H87V118H86ZM131 117H132V116H131ZM151 117H154V116H151ZM158 117H159V116H158ZM233 117H234V116H233ZM233 117H231V118H233ZM236 117H237V115H236ZM236 117H234V118H236ZM238 117H239V116H238ZM238 117H237L236 119H233V121L237 123V121H238ZM251 117H250V119H251ZM259 117H260V116H259ZM8 118H9V117H8ZM32 118H33V115H32ZM34 118H35V117H34ZM34 118H33V119H34ZM36 118H37V117H36ZM51 118H52V117H51ZM118 118H119V116H118ZM138 118H139V117H138ZM144 118H145V116H144ZM147 118H148V117H147ZM149 118H150V116H149ZM219 118H220V117H219ZM241 118H242V117H241ZM244 118H243V119H244ZM252 118H253V117H252ZM254 118H255V121H256V118L258 119L257 116L254 117ZM9 119H11V121H12V118H9ZM37 119H38V118H37ZM46 119H48V118L46 117ZM54 119H53V121H54ZM59 119H60V118H59ZM72 119H73V116H72ZM76 119H77V118H76ZM76 119H73V120H76ZM99 119H100V118H99ZM145 119H146V118H145ZM152 119H154V118H152ZM170 119H171V118H170ZM177 119H178V118H177ZM239 119H240V118H239ZM248 119H249V118H248ZM260 119H261V118H260ZM13 120H14V119H13ZM17 120H18V119H17ZM24 120L26 121V124H27V123H28V122H27L28 120H26V119H24ZM30 120H31V118H30ZM34 120H35V119H34ZM79 120H77V121H79ZM92 120H93V118H92ZM95 120H96V119H95ZM100 120H101V119H100ZM140 120H141V119H140ZM196 120H197V119H196ZM235 120H237V121H235ZM252 120H253V119H251L250 121H252ZM261 120H262V119H261ZM8 121L11 123L10 120H8ZM8 121H7V122H8ZM25 121H24V123H25ZM48 121H51V119L47 120V122H48ZM60 121H62V119H61ZM86 121H87V122H86ZM141 121H142V120H141ZM149 121H150V120H149ZM151 121H154V122H155V121H157V120H151ZM223 121H224V120H223ZM223 121H222V123H224ZM258 121H259V120H258ZM31 122L33 123V125H35V122H37V121H34V122H33V120H32ZM43 122H44V121H43ZM56 122H57V123H56ZM56 122H55V123L58 124V120H56ZM62 122H63V121H62ZM70 122L72 123V120H71ZM96 122H98V121H96ZM121 122H122V121H121ZM126 122H127V121H126ZM128 122H129V121H128ZM128 122H127V123H128ZM133 122H134V121H133ZM133 122L131 121V124H132ZM142 122H143V121H142ZM160 122H161V121H160ZM165 122H166V121H165ZM238 122H239V125L235 124V126H237V127H239L241 124H243V123H244V120H242L243 123H242L241 121H238ZM240 122H241V123H240ZM248 122H249V120H248ZM248 122H247V123H248ZM256 122H257V121H256ZM256 122H254V120H253L252 123L250 122V123H249V124H250V127L252 126L253 123H256ZM263 122H264V121H263ZM3 123H4V121H3ZM13 123H14V122H13ZM13 123H12V124H13ZM22 123H23V122H22ZM24 123H23V126H24ZM32 123H30V124L32 125ZM48 123H49V122H48ZM59 123L61 124V122H59ZM74 123H76V121H75ZM124 123H125V122H124ZM168 123H169V122H168ZM231 123H232V122H231ZM247 123H246V125H247ZM259 123H261V122H259ZM259 123H258V127L260 128V126H263V125H262V124L259 125ZM4 124H5V123H4ZM7 124H8V123H7ZM12 124H8V125H10V126L12 127ZM19 124H20V122H19ZM36 124H37V123H36ZM38 124H39V123H38ZM38 124H37V125H38ZM46 124H47V123H46ZM46 124H45V126H46ZM65 124H66V123H65ZM69 124H70V123H69ZM76 124H78V123H76ZM89 124H90V123H89ZM91 124H94V122L91 123ZM91 124H90V125H91ZM131 124H130V125H131ZM143 124H145V123L143 122ZM179 124H180V123H179ZM225 124H227V123H225ZM229 124H230V123H229ZM232 124H233V123H232ZM232 124H231V126H232ZM249 124H248V128H249ZM14 125H15V123H14ZM14 125H13V127L10 128V130L8 131V135L11 136L10 139H8V140H10V141H9V142H6V143H3V142H2V143L4 144L2 147H4V148L2 149V152H3V153H2L1 156H0V168H2L3 170H4V169L6 170V168H3V167H1V166H2L3 164H7L10 160H13V159L16 160V159L18 158V156H20V155H21V156H22V155H25V157L23 156L25 159H27L25 162H27V161L31 162V161H34V160H32V159H35V161L33 162L34 164H33L32 162L30 163L31 166H32V164H33V166L36 165L35 162H37V161H39V160H42V161H43L44 159H50V157H51V156H50V151L53 149V146L51 147V145H50V143H49L48 141H44V140L42 141L41 138H43V137H42V135L40 134L41 138H39V136H38V133H39V132L37 133V135H36V133L33 135V133L29 130L30 127H28L29 129L26 128V127H25L24 129H21L20 127L18 128V127L16 126L17 124H16L15 126H14ZM27 125H28V124H27ZM27 125H25V126H27ZM51 125H52V124H50V127H51ZM63 125H64V123H63ZM81 125H82V124H81ZM95 125H96V124H95ZM95 125H93V126H95ZM99 125H100V124H99ZM132 125H133V124H132ZM132 125H131V126H132ZM157 125H158V124H156V126H157ZM164 125H165L164 123H162V125L160 124V126H163V127H164ZM256 125H257V124H256ZM47 126H48V125H47ZM52 126H53V125H52ZM66 126H67V125H66ZM66 126H65V127H66ZM79 126H80V125H79ZM93 126H91V127L94 128ZM107 126H108V124H107ZM125 126H126V124H125ZM128 126H129V125H128ZM128 126H127V127H128ZM166 126H167V125H166ZM166 126H165V127H166ZM179 126H180V125H179ZM235 126H234V127H235ZM254 126H255V125H254ZM31 127L33 128V126H31ZM56 127H57V126H56ZM59 127L61 128V127H62V124L59 125L58 128H59ZM65 127H63V129H64ZM101 127H102V126H101ZM143 127H145V126L143 125ZM167 127H170V126H167ZM167 127H166V128H167ZM180 127H181V126H180ZM225 127H226V126H225ZM232 127H233V126H232ZM232 127H231V128H232ZM245 127L247 128V126H245ZM245 127H244V129H245ZM256 127H257V126H256ZM35 128H36V127H35ZM43 128H44V127H43ZM47 128H48V127H47ZM79 128H81V127H79ZM87 128H88V127H87ZM114 128H115V127H114ZM117 128H118V127H117ZM128 128H129L130 131H131V127L129 126ZM132 128H133V127H132ZM151 128H152V127H151ZM185 128H187V127H185ZM231 128H230V130H231ZM0 129H1V128H0ZM3 129H4V128H3ZM6 129H9V128H6ZM52 129H54V128L52 127ZM56 129H57V128H56ZM65 129H67V128H65ZM76 129H77V128H76ZM94 129H95V128H94ZM161 129H162V127H161ZM161 129H160V131H161ZM170 129H171V128H170ZM170 129L167 128L168 131H172V130H170ZM173 129H174V128H173ZM187 129H188V128H187ZM232 129H233V128H232ZM238 129H239V128H238ZM249 129H250V128H249ZM249 129H248V131H249ZM253 129H254V130H253ZM253 129H252V130H253L254 133H255V129H256V128L253 127ZM262 129H264V127H263ZM262 129H261V131H262ZM32 130L34 131V129H32ZM38 130H39V129H38ZM38 130L35 129V131H38ZM44 130H45V129H44ZM73 130H74V129H73ZM85 130H86V129H85ZM98 130H99V129H98ZM145 130H146V129H145ZM145 130H144V131H145ZM176 130H177V129H176ZM236 130H237V129H236ZM236 130H235V131H236ZM239 130H241V128H240ZM239 130H237V131H239ZM257 130H260V129H257ZM2 131H3V130H2ZM4 131H5V129H4ZM6 131H7V130H6ZM45 131H46V130H45ZM55 131H56V130H55ZM87 131H88V130H87ZM90 131H92V130H90ZM94 131H95V130H94ZM110 131H111V130H110ZM117 131H118V130H117ZM237 131H236V132H233V133L231 132V133L234 134V133H237ZM261 131H260V132H261ZM83 132H84V131H83ZM96 132H98V131H96ZM100 132H101V134H103L102 131H101V129H100ZM173 132H174V131H173ZM229 132H230V131H229ZM251 132H252V131H251ZM40 133H41V132H40ZM53 133H54V132H53ZM57 133H58V131H57ZM59 133H61V132L59 131ZM65 133H66V132H65ZM85 133H86V132H85ZM122 133H123V132H122ZM122 133H120V134H122ZM130 133H133V131L130 132ZM163 133H164V132H163ZM175 133L177 134V132H175ZM175 133H174V134H175ZM238 133H239V132H238ZM238 133H237V134H238ZM241 133H245V132L241 131ZM47 134H49V132H47ZM89 134H90V133H89ZM97 134H98V133H97ZM136 134H137V133H136ZM147 134H148V133H147ZM153 134H154V131H153ZM188 134H189V133H188ZM215 134H216V133H215ZM218 134H219V133H218ZM222 134H223V133H222ZM239 134H240V133H239ZM248 134H249V133H248ZM250 134H251V135H250ZM250 134H249L250 136H253V135H254L253 137H255V134H253V132L250 133ZM252 134H253V135H252ZM260 134L262 135L263 133L261 132ZM56 135H57V134H56ZM66 135H67V137L65 136V140H64V142H66V145H67V143L71 145L70 147L67 145L68 148L66 147V148L68 149V150H67L68 152H66V154H67V157H66V165H65V166H62V165H58V166H57V164L55 163V164H56L55 166H57V168H58L57 173H55V174H57V177H59V178H61V179H63V178H69L68 181L70 182V186L67 188V191H66V192L68 193L67 195H70V196L74 195V197L77 199V201H75L76 203L74 202V204H77V205H78V207L75 205V206L77 207V210L79 209V210L82 211L83 213H85V212L87 211V212H89V213L92 214L93 217H92V218H88V220L85 221V222L87 223V225L84 223V225H86V227H87V226L89 227V228L87 227V228H88V232H89V230H96V229L98 228L96 225H100L101 222H102L104 219H106L105 212H104V208H103L102 205L100 204V203L102 202V201H101L102 198H101L100 196H98V194H96V193L90 191V186H91V188H92V185H94V184H92V183H95L96 180H97V179L95 178L96 176H94L93 173H90V172H88V171L86 170V168H85L84 165L82 164L81 159H80V158L74 153L75 151H72V150H71V147L74 145V142L76 141V139H75V140H72V139H71V136H72V135H71V133L69 134V132H68V134L66 133ZM91 135H92V134H90V136H91ZM94 135H95V134H94ZM111 135H112V133H111ZM124 135H125V134H124ZM189 135H190V134H189ZM216 135H217V134H216ZM235 135H236V134H235ZM242 135H243V134H242ZM4 136H6V135L4 134ZM4 136H3V137H4ZM46 136H49V135H46ZM50 136H51V135H50ZM53 136H54V135H53ZM53 136H52V139H53V142H54L55 140H54ZM90 136H89V138H90ZM112 136H113V135H112ZM116 136H117V135H116ZM136 136H138V135H136ZM160 136H162V135H159V137H160ZM178 136H179V135H178ZM195 136H196V135H195ZM207 136H208V135H207ZM240 136H241V134H240ZM247 136H248V135H247ZM250 136H249V137H250ZM258 136H259V135H258ZM262 136H263V135H262ZM60 137H63V136L60 135ZM60 137H59V140H63V138L60 139ZM78 137H79V136H78ZM98 137H99V134H98ZM103 137H104V136H103ZM129 137H130V136H129ZM132 137H133V136H132ZM132 137H131V138H132ZM141 137H142V136H141ZM145 137H149V138L151 139V141H152L151 136H148V135H147V136H145ZM157 137H158V136H157ZM163 137H164V136H163ZM179 137H180V136H179ZM234 137H235V136H234ZM253 137H251V138H253ZM263 137H264V136H263ZM5 138H6V137H5ZM47 138H48V137H47ZM73 138H74V136H73ZM75 138H76V137H75ZM94 138H95V136H94ZM96 138H97V137H96ZM106 138H107V137H106ZM133 138H134V137H133ZM137 138H138V137H137ZM143 138H144V137H143ZM169 138H170V137H169ZM175 138H176V140L178 139L177 135H176ZM189 138H190V137H189ZM189 138H188V139H189ZM237 138H238V137H237ZM240 138H241V137H240ZM251 138H250V140H252ZM255 138H256V137H255ZM3 139H4V138H3ZM6 139H7V138H6ZM39 139H40V140H39ZM77 139H78V138H77ZM117 139H119V138H117ZM154 139H155V138H154ZM179 139L181 140V139H183V138H179ZM215 139H216V138H215ZM248 139H249V138H247V140H248ZM261 139H262V137H261ZM38 140H39V141H38ZM101 140H102V139H101ZM107 140H108V139H107ZM112 140H113V139H112ZM124 140H125V139H124ZM134 140H135V138H134ZM138 140H139V139H138ZM174 140H175V139H174ZM176 140L174 141V143H178V144H179V142H177ZM183 140H184V139H183ZM218 140H219V139H218ZM220 140H222V139H220ZM240 140H241V139H240ZM247 140H246V142L244 143V144L246 145V146L244 145L245 147L243 146V147L240 148L241 145H239V143H236V146H238V147L240 148V149H239V148L237 147V149H239V151L242 150V148H243V150L241 151V154H239V153L237 152V153L240 155V157H239V155L236 153L237 149L233 147V148H234V149H233V152H234V150H235V152H234L233 154L236 153V155L234 156L235 159L238 160L239 158H241V155L244 154V151H245L244 149H245L246 147H247V148H246V151H248V146H249V148L252 147V146H251V145H252L251 143H253V142H250V141H249L250 144H251V145H250L249 143L247 144V142H248ZM255 140H257V139H255ZM258 140H259V139H258ZM1 141H2V140H1ZM56 141H57V139H56ZM103 141H104V140H103ZM126 141H127V140H126ZM128 141H129V140H128ZM143 141H144V140H143ZM143 141H142V142H143ZM148 141H149V140H148ZM156 141H159V139H156ZM165 141H166V140H165ZM178 141H179V140H178ZM181 141H182V140H181ZM190 141H191V140H189V142H190ZM214 141H215V140H214ZM232 141H234V145H235V141H236V140L233 138ZM232 141H231V142H232ZM252 141H253V140H252ZM57 142H58V141H57ZM61 142H63V141H61ZM77 142H78V141H77ZM137 142H138V141H137ZM140 142H141V141H140ZM162 142H163V141H162ZM184 142H185V141H184ZM222 142H223V141H222ZM237 142H239V141H237ZM255 142H256V141H255ZM259 142H260V141H259ZM71 143H73V145H72ZM82 143H83V142H82ZM115 143H116V142H115ZM147 143H148V142H147ZM154 143H155V142H154ZM190 143H191V142H190ZM196 143H197V142H196ZM0 144H1V143H0ZM101 144H102V143H101ZM155 144L158 146L157 143H155ZM169 144H170V141H169ZM184 144H186V143H184ZM231 144H233V143H231ZM253 144H254V143H253ZM78 145H79V144H78ZM90 145H92V144H90ZM99 145H100V144H99ZM193 145H194V143H193ZM195 145H196V144H195ZM198 145H199V144H198ZM221 145H222V144H221ZM247 145H248V146H247ZM257 145H258V144H257ZM76 146H77V145H76ZM80 146L83 147L82 144H80ZM80 146H79V147H80ZM101 146H102V145H101ZM125 146H126V145H125ZM128 146H131L132 148H134L133 145H131V143H129ZM128 146H127V150H128V148H130V147H128ZM179 146H184V145H179ZM179 146H178V147H179ZM191 146H192V143H191ZM200 146H201V145H200ZM200 146H199V147H200ZM250 146H251V147H250ZM61 147H62V146H61ZM63 147H65V146L63 145ZM73 147H74V146H73ZM143 147H144V146H143ZM143 147H142V148H143ZM164 147H165V146H164ZM175 147H176V146H175ZM192 147H193V146H192ZM202 147H203V146H202ZM215 147H216V146H215ZM253 147H254V145H253ZM253 147L249 150L250 152H247V153H251L252 149L254 150ZM259 147H260V146H259ZM259 147H258V148H259ZM262 147H263V144H262V146L260 147V148L263 150L264 147H263V148H262ZM50 148H52V149L50 150ZM102 148H103V146H102ZM109 148H110V147H109ZM109 148H108V149H109ZM111 148H112V147H111ZM119 148H120V147H119ZM124 148L126 149V147H124ZM135 148H136V147H135ZM140 148H141V147H140ZM152 148H153V147H152ZM179 148H182V147H179ZM194 148H195V146H194ZM197 148H198V146H197ZM197 148H196V149H197ZM223 148H224V146H223ZM226 148H227V147H226ZM260 148H259V149H260ZM61 149H63V148H61ZM84 149H85V148H84ZM92 149H93V148H92ZM95 149H96V148H95ZM105 149H106V148H105ZM105 149H104V150H105ZM130 149H131V148H130ZM136 149H137V148H136ZM183 149H184V148H182V150H183ZM188 149H189V148H188ZM205 149H206V148H205ZM205 149H204V150H205ZM230 149H231V147H230ZM259 149H257V150H259ZM0 150H1V149H0ZM58 150H59V149H58ZM65 150H66V149H65ZM109 150H110V149H109ZM131 150H132V149H131ZM131 150H130V151H131ZM133 150H134V149H133ZM151 150H154V149H151ZM171 150H173V149H171ZM177 150H178V148H177ZM184 150H186V149H184ZM184 150H183V151H184ZM262 150H261V151H262ZM53 151H54V150H53ZM55 151H57V149H56ZM78 151H79V150H78ZM83 151H84V150H83ZM85 151H86V150H85ZM87 151H88V150H87ZM87 151H86V154H87ZM106 151H107V149H106ZM124 151H125V150H124ZM154 151H155V150H154ZM187 151H189V150H187ZM198 151H199V150H198ZM58 152H59V151H58ZM95 152H96V151H95ZM101 152L103 153V151H101ZM137 152H138V150H137ZM140 152H141V151H140ZM166 152H167V151H166ZM168 152H170L169 149H168ZM185 152H186V151H185ZM189 152H191V150H190ZM189 152H188V153H189ZM225 152H227V150H226ZM55 153H56V152H55ZM80 153H81V152H80ZM83 153H84V152H83ZM120 153H121V152H120ZM128 153H129V151H128ZM153 153H154V152H153ZM158 153H159V152H158ZM171 153H172V152H171ZM173 153H174V152H173ZM177 153L180 154V152H177ZM182 153H183V152H182ZM191 153H192V152H191ZM197 153H198V152H197ZM199 153H201V152H199ZM203 153H205V152H203ZM203 153H202V154H203ZM242 153H243V154H242ZM254 153H255V152H254ZM258 153H259V152H258ZM60 154H61V153H60ZM89 154H90V153H89ZM89 154H87V155H89ZM96 154H97V153H96ZM100 154H101V153H100ZM103 154H104V153H103ZM113 154H114V153H113ZM144 154H145V153H144ZM167 154H168V155H165V153H164L165 156H168V157L170 156V157H171V154H170V153H167ZM169 154H170V155H169ZM192 154H193V153H192ZM221 154H222V153H221ZM227 154H228V153H227ZM230 154H232V153H230ZM245 154H246V153H245ZM252 154H253V153H252ZM252 154H251V155H252ZM262 154H263V152H262ZM57 155H58V154H57ZM64 155H65V153H64ZM79 155H80V154H79ZM83 155H84V154H83ZM97 155H98V154H97ZM142 155H143V154H142ZM174 155H175V154H174ZM203 155H204V154H203ZM246 155H247V154H246ZM251 155H247V157H248V156H251ZM254 155L257 157V154H254ZM80 156H81V155H80ZM84 156H85V155H84ZM106 156H107V155H106ZM106 156H105V157H106ZM122 156H123V155H122ZM136 156H137V155H136ZM138 156H140V155H138ZM154 156H155V155H154ZM179 156H180V155H179ZM183 156H184V155H183ZM195 156H196V155H195ZM198 156H199V155H198ZM244 156H245V155H244ZM252 156H253V155H252ZM258 156H259V155H258ZM81 157H82V156H81ZM95 157H96V156H95ZM131 157H132V156H131ZM134 157H135V156H134ZM144 157H146V156H144ZM181 157H182V156H181ZM184 157H187V155H185ZM202 157H204V156H202ZM202 157L199 156L198 158H202ZM229 157H230V156H229ZM232 157H233V156H232ZM238 157H239V158H238ZM19 158H20V157H19ZM19 158H18V159H19ZM100 158L103 159L102 156H100ZM110 158H111V157H110ZM116 158H117V157H115V159H114V157H113V159H114V160H113V166H111L109 169H108L109 166L107 167V170H111L110 172L112 173V176L108 179L107 185L105 184L106 186H103V187H102V186L100 185V186L104 189V191H102V192H106V189H108V188H109L110 190L112 189L113 192H114V195H115L116 199H117V200H120V202H123V203H124V206H125L127 209L129 208V209L127 210V211L129 212V215H130V214H132V215H133V214H134V215H142V214H143V210H142V208L140 207V205H141V204H140V203H141V202H140V195H139V194H138V195L136 194V193L138 192L137 183H139V181H138V179L136 178V176L133 175V174H134L133 172H132V175L129 174V173H127L126 170H125V168H124V166H123V164H125V163L122 164V163H121L122 161H120L119 159H116ZM148 158H149V157H148ZM158 158H159V157H158ZM207 158H208L207 160L211 159V158H209V157H207ZM218 158H219V157H218ZM220 158H221V157H220ZM251 158H252V157H251ZM251 158H250V159H251ZM253 158H254V156H253ZM253 158H252V159H253ZM261 158H262V157H261ZM25 159H24V160H25ZM107 159H108V157H107ZM134 159H135V158H134ZM154 159H155V158H154ZM176 159H177V157H176ZM202 159H203V158H202ZM212 159H213V158H212ZM233 159H234V158H232V160H233ZM257 159H259V158H257ZM15 160H13L14 163H15ZM20 160H21V159H20ZM90 160H91V159H90ZM90 160H88V161L90 162ZM98 160H99V159H98ZM104 160H105V159H104ZM104 160H103V161H104ZM108 160H109V159H108ZM155 160H156V159H155ZM185 160H188V159L186 158ZM185 160H184V161H185ZM203 160H205V159H203ZM203 160H202V162H205V161H206V160H205V161H203ZM237 160H236V161H237ZM18 161H19V160H18ZM91 161H92V160H91ZM159 161H160V160H159ZM195 161L197 162L198 160L195 158ZM199 161H200V160H199ZM211 161L213 162V160H211ZM233 161H234V160H233ZM239 161H240V160H239ZM241 161L243 162L242 159H241ZM246 161H247V160H246ZM250 161H252V160H249V164H250ZM258 161L260 162V160H258ZM258 161H257V162H258ZM263 161H264V160H263ZM46 162H47V161H46ZM46 162H45V165H46ZM58 162H59V161H58ZM58 162H57V163H58ZM98 162H99V161H98ZM126 162H127V161H126ZM129 162H130V161H129ZM138 162H139V161H138ZM178 162H179V161H178ZM200 162H201V161H200ZM202 162H201V163H202ZM215 162H216V161H215ZM215 162H213V163H215ZM252 162H254V161H252ZM11 163H12V162H11ZM49 163H50V162H49ZM131 163H132V162H131ZM155 163H156V162H155ZM170 163H171V162H170ZM186 163H187V162H186ZM201 163H200V164H201ZM238 163H239V162H238ZM238 163H236V164H238ZM15 164H16V163H15ZM30 164H29V165H30ZM51 164H52V163H51ZM58 164H61V163H58ZM84 164H85V163H84ZM90 164H91V163H90ZM148 164H149V163H148ZM150 164H151V162H150ZM150 164H149V165H150ZM168 164H169V163H168ZM187 164H188V163H187ZM196 164H198V163H196ZM206 164H208V161H207V163H203V166H202V165H197V166H199V167L201 166V167L204 168V169L207 168V169L209 170V171H207V172H208V173L210 172V174H213L212 172H215V171H216L215 168H217V167H216L215 165H217V164H216V163L214 164L215 168H214V170L211 169V171H210V168H208L209 166L206 167V166H207ZM229 164H230V163H229ZM240 164H241V162H240ZM242 164H243V163H242ZM246 164H248V162H246ZM254 164H255V162H254ZM260 164H261V163H260ZM21 165H23V163H22ZM21 165L19 166L20 168L23 167V166H21ZM27 165H28V164H27ZM42 165H43V164H42ZM88 165H89V164H88ZM96 165H97V164H96ZM133 165H134V164H133ZM144 165H145V164H144ZM156 165H157V164H156ZM188 165H189V164H188ZM204 165H205V166H204ZM250 165H251V164H250ZM5 166H6V165H5ZM5 166H4V167H5ZM16 166H17V165H16ZM16 166H15V167H16ZM25 166H26V165H25ZM90 166H91V165H90ZM168 166H169V165H168ZM184 166H186V164H185ZM197 166H196V167H197ZM234 166H235V165H234ZM245 166H247V165H245ZM257 166H258V165H257ZM260 166L262 167V165H259V167H260ZM29 167H30V166H29ZM45 167H46V166H45ZM104 167H105V166H104ZM190 167H191V166H190ZM201 167H200V168H201ZM243 167H244V166H243ZM13 168H14V167H13ZM16 168H17V167H16ZM136 168H137V167H136ZM145 168H146V167H145ZM183 168H185L186 172L189 171L188 169H186V168H188V167H183ZM218 168H219V167H218ZM14 169H15V168H14ZM17 169H18V168H17ZM31 169H32V168H31ZM99 169H100V168H99ZM139 169H140V168H139ZM143 169H144V168H143ZM149 169H150V168H149ZM160 169H161V168H160ZM204 169H203V170H204ZM219 169H220V168H219ZM21 170H22V169H20V172H21V173H20V172H17V173H16V175H15L16 177L13 175V176L15 177V180H16V183H15V184L17 185V187H19V190L22 191L23 194H28V195H31V196H32V195H33V196L36 195L39 191L36 192V190H35L36 188L34 189L33 183H32V181H31L30 178H28L27 181H25L24 179L22 180V178L20 177V175H21L23 172H22ZM32 170H33V169H32ZM43 170H44V169H43ZM45 170H47V169H45ZM50 170H51V169H50ZM52 170H53V169H52ZM91 170H92V169H91ZM147 170H148V169H147ZM150 170H151V169H150ZM169 170H170V169H169ZM169 170H168V171H169ZM177 170H179V169L177 168ZM181 170H182V169H181ZM183 170H184V169H183ZM261 170H262V169H261ZM38 171H39V170H38ZM38 171H37V172H38ZM53 171H54V170H53ZM151 171H152V170H151ZM158 171H159V170H158ZM171 171H172V170H171ZM173 171H174V170H173ZM173 171H172V172H173ZM196 171H197L196 173H198V171H200L198 167H197ZM217 171H218V170H217ZM2 172L4 173V171H2ZM5 172H6V171H5ZM40 172H42V171H40ZM44 172H45L46 174H51V173H50L51 171H50V172L48 171L49 173H47L46 171H44ZM44 172H43V173H44ZM91 172H92V171H91ZM181 172L183 173V171H181ZM186 172H184V173H186ZM3 173H2V174H3ZM7 173H8V172H7ZM34 173H35V172H34ZM52 173H53V172H52ZM135 173H136V172H135ZM146 173H147V172H146ZM148 173H149V172H148ZM148 173H147V174H148ZM150 173H151V172H150ZM173 173H174V172H173ZM182 173H181V174H182ZM193 173H194V172H193ZM200 173H201V171L198 173L199 176H200ZM202 173H204V172H202ZM233 173H234V172H233ZM254 173H255V172H254ZM35 174H36V173H35ZM40 174H41V173H40ZM53 174H54V173H53ZM140 174H141V173H140ZM162 174H163V173H162ZM171 174H172V173H171ZM174 174H175V173H174ZM186 174H187V173H186ZM198 174H197V176H198ZM206 174H207V173H206ZM206 174H202V175H203V176L205 175V177H206ZM41 175H42V174H41ZM99 175H100V174H99ZM150 175H151V174H150ZM195 175H196V174L194 173V176H195ZM202 175H201V176H202ZM213 175H214V174H213ZM217 175H218V174H217ZM217 175H216V176H217ZM255 175H257V174H255ZM255 175H254V176H255ZM3 176H4V174H3ZM5 176H6V175H5ZM43 176H44V175H43ZM47 176H49V175H47ZM50 176H51V175H50ZM50 176H49V177H50ZM97 176H98V175H97ZM137 176H140L139 173L137 174ZM163 176H166V175H163ZM183 176H184V174H183ZM183 176H181V179H182ZM201 176H200V177H201ZM45 177H46V176H45ZM45 177L43 178L44 181H46V183L49 182V183H47V186H48V187H46V188H49V189H46V190H48V191H50V192L52 193V194H51V195H53L52 197H57V198H58V197H61V199H62V198H63L62 196L66 195V194H64L65 190H63L61 187H59L60 184H59V185L57 184V181H59V179H58V180H55V181L50 179V181H49V180L47 181L46 178H48V177H46V178H45ZM55 177H56V176H55ZM150 177H151V176H150ZM168 177H169V176H168ZM192 177H193V176H192ZM195 177H196V176H195ZM205 177H202V178H203L204 181L206 182V184H207L206 186H207V187L209 186V187L211 188V187H212L211 184H210V183L208 184V182H207L208 180L206 179V178L208 177V175H207L206 178H205ZM209 177H210V175H209ZM212 177H213V176L211 175V178H212ZM6 178H7V177H6ZM8 178H9V177H8ZM8 178H7V180H8ZM35 178H36V175H35ZM140 178H141V177H140ZM146 178H147V177H146ZM214 178H215V177H214ZM231 178H232V177H231ZM0 179H1V178H0ZM3 179H4V178H3ZM3 179H2V180H3ZM43 179H42V180H43ZM98 179H99V178H98ZM151 179H154V178H151ZM162 179H163V178H162ZM179 179H180V178H179ZM181 179H180V180H181ZM184 179H185V178H184ZM184 179H183V181H184ZM188 179H190V178H188ZM188 179L186 178V180H185L184 182L181 181V183H182V184L185 183ZM198 179H200V178H198ZM42 180H41V181H42ZM193 180H194V179H193ZM193 180H192V181H193ZM200 180H201V179H200ZM200 180H199V182H200ZM212 180H213V179H212ZM240 180L242 181L241 178H240ZM3 181H4V180H3ZM44 181H43V183H44ZM66 181H67V180H66ZM99 181H100V180H99ZM99 181H98V182H99ZM162 181H163V180H162ZM164 181H166V180H164ZM213 181H214V180H213ZM8 182H9V181H8ZM13 182H15V181L13 180ZM154 182H155V181H154ZM187 182L190 184V181H187ZM187 182H186V184H187ZM209 182H210V180H209ZM250 182H251V181H250ZM46 183H45V184H46ZM155 183H156V182H155ZM211 183H212V182H211ZM2 184H3V183H2ZM5 184H6V183H5ZM15 184H14V185H15ZM35 184H36V183H35ZM38 184H39V183H38ZM96 184H97V183H96ZM96 184H95V185H96ZM103 184H104V183H103ZM153 184H154V183H153ZM164 184H165V183H164ZM194 184H195V183H194ZM242 184H243V183H242ZM7 185L10 186V184H7ZM36 185H37V184H36ZM41 185H42V184H41ZM140 185H141V184H140ZM150 185H151V184H150ZM165 185H166V184H165ZM169 185H170V184H169ZM173 185H174V184H173ZM190 185H191V184H190ZM197 185H198V184H197ZM204 185H205V184H204ZM204 185H203V188H202V186H201L202 190H204V188H205ZM229 185H230V184H229ZM258 185H259V184H258ZM62 186H63V185H62ZM170 186H171V185H170ZM170 186H169V187H170ZM179 186H180V184H179ZM179 186H178V187H179ZM185 186H187V185L184 184L183 187L186 188ZM195 186H196V185H195ZM215 186H216V185H214V187H215ZM223 186H224V185H223ZM225 186H226V185H225ZM243 186H244V185H243ZM260 186H261V184H260ZM42 187H43V186H42ZM65 187H66V186H65ZM94 187H95V186H94ZM118 187H119V188H118ZM193 187H194V186H193ZM1 188H4V186L0 185V190H1ZM5 188H6V187H5ZM8 188H9V187H8ZM44 188H45V186H44ZM144 188H145V187H144ZM170 188H171V187H170ZM212 188H213V187H212ZM236 188H238V187H236ZM61 189H62V190H61ZM192 189H193V188H192ZM206 189H207V188H205L204 191L207 192L208 189H207V190H206ZM215 189H216V187H215ZM38 190H39V189H38ZM112 190H111V191H112ZM161 190H162V189H161ZM164 190H165V188H164ZM172 190H173V189H172ZM172 190H171V191H172ZM200 190H201V189H200ZM202 190H201V191H202ZM2 191H4V190L2 189L1 192H2ZM63 191H64V192H63ZM168 191H169V190H168ZM173 191H174V190H173ZM214 191H215V190H214ZM217 191H218V190H217ZM225 191H226V190H225ZM254 191H255V190H254ZM259 191H260V190H259ZM263 191H264V190H263ZM50 192H49V194H50ZM95 192H96V191H95ZM164 192H165V191H164ZM206 192H205L204 194H203V193H201V194L205 195ZM208 192H209V191H208ZM7 193H9V191H8ZM10 193H11V192H10ZM42 193H43V192H42ZM45 193H46V192H45ZM100 193H101V192H100ZM108 193H109V192H108ZM161 193H162V192H161ZM181 193H182V192H181ZM181 193H178V194H180L179 197L184 196V193H183L182 195H181ZM193 193H194V191H193ZM219 193H220V192H219ZM259 193H260V192H259ZM11 194H12V193H11ZM49 194H48V195H49ZM153 194H154V192H153ZM162 194H164V193H162ZM194 194H195V193H194ZM210 194H211V193H210ZM249 194H250V193H249ZM262 194H263V192H262ZM6 195H7V194H6ZM9 195H10V194H9ZM46 195H47V194H46ZM51 195H50V196H51ZM67 195H66V196H67ZM155 195H156V194H155ZM155 195H152V194L149 193V192H144L143 195H142V196H144L146 199H149V200H150V202H149V206H150V207H149V206H147V207H149V208L151 209V212H153V213H152L153 216H151V218H152V217L154 218V217L156 216L157 218H154L156 221L163 220L164 222H169V220H170V219L168 218V215H169V214H167V213H169V212H168L169 210H166V209H168V208H165V206H166L167 204H164V202L166 201V200H164V199L167 198V195H168V194L165 195V196H164V195H160L161 197H160V196L157 197V195H156V196H155ZM212 195H213V194H212ZM212 195H210V197H211ZM226 195H227V194H226ZM263 195H264V194H263ZM14 196H15V195H14ZM33 196H32V197H33ZM162 196H163V197H162ZM251 196H252V194H251ZM257 196H258V195H257ZM12 197H13V196H12ZM38 197H40V195H39ZM48 197H49V196H48ZM104 197H105V196H104ZM176 197H177V196H176ZM199 197L202 198V196H199ZM203 197H205V196H203ZM261 197H262V196H261ZM3 198H4V197H3ZM17 198H18V197H17ZM34 198H35V196H34ZM36 198H37V196H36ZM36 198H35V199H36ZM46 198H47V197H46ZM64 198H65V197H64ZM211 198H212V197H211ZM222 198H223V197H222ZM11 199H12V198H11ZM31 199H32V198H31ZM53 199H54V198H53ZM61 199H60V200H61ZM72 199H73V198H72ZM76 199H75V200H76ZM189 199H190L189 196H188V198H187V196H186L183 200H182V199H181V200L179 199V200H177L176 202H173V203H175V205L178 204L177 206H179V207H180V206L183 207V208H181V209H183L184 211H186V212H184L183 214H181L182 217H181V218L179 217V218H180L179 220H181L182 218L185 220V218L188 217V215H190V214H189L190 211H188V209H186V208H189V209H190L191 206H193V204H192L191 202H189ZM199 199H200V198H199ZM212 199H213L212 202H213V201L216 202V201L214 200V198H212ZM254 199H255V198H254ZM258 199H259V197H258ZM258 199H257V201H258ZM263 199H264V197H263ZM40 200H41V199H40ZM117 200H116V201H117ZM250 200H251V199H250ZM13 201H15V200H13ZM42 201H43V200H42ZM63 201H64V200H63ZM73 201H74V200H73ZM171 201H172V200H171ZM203 201H205L204 198H203ZM210 201H211V199H210ZM210 201H209V202H210ZM221 201H222V200H221ZM263 201H264V200H263ZM6 202H7V201H6ZM28 202H29V201H28ZM28 202H27V203H28ZM45 202H46V201H45ZM51 202H52V201H51ZM55 202H56V201H55ZM65 202H68V201H65ZM147 202H148V201H147ZM197 202H198V201H197ZM212 202H211V203H212ZM250 202L252 203V200H251ZM253 202H254V201H253ZM1 203H3V202H1ZM47 203H48V202H47ZM56 203H57V202H56ZM173 203H172V204H173ZM176 203H177V204H176ZM188 203H190V204H192V205L190 206ZM211 203L209 204V205H210L209 208H211V205L213 204V203H212V204H211ZM217 203H218V202H217ZM9 204H10V203H9ZM39 204H40V203H39ZM103 204H104V203H103ZM253 204H254V203H253ZM40 205H41V204H40ZM57 205H58V204H57ZM57 205L55 204V206H57ZM64 205H65V204H64ZM146 205H147V204H146ZM146 205H145V206H146ZM198 205H200V204H198ZM242 205H243V204H242ZM254 205H255V204H254ZM254 205H253V206H254ZM263 205H264V204H263ZM7 206H9V205L7 204ZM7 206H6V204L4 205L5 208H6ZM52 206L54 207V205H52ZM73 206H74V205H73ZM103 206H104V205H103ZM145 206H144V208H146ZM187 206H188V207H187ZM189 206H190V207H189ZM207 206H208V205H207ZM249 206H250V205H248V210L251 209V208H249ZM251 206H252V204H251ZM260 206H261V203H260ZM10 207H12V205H11ZM29 207H31V206H29ZM40 207H41V206H40ZM66 207H67V205H66ZM125 207H123V208H125ZM167 207H168V206H167ZM194 207H195V206H194ZM21 208H23V207H21ZM49 208H50V207H49ZM71 208H72V207H71ZM71 208H70V210H71ZM200 208H201V207H200ZM200 208H199V209H200ZM216 208H217V207H216ZM239 208H240V207H239ZM243 208H244V207H243ZM17 209H18V208H17ZM52 209H53V208H52ZM55 209H56V208H55ZM63 209H64V207H63ZM63 209H62V210H63ZM74 209H75V208H74ZM114 209H115V208H114ZM147 209H148V208H147ZM176 209H177V207H176ZM222 209H223V208H222ZM6 210H7V209H6ZM18 210H19V209H18ZM35 210H36V208H35ZM46 210H47V209H46ZM64 210H65V209H64ZM64 210H63V211H64ZM125 210H126V209H125ZM190 210H191V209H190ZM212 210H213V209H212ZM256 210H257V209H256ZM26 211H27V210H26ZM48 211H49V210H48ZM54 211H56V210H54ZM65 211H67V210H65ZM115 211H119V210H115ZM122 211H123V210H122ZM191 211H192V210H191ZM199 211H201V209H200ZM208 211H209V210H208ZM251 211H252V210H251ZM7 212H8V210H7ZM17 212H18V211H17ZM27 212H28V211H27ZM36 212L38 213V211H36ZM36 212H35V213H36ZM51 212H52V211H51ZM57 212H58V211H56V213H57ZM72 212L74 213V210H72ZM176 212H177V211H176ZM247 212H248V211H247ZM249 212H250V210H249ZM252 212H253V211H252ZM254 212H255V211H254ZM12 213H14V212L12 211ZM12 213H11V215H12ZM33 213H34V212H33ZM35 213H34V214H35ZM37 213H36V214H37ZM53 213H54V212H53ZM56 213H55V215H56ZM58 213H59V212H58ZM58 213H57V214H58ZM61 213H62V212H60V213L58 214L59 219H61L60 224L64 222V225H65V221H62V218H61V217H62L63 215H60ZM76 213H77V212H75V214H76ZM210 213H211V215H212L213 212H210ZM224 213H225V212H224ZM250 213H251V212H250ZM262 213H263V211H262ZM262 213H261V214H262ZM15 214H16V212H15ZM18 214H20V213H18ZM27 214H28V213H27ZM29 214L31 215V213H29ZM29 214H28V218L31 219L32 215H31V217H30ZM36 214L34 215L35 217H36ZM38 214H39V213H38ZM64 214H65V213H64ZM77 214H78V213H77ZM80 214H81V213H80ZM114 214H115V213H114ZM171 214H172V213H171ZM197 214H198V213H197ZM197 214H196V215H197ZM201 214L203 215V210L201 211V213H199V215H201ZM204 214H205V213H204ZM216 214H217V213H216ZM239 214H240V213H239ZM50 215H51V214H50ZM59 215H60V216H59ZM78 215H79V214H78ZM132 215H131V216H132ZM134 215H133V216H134ZM172 215H173V214H172ZM219 215H220V214H219ZM229 215H230V213H229ZM240 215H241V214H240ZM242 215H243V214H242ZM248 215H250V214H248ZM254 215H255V213H254ZM12 216H13V215H12ZM34 216H33V217H34ZM38 216H41V215H38ZM38 216H37V218H36L37 221L40 219ZM107 216H108V214H107ZM126 216H127V214H126ZM142 216H143V215H142ZM179 216H180V215H179ZM197 216H198V215H197ZM214 216H215V215H214ZM214 216H213V217H214ZM216 216H217V215H216ZM14 217H15V216H14ZM14 217H13V218H14ZM41 217H42V216H41ZM66 217H68V216H66ZM108 217H109V216H108ZM145 217H147V216H145ZM149 217H150V216H149ZM172 217H173V216H172ZM191 217H192V216H191ZM206 217H207V216H206ZM206 217H205V218H206ZM228 217H230V216H228ZM236 217H237V216H236ZM249 217H250V216H249ZM249 217H248V218H249ZM252 217H253V216H252ZM254 217H255V216H254ZM38 218H39V219H38ZM54 218H55V216H54ZM72 218H73V217H72ZM151 218H149V220H150ZM153 218H152L153 223L150 221V222L152 223V226L155 224V223H154L155 220H153ZM188 218H190V216H189ZM188 218H187V219H188ZM201 218H204V217L202 216V217H200V219H201ZM220 218H221V215H220ZM238 218H239V217H238ZM238 218H237V219H238ZM255 218H256V217H255ZM55 219H56V218H55ZM67 219H69V218H67ZM112 219H113V218H112ZM147 219H148V218H147ZM172 219H173V218H172ZM206 219H209V218L207 217ZM214 219H215V218H214ZM214 219L211 220V221H210V224H209V225L212 226V227H211V228L209 227V229L206 228L207 230H210V229H212L213 231L216 230V229H215V226H217V225H216L217 223L215 224L216 220H214ZM216 219H219V218H216ZM222 219H223V218H222ZM235 219H236V218H235ZM240 219H241V218H240ZM246 219H247V216H246ZM257 219H258V218H257ZM257 219H256V220L254 219V220L257 221ZM14 220H15V219H14ZM16 220H17V219H16ZM63 220H64V219H63ZM177 220H178V218H177ZM223 220H224V219H223ZM223 220H222V221H223ZM17 221H18V220H17ZM24 221H25V220H24ZM29 221H30V220H29ZM32 221H35V222H36V220L33 219V218H32ZM44 221H45V220H44ZM67 221H68V220H67ZM72 221H73V220H72ZM117 221H118V220H117ZM119 221H120V220H119ZM125 221H126V220H125ZM138 221H139V220H138ZM140 221H141V220H140ZM170 221H171V220H170ZM181 221H183V220H181ZM181 221H180V222H181ZM198 221L200 222V220H198ZM246 221H247V220H246ZM25 222H26V221H25ZM30 222H31V221H30ZM35 222H33V223L35 224ZM41 222H42V221H41ZM68 222H69V221H68ZM68 222H67V223H68ZM81 222H82V221H81ZM81 222H80V223H81ZM83 222H84V221H83ZM143 222H144V221H143ZM145 222H146V221H145ZM178 222H179V221H178ZM186 222H187V221H186ZM201 222H202V221H201ZM203 222H204V221H203ZM249 222H250V221H249ZM69 223H70V222H69ZM69 223H68L66 226L71 225V223H70V224H69ZM117 223H118V222H117ZM117 223H116V224H117ZM127 223H128V222H127ZM207 223H208V222H207ZM218 223H219V222H218ZM222 223H225V222H222ZM241 223H242V222H241ZM245 223H246V222H245ZM25 224H26V223H25ZM29 224H30V223H29ZM102 224H103V223H102ZM102 224H101V225H102ZM134 224H136V223H134ZM137 224H138V223H137ZM147 224H149V223H147ZM164 224H165V223H164ZM167 224H168V223H167ZM167 224H166V225H167ZM170 224H171V223H170ZM173 224H174V223H173ZM173 224H172V225H173ZM177 224H178V223H177ZM179 224H180V223H179ZM220 224H221V223H220ZM242 224H243V223H242ZM26 225H27V224H26ZM35 225H37V227H36L37 229L35 228V226L33 227V225L31 226V224H30V226H31L32 229L35 228V229L32 230V231H35V230H36L38 233H40V232H39V229H40V228H38V224H35ZM55 225H56V224H55ZM101 225H100V226H101ZM140 225H142V224L140 223ZM140 225H139V226H140ZM166 225H165V226H166ZM181 225H182V224H181ZM181 225H180V227H181ZM183 225H184V223H183ZM185 225H186V224H185ZM185 225H184V226H185ZM187 225H188V224H187ZM191 225H192V224H191ZM198 225H199V224H198ZM200 225H201V223H200ZM204 225H205V224H204ZM206 225H207V224H206ZM226 225H227V224H226ZM226 225H224V226L226 227ZM245 225H246V224H245ZM11 226H12L11 224L4 223L2 220H0V263H2L3 261H6V260H7L6 262L8 263L9 259H11V258H9V257L7 256L8 254H7V252H6L7 249L10 248V244H11V242H10V244H9V248H8V241H9V239H12V241L14 240L13 242L17 241V239L12 238V237H14L13 235H15V232H13V229H14V231H16V230H15L14 227L11 228ZM27 226H29V225H27ZM30 226H29V227H30ZM46 226H48V224H46ZM49 226H50V225H49ZM56 226H57V225H56ZM71 226H72V225H71ZM71 226H69V228H70ZM106 226H107V225H106ZM128 226H129V225H128ZM150 226H151V225H150ZM154 226H155V225H154ZM169 226H170V225H169ZM173 226H174V225H173ZM188 226H189V225H188ZM188 226H185V227H188ZM207 226H208V225H207ZM218 226H219V225H218ZM232 226H233V225H232ZM22 227H23V226H22ZM29 227H28V228H29ZM86 227H84V228H86ZM95 227H97V228H95ZM117 227H118V226H117ZM135 227H136V226H135ZM155 227H156V226H155ZM158 227H159V226H158ZM167 227H168V226H167ZM170 227H171V226H170ZM180 227H179V228H180ZM182 227H183V226H182ZM185 227H184V228H185ZM205 227H206V226H205ZM219 227H220V226H219ZM221 227H222V224H221ZM225 227H223V228H225ZM64 228L68 229V228L65 227V226H64ZM101 228H103V227H101ZM149 228H150V227H149ZM168 228H169V227H168ZM227 228H228V227H227ZM244 228H245V227H244ZM24 229H25V228H24ZM26 229H27V228H26ZM73 229H74V228H72V230H73ZM78 229H79V228H78ZM126 229H127V228H126ZM171 229H172V227H171ZM180 229H182V228H180ZM194 229H195V228H194ZM199 229H201V227H200V228L198 227V230H199ZM236 229H237V228H236ZM28 230L30 231L31 229H28ZM57 230H59V229H57ZM63 230H65V229H63ZM70 230H71V229H68V231H70ZM104 230H105V229H104ZM106 230H108V229H106ZM117 230H118V229H117ZM146 230H147V229H146ZM158 230H161V228H159ZM168 230H169V229H168ZM225 230H226V229H225ZM237 230H239V229H237ZM36 231H35V232H36ZM74 231H75V230H73V232H71L70 234L75 233V235H76L77 232H76V231L74 232ZM83 231H84V229H83ZM83 231H82V232H83ZM97 231H98V230H97ZM108 231H109V230H108ZM126 231H127V230H126ZM128 231H129V230H128ZM136 231H137V229H136ZM142 231H143V230H142ZM148 231H149V230H148ZM175 231H176V230H175ZM181 231H182V230H181ZM181 231H180V232H181ZM187 231H188V229H187ZM199 231L201 232V230H199ZM217 231H218V230H217ZM217 231H216V232H217ZM232 231H233V229H232ZM17 232H18V231H17ZM23 232H24V231H23ZM41 232H42V231H41ZM48 232H50V231H48ZM53 232H54V231H53ZM63 232H64V231H63ZM84 232H85V231H84ZM86 232H87V230H86ZM109 232H110V231H109ZM109 232H108V233H109ZM119 232L121 233V231L118 230V233H119ZM156 232H157V231H156ZM171 232L173 233V230H171ZM182 232H185V231H182ZM222 232H223V231H222ZM233 232H235V231H233ZM13 233H14V234H13ZM45 233H47V232H45ZM163 233H164V231H163ZM163 233H161V234H163ZM172 233H171V234H172ZM188 233H189V231H188ZM206 233H207V236H209V235H208V231H207ZM210 233H212V232L210 231ZM217 233L220 234L221 232H220V233L217 232ZM41 234H42V233H41ZM50 234H51V233H50ZM52 234H53V233H52ZM54 234H55V233H54ZM89 234H91V235L93 234V236L95 237V235H94V234H95V231H94L93 233L89 232ZM123 234H124V232H123ZM145 234H146V233H145ZM159 234H160V233H159ZM173 234H176V233L174 232ZM194 234H195V233H194ZM199 234H200V233H199ZM215 234H216V233L213 232V234H211V235L205 240V241H206L205 243H200V244H204V246L202 247V249L199 247V248L201 249V251H202L201 254H200L201 257H199V259H198L197 261L195 260V258H193V261H196V264H218V263H217V259H218L219 256L221 257L222 254L220 253L221 255L218 256V251H219V249H218V237H219V235L216 236ZM221 234H223V235H222V239L220 238L221 241H222V244L224 243V244L226 245V242H229V241H230V244L232 245L233 242H231V240L228 241V235H227L225 232H224V233H221ZM221 234H220V235H221ZM228 234H229V233H228ZM239 234H240V233H239ZM239 234H237V235H239ZM27 235H28V233H27ZM32 235H33V233H32ZM81 235H82V234H81ZM115 235H116V234H115ZM186 235H187V233H186ZM186 235H184V236H186ZM192 235H193V233H192ZM192 235H191V236H192ZM195 235H196V234H195ZM16 236H18V235H16ZM30 236H31V234H30ZM36 236H37L36 238H37V240H38V238H40V235L38 236V234L36 233ZM54 236L56 237V235H54ZM73 236H74V235H72L71 237H73ZM118 236H119V235H118ZM138 236H139V235H138ZM142 236H143V235H142ZM163 236H164V235H163ZM202 236H203V235H202ZM233 236H234V235H233ZM251 236H252V235H251ZM33 237H34V236H33ZM69 237H70V236H69ZM78 237H79V236H78ZM88 237H89V236H88ZM96 237H98V238H99V241H100L101 238H100L99 236H96ZM109 237H110V236H109ZM124 237H125V236H124ZM140 237H141V236H140ZM143 237H144V236H143ZM146 237H147V236H146ZM150 237H151V236H150ZM155 237H157V235H155ZM166 237H167V236H166ZM181 237H182V235H181ZM189 237H190V235L188 234V238H189ZM193 237H194V235H193ZM199 237H200V236H199ZM238 237H239V236H237V239H238ZM26 238H27V237H26ZM30 238L32 239V236H31ZM30 238H29V239H30ZM48 238H49V237H48ZM56 238H57V237H56ZM79 238H80V237H79ZM89 238H90V237H89ZM102 238H103V237H102ZM105 238H106V237H105ZM105 238H104V239H105ZM159 238H160V237H159ZM176 238H177V237H176ZM185 238H186V237H185ZM185 238H184V239H185ZM188 238H187V239H188ZM197 238H198V237H197ZM205 238H206V237H205ZM230 238H232V236H231ZM243 238H244V237H243ZM18 239H19V238H18ZM29 239H28V241H29ZM42 239H43V237L39 240V242L41 243V245H43V244H42V243H43V240H42ZM46 239H47V238H46ZM57 239H58V238H57ZM66 239H68V238H66ZM83 239H84V238H83ZM113 239H114V238H113ZM127 239H128V238H127ZM149 239H150V238H149ZM149 239H148V240H149ZM167 239H168V238H167ZM173 239H174V238H173ZM177 239H178V238H177ZM187 239H185V240H187ZM77 240H78V239H77ZM79 240H80V239H79ZM129 240H130V239H129ZM141 240H143L142 237H141ZM159 240H160V239H159ZM164 240H165V239H164ZM168 240H169V239H168ZM192 240H193V239H192ZM202 240H203V239H201V241H202ZM239 240H241V239L239 238ZM10 241H11V240H10ZM18 241H19V240H18ZM32 241L36 242V240H34V239H33ZM59 241H60V239H59ZM69 241H70V240H69ZM73 241H74V240H73ZM99 241H98V243L101 244V242H99ZM102 241H104V240H102ZM189 241H190V238H189ZM189 241H188V242H189ZM221 241H220L219 243H221ZM252 241H253V240H252ZM13 242H12V243H13ZM21 242H22V241H21ZM30 242H31V241H30ZM30 242H29V243H30ZM46 242H47V241H46ZM82 242H83V241H82ZM106 242H107V241H106ZM106 242H105L104 244H106ZM129 242H130V241H129ZM145 242H146V241H145ZM147 242H148V241H147ZM169 242L172 243V244H171V246H172V245H173V242H171L170 240H169ZM184 242H186V241H184ZM190 242H191V241H190ZM196 242H197V241H196ZM32 243H33V242H32ZM36 243H37V242H36ZM36 243H33V244L35 245ZM40 243H39V245H40ZM47 243H48V242H47ZM49 243H50V244L52 243V244L55 245V243H53V242H49ZM49 243H48V244H49ZM70 243H71V242H70ZM167 243H168V242H167ZM176 243H177V241H176ZM239 243H240V242H239ZM241 243H243V241H242ZM245 243H246V242H245ZM256 243H257V242H256ZM18 244H20V243H17V245H18ZM37 244H38V243H37ZM82 244H83V243H82ZM107 244H108V243H107ZM134 244H135V243H134ZM191 244L194 245L193 243H191ZM191 244H190V245H191ZM246 244H247V243H246ZM246 244H245V245L243 244V246L245 247ZM252 244H253V243H252ZM11 245H12V244H11ZM17 245H15V246L13 245V247H16ZM39 245H37V246L35 245V246L38 247ZM58 245H59V244L57 243V246H58ZM78 245H80V244L78 243ZM78 245H77V246H78ZM96 245H97V244H96ZM102 245H103V243H102ZM112 245H113V244H112ZM121 245H122V244H121ZM128 245H129V244H128ZM135 245H136V244H135ZM149 245H150V244H149ZM159 245H160V244H159ZM162 245H163V244H162ZM164 245H165V244H164ZM167 245H168V244H167ZM184 245H185V244H184ZM190 245H189V246H190ZM227 245H228V244H227ZM233 245H234V244H233ZM235 245H236V244H235ZM240 245H241V244H240ZM247 245H248V244H247ZM253 245H255V244H253ZM44 246H46V245H44ZM70 246H71V245H70ZM77 246H76V248H77ZM91 246H92V245H91ZM107 246H108V245H107ZM126 246H127V245H126ZM152 246H153V245H152ZM169 246H170V245H169ZM174 246H175V245H174ZM197 246H198V245H197ZM228 246L230 247V245H228ZM228 246L226 247L227 249H225V253H226V250L229 251V247H228ZM243 246H241V250H242V251L240 250L241 253L246 249V247H245V249L242 248ZM13 247H11V248H13ZM26 247H27V245H26ZM39 247H41V246H39ZM39 247L36 248V249H34V250H38ZM46 247H47V246H46ZM50 247H51V246H50ZM99 247H100V246H99ZM101 247H102V246H101ZM104 247H105V245H104ZM133 247H134V246H133ZM143 247H144V246H143ZM153 247H154V246H153ZM177 247H180V246L177 245ZM185 247H186V246H185ZM223 247H224V246H223ZM236 247H237V246H236ZM248 247H249V245H248ZM16 248H17V250L19 249L18 247H16ZM27 248H29V247H27ZM30 248H31V247H30ZM55 248H56V247H55ZM55 248H54V249H55ZM57 248L59 249V246H58ZM78 248H79V247H78ZM87 248H88V247H87ZM89 248H90V247H89ZM111 248H112V247H111ZM138 248H140V247H138ZM164 248H165V247H164ZM166 248H167V247H166ZM169 248H170V247H169ZM181 248H182V247H181ZM194 248H195V246H194ZM219 248H221V246H220ZM257 248H258V247H257ZM13 249H14V248H13ZM21 249H23V251H25V246H24V248H21ZM40 249H42V248H40ZM49 249H50V248H49ZM101 249H102V248H101ZM122 249H123V248H122ZM134 249H135V248H134ZM147 249H148V247H147ZM157 249H159V248H157ZM177 249H178V248H177ZM188 249L191 250L190 248H188ZM238 249H239V248H238ZM247 249H250V247L247 248ZM17 250H16V251H17ZM27 250H28V249H27ZM27 250H26V251H27ZM72 250H73V248H72ZM77 250H78V249H77ZM107 250H108V249H107ZM113 250H114V249H112V251H113ZM116 250L118 251V247H117ZM127 250H128V249H127ZM131 250H132V249H131ZM136 250H137V249H136ZM222 250H224V248H223ZM230 250H232V249L230 248ZM13 251H14V250H13ZM19 251H20V249H19ZM79 251H80V250H79ZM88 251H89V250H88ZM108 251H109V250H108ZM112 251H110V252H112ZM123 251H124V250H123ZM134 251H135V250H134ZM154 251H155V250H154ZM170 251H171V250H170ZM180 251H181V250H180ZM183 251H184V250H183ZM195 251H196V250H195ZM228 251H227V253H229ZM238 251H239V250H238ZM240 251H239V252H240ZM247 251H248V250H247ZM8 252H9V251H8ZM27 252H28V251H27ZM27 252H26V254H27ZM29 252H30V251H29ZM29 252H28V255H27V256H30V255H31ZM38 252H41V251L38 250ZM157 252H158V251H157ZM185 252H186V251H185ZM187 252H188V251H187ZM187 252H186V255H187ZM190 252H191V253H190ZM219 252H220V251H219ZM231 252H232V251H231ZM236 252H237V251H236ZM254 252H255V251H254ZM21 253H22V251L20 252V254H21ZM44 253H45V252H44ZM63 253H64V252H63ZM76 253H77V252H76ZM82 253H83V252H82ZM107 253H108V252H107ZM125 253H126V252H125ZM132 253H133V252H132ZM136 253H137V252H136ZM144 253H145V252H144ZM152 253H153V252H152ZM170 253H171V252H170ZM182 253H183V252H182ZM196 253H197V252H196ZM223 253H224V252H223ZM227 253H226L225 255H223V256H226ZM244 253H245V251L243 252L242 256L244 255ZM16 254H17V253H16ZM26 254H24V255H26ZM37 254H38V253H37ZM39 254H40V253H39ZM39 254H38V255H39ZM77 254H78V253H77ZM79 254H81V253H79ZM110 254H111V256L109 257L110 262H111V260H114V261H115V259L118 260V261H116V264H120V262H123V261H120V258L118 259L119 256L116 257V258H114V257H113L114 255H112L113 253H110ZM114 254H115V253H114ZM116 254H117V253H116ZM116 254H115V255H116ZM120 254H121V253H120ZM153 254H155V253H153ZM167 254H168V253H167V250H166V253H165L164 255H167ZM176 254H178V253H176ZM183 254H184V253H183ZM192 254H193V255H196V254L192 253V251H189V255L192 256ZM245 254H246V253H245ZM251 254H252V253H251ZM254 254H255V253H254ZM258 254H259V253H258ZM74 255H75V254H74ZM81 255H82V254H81ZM83 255H84V254H83ZM83 255H82V256H83ZM93 255H94V254H93ZM124 255H125V254H124ZM155 255H156V254H155ZM186 255H184L185 258H187ZM197 255H199V254L197 253ZM247 255H248V254H247ZM16 256H17V255H16ZM22 256H23V255H22ZM64 256H65V255H64ZM84 256H85V255H84ZM91 256H92V255H91ZM116 256H117V255H116ZM127 256H128V255H127ZM134 256H135V255H134ZM136 256H138V255H136ZM136 256H135V257H136ZM148 256H149V255H148ZM148 256H147V257H148ZM152 256H153V255H152ZM156 256H157V255H156ZM176 256H177V257H180V256H182V255H180V253H179L178 255H175V257H176ZM190 256H189V257H190ZM229 256H230V255H229ZM248 256L250 257V255H248ZM30 257H31V256H30ZM89 257H90V256H89ZM120 257H121V256H120ZM160 257H161V256H160ZM165 257H167V256H165ZM175 257H174V258H175ZM182 257H183V256H182ZM192 257H193V256H192ZM192 257H191V258H192ZM226 257H227V256H226ZM226 257H223V258L221 257L222 260H223V259L225 260V263H226V259H227ZM231 257H233V256H230V258H231ZM245 257H246V255H244V256L242 257V259H240V262H239V261H236V263H237V262L241 263V260H242V262H243V261H244L243 258L245 259V261H248V258H249V257L247 258V260H246ZM59 258H60V257H59ZM77 258H78V257H77ZM92 258H93V257H92ZM124 258H125V256H124ZM126 258H127V257H126ZM138 258H139V257H138ZM180 258H181V257H180ZM233 258H234V257H233ZM31 259H32V258H31ZM51 259H52V258H51ZM93 259H94V258H93ZM93 259H92V260H93ZM107 259H108V258H107ZM135 259H137V258H135ZM165 259H166V258H165ZM167 259H168V258H167ZM189 259H190V258H189ZM231 259H232V258H231ZM231 259H230V260H231ZM254 259H255V258H254ZM254 259H253V260H254ZM78 260H79V259H78ZM96 260H97V259H96ZM96 260H95V261H96ZM121 260H122V257H121ZM137 260H138V259H137ZM181 260H183V259H181ZM181 260H180V261H181ZM185 260H186V259H185ZM185 260H183L185 263L189 262V261H185ZM222 260H221V261H222ZM224 260H223V261H224ZM24 261H25V260H24ZM31 261H32V260H31ZM59 261H61V260L59 259ZM86 261H87V260H86ZM143 261H144V260H143ZM166 261L168 262V260H166ZM190 261H192V260H190ZM223 261H222V262H223ZM245 261H244V262H245ZM251 261H252V260H251ZM255 261H257V260H255ZM255 261H254V262H255ZM110 262H108V263H110ZM129 262H130V260H129ZM151 262H153V260H151ZM164 262H165V261H164ZM176 262H177V261H176ZM232 262H233V261H232ZM3 263H4V262H3ZM7 263H6V264H7ZM9 263H10V262H9ZM15 263H16V262H15ZM43 263H44V262H43ZM61 263H63V262H61ZM67 263H69V262H67ZM83 263H84V262H83ZM161 263H162V262H160V264H161ZM182 263H183V262L181 261V264H182ZM185 263H183V264H185ZM190 263L193 264V262H190ZM228 263H229V261H228ZM24 264H25V263H24ZM27 264H28V263H27ZM31 264H32V263H31ZM34 264H35V263H34ZM36 264H37V263H36ZM44 264H45V263H44ZM77 264H78V263H77ZM100 264H102V263H100ZM111 264H115V262H114V263L112 262ZM122 264H123V263H122ZM144 264H145V263H144ZM152 264H153V263H152ZM154 264H155V263H154ZM158 264H159V261H158ZM174 264H176V263L174 262ZM187 264H189V263H187ZM226 264H227V263H226ZM242 264H243V263H242ZM248 264H249V263H248ZM258 264H259V263H258Z\"/></svg>","mask_w":264,"mask_h":264}]
</instances>
